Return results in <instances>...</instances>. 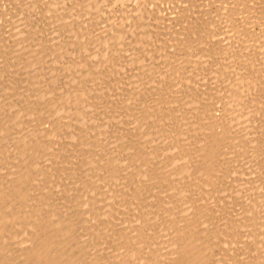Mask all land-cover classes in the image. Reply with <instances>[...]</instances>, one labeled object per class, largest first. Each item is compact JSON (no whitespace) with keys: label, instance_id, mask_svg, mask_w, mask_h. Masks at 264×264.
<instances>
[{"label":"rangeland","instance_id":"1","mask_svg":"<svg viewBox=\"0 0 264 264\" xmlns=\"http://www.w3.org/2000/svg\"><path fill=\"white\" fill-rule=\"evenodd\" d=\"M8 1V2H7ZM135 1V2H134ZM139 1V2H138ZM4 2V0H0V62H2V67H0V121L2 122V123H4V120H5V123L4 124H1V122H0V127L2 126L4 129L5 128H8L7 130L5 129V130H3V134L5 135H3L2 134V136H0V141L2 140V142L0 143V149H1V152H2V154L3 155H0V169H1V172L2 173H0V175L2 176V177H5L4 179H7L6 177H8V179L7 180H9V181H4V182H6V183H2L3 182V178L0 176V179H3V180H0V183H1V185L2 184H4V186H7L6 187V190H8L9 189V187H11L12 186V184L15 182V178H16V176L18 175V172H21L23 169H27V167H28V169L27 170H29L30 171V173H33V174H35V175H33V178L30 180V182L28 183V185H26V186H28V189H30L31 190V188L34 186L35 187V189H36V186H38V187H41V188H38L37 187V190H35L34 189V187L32 188V190L31 191H29L28 189H27V191H26V187L24 188V190H25V193L26 194H29L28 196H29V198H28V200L29 199H31L30 197H33V196H35L34 197V201H35V203H34V201H33V198L30 200L31 202V205H32V207H34V209H33V212H35L36 210H41L42 208H44L45 209V207H46V209L44 210V209H42V216L43 217H46V218H48L47 216H52L53 214H55L56 216L58 215V219L60 220H58V219H56V222H61V221H63V222H67V220L68 219H70V220H68V222L71 224V226H73L74 225V227H72V231H71V233H73L72 235L70 234V237L68 236V239H70V240H74V244H75V248H76V250H78L77 252H72V254H75L76 255V257L78 258V257H80V255H81V257H82V254H84L83 255V257L81 258L80 257V260H79V258L77 259L76 257H75V255H72V257L73 258H75V259H77V260H79V263L80 264H90V263H94V264H111L112 263V261H114L115 260V264H120V262H117V261H119V255L118 254H116V252H115V254L113 253L114 251H112L110 248H112L113 247V244L111 243L112 241H111V239L112 240H114L115 241V237L117 238H119V240H117L116 239V241H118V243H119V245L118 246H122V245H124L125 244V246H127V244L129 245V243L130 242H132V237L134 236V231H136V229L139 227L140 228V226H142V228H143V225H141L140 224V222H139V219H138V215H140L141 217L143 216L142 215V212L140 213V209L138 208V206H141L139 203H137V201H136V198L133 200L132 199V194H133V191H131L130 193H129V191H130V186H132V187H138L137 185H138V183L137 182H140V184H139V186H140V192H143V194L141 195L140 193L136 196L137 198H138V196H139V198L141 197V198H145V199H141L140 198V200L142 201H144L145 200V203H144V205H142L141 207H144L145 205V208H144V211L143 212H155V211H157V207L158 208H162L163 210H165V209H167L168 211H167V215L166 216H164V214H163V211L161 212V213H156L155 212V216H157V214H159L160 216H157V219H158V221H156L157 223H161V218H163L162 219V221H163V224L161 225V226H156V229L158 230V231H163L164 229L166 230V231H168V232H166L165 231V233H164V231H163V233H160V234H162V236H160L162 239L161 240H163V241H159L158 240V236L160 235H158L156 232H157V230L155 231V230H153V229H151V231H150V229H148V232H146L147 231V229H146V231L144 232V231H142L141 233H142V237H143V235L146 237H143L144 238V240H143V243H142V245H144L146 242H147V240L149 239L150 241H152V242H150V241H148L146 244H148V245H144L143 247L145 248V249H143V247H142V256L143 257H145V256H147L148 254H147V248H146V246H149L150 245V243H151V246L153 245V244H155L156 243V246L155 247H160V248H162L163 246H162V242H164V241H166L167 239V241L166 242H168L169 240H170V238H169V236L170 237H172L173 236V232H171L170 233V230L171 231H174V229L172 230V228L170 227V226H172V219L173 218H175L176 219V217H175V215H177V218L179 217V215L181 216L182 214H181V210H182V212H183V210H184V214L186 213L185 211L187 210V209H189V211H187V215H189L188 213L190 212H192L191 214H193L194 215V212L192 211V208L195 210V209H198V210H202V208H200V206H201V204H202V206H203V209H204V212L208 215H206V217H208V218H206L204 215V217H202V214H203V211L202 212H200V211H198V213L197 214H195V216H192V217H196L197 215H199L198 217V220H202L201 221V223L200 224H202V226L199 228V230H198V233H201L200 232V230H203L205 227H207V228H209V229H215V226H216V228H218V229H228L229 227H232V226H234V229L236 230V231H239V227L241 226V223H243L244 221H245V219H242L243 217H245V216H243V215H245V214H249V211H248V209L250 210H252V208H248V206L250 205V207L253 205H257V204H260V202L262 201V200H264V197H263V192H264V186H262V189H261V185H264V182H262V180L264 181V178L261 176V175H263L264 176V166H263V162H264V158H263V156L264 155H262V154H264L263 152L264 151H262V150H264V132L262 133V131L264 130V128H259V127H262V125H264V0H5V2ZM12 3V4H10V3ZM136 2L137 3H139V4H136ZM10 5H9V4ZM150 3H152V5L150 4ZM6 4V5H5ZM20 7H19V6ZM30 7H29V6ZM55 5V6H54ZM194 5H196V6H199V8L198 7H196V6H194ZM25 6V7H24ZM26 6H28L27 8H26ZM139 6H140V8H139ZM200 6H202V8H200ZM197 9H196V8ZM195 8V9H194ZM223 8H225V9H223ZM134 9V10H133ZM27 12H26V11ZM147 10V11H146ZM195 10H196V12H195ZM199 10V12L197 13V11ZM202 10V11H201ZM205 12H204V11ZM20 11H22V12H24V13H22V12H20ZM28 11L31 13V14H28ZM34 12V14H33V12ZM159 11H161V12H163L162 13V15H161V13H160V15L158 14V12ZM185 11V12H184ZM203 13H201V12ZM221 11H223V12H221ZM20 12V13H19ZM149 12V13H148ZM175 12V13H174ZM194 12V13H193ZM222 14H221V13ZM225 12V13H224ZM227 12V13H226ZM18 13V14H17ZM27 15H29V16H27ZM140 13H142V14H144V15H142V14H140ZM145 13H147L146 14V16H145ZM156 13L158 14L157 15V17H159V16H161L160 18H158V19H155L156 18ZM180 13H181V15H180ZM184 13V14H183ZM196 13V14H195ZM200 13V15H198ZM204 13H206V14H204ZM229 13V16H226L227 14ZM16 14H17V16L19 17H17L16 16ZM20 14H22L21 16H20ZM140 14V15H139ZM163 14L165 15L164 17H163ZM175 14V15H174ZM179 14V15H178ZM186 14H189V15H187L186 16ZM202 14V15H201ZM219 14L220 15H223V17L224 16H226L227 17V19H226V17H221V16H219ZM230 14H232V15H230ZM37 15V16H36ZM138 15V16H137ZM183 15H184V17H185V19L184 18H180L179 16H181V17H183ZM197 15V16H196ZM206 15V16H205ZM27 16V17H26ZM49 17V18H47V17ZM140 16H141V18H140ZM142 16H143V18H142ZM169 18V20L168 21H166V18L167 17ZM171 16H173L172 18H174V20H177L176 18L178 17L179 19V21L181 22H179V21H174L172 18H171ZM191 16V17H190ZM17 17V18H16ZM21 17V18H20ZM24 17H26V18H24ZM45 17V18H44ZM139 17V18H138ZM144 17H146L145 19V21H143L144 20ZM148 17H149V19H148ZM151 17V18H150ZM162 17H163V19L166 21H164L163 19H162ZM186 17H188L187 19H189V20H191V21H193L192 23H194V25L192 24V23H190L188 20H186ZM198 17L199 18H201V17H205V20H204V18H203V20L202 19H199V20H197L198 19ZM217 17V18H216ZM29 18V19H28ZM136 18H138V20L136 19ZM171 18V19H170ZM208 18H210V19H208ZM222 18V19H221ZM12 19H15V20H12ZM21 19H23L22 21H24L23 23L21 22ZM47 19H49V20H47ZM51 19H52V21H51ZM60 19V20H59ZM141 19H143V20H141ZM147 19H148V26H150L149 28L150 29H148V27H147V30H146V28L144 27V25H146V24H144V23H147ZM160 19H162V20H160ZM183 19V20H182ZM207 19V20H206ZM214 19V20H213ZM228 19H232V24H231V20L228 22L227 20ZM15 23L16 22V24H18L19 22V24L20 25H23V26H25V27H21L19 24L18 25H16V24H14L12 21ZM139 20H141V21H143V22H141V21H139ZM153 20L156 22V20H157V22L158 23H154L153 22ZM172 20V21H171ZM185 20L186 21H188V22H186V26H185ZM202 20V21H201ZM210 20V21H209ZM50 21V22H49ZM134 21H137L135 24H134ZM165 22V25L163 26L162 24H164V22ZM169 21H171V22H173V24H170L171 22H169ZM215 21V22H214ZM18 22V23H17ZM140 22L142 23V27H144V28H141V27H139V25H140ZM163 22V23H162ZM175 22V23H174ZM224 22H228V23H230V24H228V23H224ZM10 23H11V25H10ZM12 23H13V25H12ZM139 23V25H137ZM162 23V24H161ZM179 25H178V24ZM189 25H188V24ZM25 24V25H24ZM50 24V25H49ZM161 24V25H160ZM174 24H176L175 26H173ZM183 24V25H182ZM193 26H192V25ZM195 24H199V29L197 28V27H194L195 26ZM135 25H136V27H135ZM168 25H170L171 26V28L168 26ZM187 25H188V30H187ZM192 27H191V26ZM231 25H233V26H231ZM12 26H14L15 28L17 27V26H19L17 29H16V31L14 32L13 30H15V28H13ZM30 26V27H29ZM37 26V27H36ZM47 26V27H46ZM134 26V27H133ZM147 26V25H146ZM177 26H179V28L177 27ZM183 28H182V27ZM185 26V27H184ZM190 26V27H189ZM203 26V27H202ZM208 26V27H207ZM212 26V27H211ZM231 26V27H230ZM11 27H12V29H11ZM21 27V28H20ZM38 27L40 28V29H38ZM137 27H139V28H141V29H138ZM163 27L164 28H167L168 29V27H169V31L168 30H166V29H163ZM172 27H173V29H176V30H173L172 29ZM176 27V28H175ZM185 29L184 31L181 29ZM206 28L205 29V32H203L204 30H202V28ZM209 27H210V30H208L209 29ZM25 28V29H24ZM36 28L38 29V31L36 30ZM135 28H137V29H135ZM159 28H161V29H159ZM178 28V29H177ZM192 28V29H191ZM42 29H44V30H42ZM142 29H145L146 31H144V32H146V33H144L143 31H142ZM159 29V30H158ZM193 29H194V31H193ZM200 29L202 30V31H200ZM11 30V31H10ZM19 31V38H18V36H16L17 34H18V31ZM20 30H21V32H20ZM26 30H27V32H26ZM40 30V31H39ZM134 30L136 31V32H134ZM139 30V31H138ZM141 30V31H140ZM165 30V31H164ZM187 30V31H186ZM190 30V31H189ZM197 30V31H196ZM7 31H9L10 33H7ZM137 31H138V33L139 34H141V32H142V34H143V36H144V34H145V38L144 37H142L141 35H138V33H137ZM151 33H150V32ZM174 31V32H173ZM175 31H176V33H175ZM178 31L181 33V35H180V33H178ZM182 31V32H181ZM15 33V34H12V33ZM17 32V33H16ZM25 33H28L27 34V36H26V34H25V36L26 37H24V34ZM30 32V33H29ZM119 32V36L117 37V35L116 36H114L115 34H117ZM152 32H153V34H154V32H156V33H158V34H156V35H153L152 34ZM166 33V34H164V37L162 36V37H160V35H163V33ZM190 32V33H189ZM192 32H194V33H196V34H194V33H192ZM199 32H200V34H199ZM239 32V33H238ZM21 33V34H20ZM137 33V34H136ZM174 34L175 33V35H174V37H173V35L172 34ZM177 33H178V35H180V36H178L177 35ZM182 33H184V35H186L185 37L182 35ZM186 33V34H185ZM192 33V34H191ZM3 34H5V35H3ZM10 34V38L8 39V40H5V37L6 38H8V35ZM121 34H122V36H121ZM134 34H136V38L139 40V41H134V39L135 40H137L135 37H134ZM146 34H148L147 36H146ZM160 34V35H159ZM171 34V35H170ZM199 34V35H198ZM203 34H204V36H203ZM15 36V37H17V38H13L12 36ZM20 35H22L23 36V39H22V36L20 37ZM113 35V36H112ZM137 35H138V37H137ZM159 35V36H158ZM173 38V40H174V38H175V36L178 38V41H180V39H181V41H182V43H181V41L180 42H178V43H180L179 45H178V43H177V41H173V40H170V39H172L170 36ZM189 35H191V36H193L192 38H189L188 36ZM203 37H201V36ZM2 36H5L4 38H2ZM139 36L142 38V39H140L139 38ZM154 36H156V37H154ZM190 36V37H191ZM115 38L114 40L112 39V38ZM122 38V40L120 41L118 38ZM160 38V40H159V38ZM169 37H170V39H169ZM185 39H184V38ZM188 37V38H187ZM1 38H2V40H1ZM144 38V39H143ZM164 38H166V39H169V40H165ZM177 38H175L176 40H177ZM20 39H22L21 40V42H20ZM117 39H118V41L119 42H117ZM132 39V40H131ZM149 41V43L147 42V40ZM164 39L165 40V44L167 45H165V44H163V42H162V40ZM184 39V40H183ZM189 39V40H188ZM202 39H203V41H202ZM14 40H16L17 41V44H22L21 46H22V48H24L25 49V52H24V49H22L21 47H20V45H19V51L17 50L18 49V46H17V44H13L14 42ZM18 40H19V42H18ZM75 40V41H74ZM80 43V45H78V42ZM185 40H186V43H187V45H186V43H185ZM188 40V41H187ZM199 40H201L202 42H200ZM207 40V41H206ZM23 41V42H22ZM73 41V42H72ZM132 41H133V43H135V46H134V44H133V47L132 46H130V45H132ZM143 43H142V42ZM159 41V44L161 45V46H163V49L165 48V50L164 51H166V52H163L161 49H162V47L158 44V43H156V42H158ZM167 41H169V43L167 42ZM173 41V42H172ZM190 41V42H189ZM77 42V43H76ZM90 42V43H89ZM131 42V43H130ZM146 42L148 43V44H150L151 42H153V43H151V45H148V44H146ZM161 42V43H160ZM170 45V47L168 46V44ZM171 42V43H170ZM175 42V44L177 45V46H179V47H177V46H174V45H172L173 43ZM184 42V43H183ZM200 42V43H199ZM205 42H207L206 44H208V45H206L205 44ZM16 43V42H15ZM76 43V44H75ZM82 43H87L89 46H87V44H83V46H84V48H85V50H84V48H83V46H81V44ZM114 44V45H112V44ZM138 43H142V44H138ZM195 43H197V47H203L204 46V48H202V51H200V49H199V51H198V49H197V47H196V45H195ZM202 43V44H201ZM15 45L14 46V48H13V45ZM71 44V46H69ZM75 44V46L76 45H78V48L77 47H75V46H73V45ZM90 44L92 45V46H90ZM106 44V45H105ZM110 44H111V46H110ZM130 44V45H129ZM145 44V45H144ZM183 44H185V45H183ZM202 45V46H199V45ZM104 45L106 46L105 48H104ZM139 45H144V46H141V48H140V46ZM153 45H155L154 47L156 48L157 47V49H155V48H153L152 46ZM158 45V46H157ZM180 45H181V47H180ZM80 46V47H79ZM136 46H137V48H136ZM145 46H149V47H151L152 49V51H150L149 52V50H150V48L148 49V48H146L145 49ZM159 46L161 47V49L159 48ZM173 46L175 47V48H173ZM184 46H186V48L184 47ZM69 47H71L72 48V50H71V48H69ZM74 47H75V49H74ZM116 49V51H115V49ZM143 47H144V49L146 50V53L148 52V53H151V52H153V49H155L154 51L156 52V50H158V49H160L161 50V53H159L158 51V53L156 54L155 52H153V53H155V54H153V53H151V55L153 54V57H156L157 55V57L158 58H160V54H161V57H162V55H163V57L162 58H164L165 57V59H167L166 61H170V62H166L164 59H161V60H163L164 61V64H162L163 63V61H161V60H158V61H156V58H154V59H151L152 57H151V55H150V59L148 58L149 57V54H147V56H146V53H145V50L143 51ZM182 47L184 48V51L185 50H187V48H188V52L187 51H185L186 52V55L188 54L190 57L192 56V57H194V58H197L196 56H198L199 54V58H201L202 60H200L199 58H197V59H194V58H192L191 57V59H190V57L189 56H186L185 55V53H184V51H183V53H182ZM82 49V51H81V49ZM107 48H109V49H107ZM133 48H135L134 50H133ZM140 48V49H139ZM169 50H168V49ZM171 48H172V50H171ZM177 48V49H176ZM181 48V49H180ZM189 48H191V49H189ZM208 50V51H211L212 53H215V55H211L212 57H210V54H211V52L209 53V52H205V53H203V49L204 50H206V49ZM14 49V50H13ZM76 51V53H77V50H78V55L75 53H73V52H75L74 50ZM112 49V50H111ZM180 49V50H179ZM11 50L13 51V52H11ZM138 50H140V51H138ZM175 50L178 52H175ZM190 50H192L193 51V54L191 55V52H190ZM194 50H196L197 51V54H196V51L194 52ZM206 50V51H207ZM14 51H15V54H14ZM22 51V52H21ZM37 51L38 53L36 54L35 52ZM84 51H86L85 53H84ZM168 51V52H167ZM19 52V53H18ZM24 52V53H23ZM35 53V55L37 56V58H35V56H34V53ZM54 52H59L58 54L57 53H55V55H56V57L54 56ZM83 52V53H82ZM88 52V53H87ZM112 52V53H111ZM162 52H163V54H162ZM171 53V56H170V54L169 55H165L164 56V53ZM172 52H174V54L172 53ZM190 52V53H189ZM200 52H202V53H200ZM20 53H22V55L20 54ZM29 53V55H27ZM79 53H82V55H80ZM102 53V54H101ZM103 53H105L104 55L105 56H109L112 60H114V61H112V60H109L110 58H108V57H106L107 58V60H106V58H104L105 60H102L103 59V57H104V55H103ZM113 53H116V55H114ZM209 53V54H208ZM12 54V55H11ZM60 54V56H58ZM173 54V55H172ZM179 56H178V55ZM201 54H205L206 55V59L204 58L205 57V55L203 56V55H201ZM99 55H101V56H103V57H101V56H99ZM144 55L146 56V58H148V59H144L145 57H144ZM155 55V56H154ZM176 55V56H175ZM183 55H185V56H183ZM98 56V57H97ZM112 56V57H111ZM116 56V57H115ZM168 56H170V57H168ZM172 56H175L174 58L172 57ZM178 56V57H177ZM208 56H209V58H208ZM32 57H34V58H32ZM39 57V58H38ZM58 57V58H57ZM79 57H80V59H79ZM166 57H168V58H166ZM172 57V58H171ZM178 58V60H177V58ZM184 57L185 58V60L184 59H182V58ZM188 57V58H187ZM102 58V59H101ZM118 58V59H117ZM187 58V59H186ZM207 58H208V60H207ZM210 58H212V62L210 63ZM39 59V60H38ZM76 59H79V61H81V62H79L78 60H76ZM97 59H99V60H97ZM100 59L102 60V61H100ZM119 59H121L122 61H120ZM169 59V60H168ZM183 61H182V60ZM189 59V60H188ZM210 59V60H209ZM36 60L39 62V65L38 64H34V63H36ZM73 60L76 62L77 61V63L75 64V62H73ZM94 60H96V63H98L99 61H100V63H101V66H102V68H101V66H100V63H98V65L95 63V61ZM109 60V61H108ZM116 60H117V62H116ZM119 60V61H118ZM137 60V61H136ZM146 60V61H145ZM149 60V61H148ZM173 60V62L172 63H175V61H176V63L175 64H171V61ZM192 60H194L197 64H199V65H202L203 64V62H204V65L206 66V69L205 70H207V71H205L204 70V68H205V66H199V68H201V69H199L198 68V65L196 64V63H194L193 64V66L194 65H196V66H194V68H193V66H192V64H190V63H188V62H190L191 61V63H193V61ZM200 60V62L201 63H199L198 61ZM207 60V61H206ZM86 61V62H85ZM93 61V62H92ZM98 61V62H97ZM153 61L155 62L154 64H153ZM160 61V62H159ZM178 61V62H177ZM206 61V62H205ZM69 62H71V65L73 64V67L71 66V68L69 69ZM89 62H91V63H89ZM112 62V66L110 65H108V63L110 64ZM116 62V63H115ZM119 62L121 63V64H119ZM137 64H136V63ZM156 62H158L157 63V65H156ZM162 62V63H161ZM165 62L167 63V64H169V66H170V64L172 65V66H168L167 64L165 65ZM181 62V64L180 65H178L179 63ZM184 62H187L188 64H184ZM207 62H209L210 64H208V65H206L207 64ZM5 65H4V64ZM32 63H33V65H32ZM79 63H83V65H85V66H83V65H81V64H79ZM85 63V64H84ZM87 63H89L90 64V66H89V64H87ZM92 63H93V67H95V65L94 64H96V66H98V67H96V68H93L92 67V69H94V72L95 71H97V76H96V73L95 74H93V70L92 69H90V67L92 66ZM132 63V64H131ZM215 63V66L214 65H212V67H214V68H210L211 67V64H214ZM247 63L248 64H250V66L252 67V68H250V66L249 65H247ZM19 64H21V65H19ZM26 64V65H25ZM74 64H75V66L76 67H78V68H76L75 66H74ZM103 64H106V69L108 68V67H110V68H108L106 71H105V65L103 66ZM118 65V67L116 66V65ZM159 64H161V65H165V68H163V66H161L162 67V69H161V67H160V69L159 70H165V71H169V72H172V73H174V71H175V75L174 74H171V73H169L168 71H167V73H169V74H167V73H165V71L163 70L162 71V73L161 72H159L158 71V69L157 70H155L154 69V67L155 68H157V66L159 67ZM185 65L186 67L188 66V68H189V65H190V69L188 70V68H181V65ZM218 64V65H217ZM247 66H246V65ZM0 65V66H1ZM34 66L35 68H33L32 69V67H30V66ZM36 65V66H35ZM68 65V66H67ZM89 67V69L91 70H89L88 69V67ZM113 65L114 66H116L117 67V69L115 68V67H113ZM156 65V66H155ZM174 65V66H173ZM182 65V67H185V66H183ZM217 65V66H216ZM27 66V67H26ZM68 68H67V67ZM100 66V67H99ZM167 66L170 68H167ZM178 67L179 68V66H180V68H179V70L180 69H183V70H180L181 72H183V71H188V72H190L191 71V75H190V73H188V74H186V72H183L182 74H181V72H179V70H178V68H176V67ZM249 66V67H248ZM23 67V68H22ZM38 67V68H37ZM41 67V68H40ZM66 67V68H65ZM88 69V71H86L87 69ZM114 68V69H112V68ZM174 67V70L172 69ZM196 67V68H195ZM207 67H209L208 69H207ZM248 67V68H247ZM253 67H255V68H253ZM25 68V69H24ZM36 68H37V70H36ZM80 68V69H79ZM83 68V69H82ZM99 68H101V69H99ZM150 68V69H149ZM176 68V69H175ZM28 69V71H29V73H27V71H24V70H27ZM30 69H32V70H30ZM39 69H42V70H39ZM67 69H69L70 71H68ZM72 69V70H71ZM76 69V72L75 71H73V70H75ZM98 69V70H97ZM152 69H154V71L152 70ZM173 71H172V70ZM192 69H193V71H194V69H196V70H198V71H194V72H192ZM210 69V71L208 72V70ZM247 69H249L248 70V72H247ZM252 69H254L255 71L257 70L258 72H257V74H255L254 72L255 71H253ZM34 70V71H33ZM64 70H66V72L67 73H69V74H67ZM113 70V71H112ZM114 70L117 72V73H114V74H116V76L115 75H113V77L112 76H110V75H112L113 74V72H114ZM201 72H200V71ZM202 70H204V72L202 73ZM250 70H252V71H250ZM36 71V73H34ZM39 71V72H38ZM78 71V72H77ZM105 71V72H104ZM111 72V73H109V72ZM149 71H151L150 73V75H152L153 77H155V83L153 82L154 80L152 79V82H151V77H150V75L148 74V72ZM155 71H156V73H155ZM176 71L177 72H179L181 75H183V76H181L180 74H178L177 73V75L178 76H176ZM250 71V72H249ZM70 72H72V78H69V77H71V76H69L71 73ZM92 73L91 75H90V73ZM99 72V73H98ZM104 73V74H106V75H103V76H108L107 78H105L104 79V77H103V79H102V77H101V73ZM109 74H108V73ZM153 72V73H152ZM157 72L159 73V74H157ZM166 74H164V73ZM196 72H197V75H196ZM202 73V74H200V80L198 79H196L195 77H193L194 75H196V77L198 78L199 76V73ZM207 72H208V74H207ZM216 73L215 74V76L213 75V73ZM251 72H253V73H251ZM74 73H76V74H74ZM78 73H79V75H78ZM81 73V74H80ZM195 73V74H194ZM259 73V74H258ZM25 74H27V75H25ZM37 75V76H34V75ZM40 74V75H39ZM82 74H85L84 76L82 75ZM90 76H89V75ZM156 74V75H155ZM162 74V75H161ZM172 75V78L174 79H169V77H168V75ZM186 74V75H185ZM194 74V75H193ZM204 74H206V75H204ZM250 76H249V75ZM252 74H255V75H252ZM64 75V76H63ZM76 75V78L74 77ZM97 77V78H100L101 77V79L104 81V83L106 84V85H108V87L110 88V92H105V91H103V92H105V94L107 95H103V92L101 91V87H102V89L103 88H107L106 87V85L103 87L102 85H104V83H103V81L102 82H98L97 80L98 79H96L95 77ZM155 75V76H154ZM158 75H159V80L156 78V77H158ZM163 75H164V77H168V79L166 80V78H164L163 77ZM174 75V76H173ZM188 75V76H187ZM192 76V78H190V76ZM203 75V77H202V79H201V76ZM208 75V76H207ZM79 76V77H78ZM100 76V77H99ZM176 76V77H175ZM204 76L206 77V78H204ZM245 76H247L246 78H248V79H245L244 77ZM252 76H253V79L254 80H251L252 79ZM254 76L256 77V79L258 80H256L255 78H254ZM258 76H259V78H258ZM33 77L35 78V77H37V78H35V80L33 79ZM52 77H54V78H52ZM60 77V78H59ZM64 77H66V79H64ZM78 77V78H77ZM80 77H82V78H80ZM83 77H85V79L83 78ZM93 77V82H94V78H95V81H97V82H94V84H92L93 82L90 80L91 78ZM113 79V81H114V83H112L113 81L110 79ZM152 77V78H153ZM162 77V78H161ZM178 77V78H177ZM184 78V79H182V78ZM187 77H189V79H187ZM49 78H51V80L49 79ZM70 80H69V79ZM75 80H74V79ZM86 78L87 79H89L88 81L86 80ZM171 78V77H170ZM195 78V79H194ZM204 78V79H203ZM238 78V79H237ZM51 81V82H49V80ZM59 79V80H58ZM63 79V80H62ZM72 79V80H71ZM82 79V80H81ZM180 80L179 81V83H175V82H178V80ZM30 80V81H29ZM54 80H55V83L56 82H58V84L56 85V84H53L54 83ZM57 80V81H56ZM65 80V81H64ZM81 80V81H80ZM85 80V82L87 81V83H85V82H83ZM100 80V79H99ZM109 80V81H108ZM166 80V81H165ZM233 80H235L234 81V83H233ZM241 80H243V81H241ZM248 81V85H247V82L246 81ZM251 80V81H250ZM46 81H48L47 82V84H43V83H46ZM68 81V82H67ZM74 81H76V82H74ZM79 81V83H78V85H75L77 82ZM91 81V82H90ZM107 81L108 82H111V83H107ZM161 82V86H160V84L159 85H156V82ZM170 81V82H169ZM174 82L175 83V85H174V83H172V82ZM200 81V82H199ZM238 81V82H237ZM240 81V82H239ZM249 81H250V83H249ZM256 81V82H255ZM29 82H31V83H29ZM34 82V83H33ZM83 82V84H86V85H88V84H90V85H88L87 86V88H88V90L89 91H87V88H86V86L85 85H83V84H81ZM158 82H157V84H158ZM159 82V83H160ZM166 82V83H165ZM168 82V83H167ZM180 82H182V85H181V83ZM184 82V83H183ZM186 82V83H185ZM251 82H255V86L254 85H252V83ZM37 83V84H36ZM50 83V87L52 86H54V88H55V90H54V88H52L51 87V89L52 90H50V88H49V86H48V84ZM51 83H52V85H51ZM74 83V84H73ZM98 83V84H97ZM99 83H102V85H101V87H99L100 85H99ZM146 83V84H145ZM150 85H149V84ZM166 85H165V84ZM170 83V84H169ZM200 83V84H199ZM244 83H246V84H244ZM257 83V84H256ZM36 84V85H35ZM44 86H46V88L52 93L53 92V90L55 91V93H57L56 95L54 94V92H53V94H49V91L47 92L46 91V88L45 87H43V85ZM68 84V85H67ZM72 84V85H71ZM110 84H112L111 86H112V88H111V86H110ZM144 84L146 85L145 87H144ZM162 84H164V88H162L163 87V85ZM177 84L178 85H180V86H177ZM196 84H199V85H197L198 87L200 86L201 87V85H202V87L200 88V91L199 92H197L198 90H199V88L196 86ZM235 84V85H234ZM240 84H242V85H240ZM243 84H244V87H243ZM74 85V87H72ZM81 85H83V86H85V87H83V86H81ZM93 85V87L94 88H92V89H94V90H92L91 89V86ZM98 85V86H97ZM116 85V86H115ZM139 85H140V87H139ZM155 85V87H153V86ZM171 85H172V87H171ZM236 86L237 87V89L236 90H234L236 87H234V86ZM238 85H240V86H242L243 88V90L241 89V87H240V89H239V86ZM251 85V86H250ZM63 86L65 87L66 86V88H64V90L66 91V89H67V86L69 87V89H67V93L66 92H64V90H62L63 89ZM99 87V92L97 93L96 91H98L97 90V88ZM113 86H114V89H115V91H114V89H113ZM147 86H149V87H147ZM153 88V89H155V88H159V90H160V88H161V90L163 91V89H165L164 91V93H162V91H160L159 93H158V88H157V90H156V92L155 91H153V89L151 88V87ZM160 86V87H159ZM169 86H170V88H169ZM173 86H175V87H173ZM232 86H233V88H232ZM247 86H248V88H247ZM253 86V87H252ZM72 87V88H71ZM80 87H81V89L83 88V92H86V93H83L82 92V90L80 89ZM194 87H196V88H194ZM230 87L232 88V90L230 89ZM250 87H251V89H250ZM42 88V89H41ZM58 88H62L61 89V92L63 91V94H65V96L63 95V97H65V98H63V97H61L62 96V94L60 95V91H56V90H60V89H58ZM77 90H75V89ZM79 90H81V91H79L78 92V89ZM142 88H145V89H147V91H145V93H143V90H145V89H142ZM167 88V89H166ZM176 89L177 91L175 92V90L174 89ZM177 88H179V89H177ZM180 88H181V91L182 92H184V90H185V93H186V95H182L183 93H180L178 90H180ZM198 88V90L196 91V89ZM252 88H254V89H252ZM72 89V91H70ZM142 89V90H141ZM150 89H152V90H150ZM170 89V90H169ZM240 90V91H242V93H239L240 91H237V90ZM245 89H250L249 91H247V90H245ZM257 89V90H256ZM76 91V92H78V93H83L84 94V96H85V94H86V96L87 97H85V98H83V100L85 101V103H86V105H84L83 103V105H84V107L83 108H85L84 110H82L83 108H81L80 109V111L82 112V114H84V115H86L85 116V118H86V122H85V126H86V128L84 127V128H82L81 129V125H82V127H83V124H81V120H79L78 121V117L77 116H75V114L74 113H71V110H68L67 111V109L65 108V107H67V105L66 104H70V101H72V97L74 98V96L75 95H77L76 94V92L74 93L73 91ZM139 90H141V93H139L140 91ZM150 92H149V91ZM167 90H169V91H171L172 90V93H173V97H172V100L174 101H172V103H174L175 104V101L176 102H179L180 101V105H179V103H177L176 105L177 106H179V107H177V106H174L173 104V106L174 107H176V108H173V106L172 105H170V104H168L169 102H170V97L172 96V94H170V92L169 91H167ZM193 90V91H192ZM227 90H231V92H230V95L233 93V91H234V94H236L235 96H237L236 98H235V96H233L234 94H232L231 95V97L233 98H235V101L237 102H235V101H233L234 100V98L233 99H231L230 98V95L228 94L229 93V91H227ZM111 91H112V93H111ZM152 91V92H151ZM174 91V92H173ZM190 91H191V93H190ZM196 91V92H195ZM257 91V92H256ZM69 92H72V93H69ZM97 93V95H98V97L96 96V93ZM148 92V93H147ZM167 92H169V93H167ZM192 92H193V94H194V92L195 93H197V94H195V95H193L192 94ZM226 92H228V93H226ZM236 92V93H235ZM245 92V93H244ZM247 92H248V94H247ZM46 93V94H45ZM75 94V95H71L72 97H70V94ZM89 93V94H88ZM111 95H109V94ZM158 93V94H157ZM184 93V94H185ZM190 95H189V94ZM227 95H226V94ZM239 93V94H238ZM246 95L247 94V97L244 95V94ZM254 93V94H253ZM59 94V95H58ZM69 94V95H68ZM100 94V95H99ZM140 94V95H139ZM159 94H160V96H159ZM176 94V95H175ZM179 94H181V96L179 95ZM48 95H50V96H48ZM53 95H55L54 97H53ZM88 95H90V96H88ZM133 95H135V97L133 96ZM136 95H137V97H136ZM139 95V96H138ZM144 95V96H143ZM146 95H148L147 97H146ZM158 95V96H157ZM192 95V96H191ZM226 95V96H225ZM229 95V96H228ZM240 95H242V96H244V97H242V96H240ZM42 96H45V97H42ZM66 96H67V98H69V100L70 101H67V98H66ZM92 96V97H91ZM93 96H95V97H93ZM100 96V97H99ZM102 96H104V97H102ZM110 96V97H109ZM142 96V97H141ZM153 96V97H152ZM168 96H169V98H168ZM177 96H179L178 98H179V101L177 100L178 98H175V97H177ZM191 97V100L193 101V102H195L194 104H193V102L190 100H188V99H190V97L188 98V99H185L184 100V102L182 103V101H183V97ZM195 96H197V98H195ZM225 96V97H224ZM227 96H228V98L229 99H227L228 101H225L226 100V98H227ZM40 97V98H39ZM49 97V98H48ZM59 97V98H58ZM155 97V98H154ZM180 97H181V99H180ZM192 97L193 98H195V99H192ZM241 97H242V99H241ZM38 98V99H37ZM53 98L56 100H53ZM62 98V99H61ZM89 100H87V99ZM91 98V99H90ZM134 98V99H133ZM139 98H141V99H139ZM145 98V99H144ZM146 98H147V100H146ZM151 98H154V99H156V101L158 102V101H162L164 104L166 103V102H168L167 104L168 105H170L169 107H171L172 108V112L171 111H169L168 109H169V107H167L168 105L167 104H165V105H161L160 104V102H155L154 104L152 103V102H154L155 100L153 99V100H150ZM224 98H225V100H224ZM245 98H248V99H246V100H249V98L251 99V100H249V102L248 103H250L249 105H250V107L248 108V110H247V107H246V110H245V108H243V106H249L248 104H246V105H244V102L246 101L245 100ZM37 99V100H36ZM40 99H42V100H40ZM48 99H50L51 101H48ZM97 99H102V100H100L101 101V104H100V102H98V100ZM138 99V100H137ZM149 99V100H148ZM166 99V100H165ZM240 99V100H239ZM245 100L244 102H242L241 100ZM24 100V101H23ZM44 100H45V102H44ZM62 100H64V101H62ZM93 100V101H92ZM94 100H95V102H94ZM105 100H109L108 102H110V103H108L107 101L105 102ZM126 100H129L128 102H129V104L131 103V105L130 106H127V105H129V104H123L124 102ZM131 100V101H130ZM146 100V102L144 103H142V101H145ZM169 100V101H168ZM194 100H196V101H194ZM230 100V101H229ZM26 101H27V103H26ZM36 101H40L39 103H40V105L38 106V102H36ZM59 101V102H58ZM65 101H67L66 103H64ZM91 101V102H90ZM134 101V102H133ZM164 101H166V102H164ZM187 101H189V102H192V104L191 105H189L188 104V102ZM232 101V102H231ZM238 101H240L241 102V104H240V102H238ZM251 101V102H250ZM42 102H44V104L42 103ZM54 102H56L55 103V106L57 105H59V107H61V108H58L59 110H60V112L62 111V113L60 114V112H59V114H58V112H53L52 111V107H55L53 104H54ZM60 102H63L62 104H63V106H62V104L60 103ZM87 102H90L89 104H87ZM127 102V101H126ZM125 102V103H126ZM127 102V103H128ZM132 102H133V104H132ZM161 102V103H162ZM185 102H187L186 104L187 105H189L190 106V108L192 107V106H194L193 108H188L189 106H187L186 104H185ZM197 102V103H196ZM225 103V105H224V103ZM227 102V103H226ZM229 102H231V103H229ZM234 102V103H233ZM247 102V101H246ZM9 105H8V104ZM49 103V104H48ZM97 103L98 104H100V106L98 105V106H96L97 105ZM105 103H108V105L110 106L111 105V108L113 107V108H116V109H114V110H116V111H114L113 110V108H112V110H111V108H109V106L107 105V107H106V105H105ZM142 103V104H141ZM158 105H157V104ZM162 103V104H163ZM239 104V106L237 107V105ZM242 103H243V105H242ZM7 104V105H6ZM51 104V105H50ZM94 104H96V105H94ZM114 104V105H113ZM141 104V105H140ZM152 106V107H150V105ZM153 104V105H152ZM230 106L231 105V107H228L227 108V106L228 105ZM5 105H6V107L8 106V108L7 109H5L6 107H5ZM29 105V106H28ZM44 105V106H43ZM47 105H50V106H47ZM65 105V106H64ZM71 105V104H70ZM101 105H103V106H105V107H103V106H101ZM122 105H123V107H124V112H126V113H123L122 111L123 110H121L120 111V109L122 108L123 109V107H122ZM124 105H126L127 106V108H126V106H124ZM145 105V107H143V106ZM159 105H161V106H163L162 108H160L159 107ZM167 105V106H166ZM181 105H185L184 107H182ZM198 105V106H197ZM236 105V106H235ZM11 106V107H10ZM39 108H38V107ZM45 106H47L46 107V110L45 109H43ZM56 106V107H57ZM89 106V107H88ZM92 106V108H91V110L89 109L90 107ZM94 106H96V109H95V107ZM121 106V107H120ZM132 106V107H131ZM142 106V108H140ZM146 106H147V108H146ZM164 106H165V109H164ZM187 106V108H185ZM234 106V107H233ZM242 106V107H241ZM5 107V108H4ZM10 107V108H9ZM28 107H31L30 109L28 108ZM55 107V108H56ZM86 107H87V109H89L88 111H87V109H86ZM100 107H102V108H100ZM129 107H131L130 109H131V111L132 112H134L136 109H138V111L139 112H134V113H132L131 111H129L130 109H129ZM148 107H149V109H148ZM158 109V110H155L156 108ZM199 108L200 107V110H201V107H203L202 109V111H203V113L202 112H200L201 114H198V112L200 111L199 109H194V108ZM207 107H210V109H212L211 111H213V112H210V110L208 111V109L209 108H207ZM258 107V108H257ZM259 107H260V109H259ZM22 108V109H21ZM23 108L25 109V112H24V110H23ZM40 109L41 108V110L39 111V110H37V111H35L36 109ZM66 109V110H61V109ZM103 108H104V111H103ZM106 108H108V109H106ZM134 110H133V109ZM140 108V109H139ZM150 108H153V110H155V112H153L152 114H155V117H156V119H157V121H160L161 123H159L158 124V126H157V129L155 130V132H153L154 130H150V128L151 127H149V126H151V123H149L150 122V120L148 119L149 117V110H151ZM167 108V109H166ZM171 108H170V110H171ZM180 108H182L181 110H180ZM183 108H184V111L185 112H187L185 109H188V113L189 114H193V115H191V116H193V117H188V118H184L185 117V113H182V111H183ZM205 108H207V109H205ZM230 108V109H229ZM242 109V110H240V109ZM4 109H5V111H4ZM8 109H10V110H8ZM14 109V110H13ZM15 109H16V111H15ZM18 109V110H17ZM27 109V110H26ZM33 109V111H35V112H33V111H31ZM49 109V111H50V114H49V111H47ZM57 109V108H56ZM92 109H94V111L92 110ZM97 109H99V111L97 110ZM100 109H102V111H100ZM109 109H110V111H109ZM127 109V111H129V112H127V111H125ZM141 109L142 110H147L148 109V111H141ZM161 109V110H160ZM174 109H179L177 112L174 110ZM194 109V111H196L195 113H196V116L194 115L195 113H194V111H192ZM227 109V110H226ZM233 113L232 115L230 114L231 112H229V110ZM238 109V110H237ZM252 111H251V110ZM6 110H8V112H6ZM22 111L23 110V117H24V115H25V118H22L21 119V122H20V120H19V122L20 123H17V121H16V123L14 122L15 120L14 119H16V116H14L12 113H14V111H15V113L14 114H17V111L19 112V111ZM29 110V111H28ZM58 110V111H59ZM79 110V109H78ZM199 110V111H198ZM233 110H235V112L236 111H238L237 112V114L240 112V113H244V114H236ZM20 111V112H21ZM54 111H56L55 109H54ZM86 111L88 112V113H86ZM93 111V113L94 112H98L97 114L96 113H94V114H91V112ZM108 111L111 113L112 112V114L115 112V115H112V114H110V113H108ZM117 111H119V112H122V114L121 115H119L120 113L119 112H117ZM152 111V110H151ZM156 111H159V112H161V113H157ZM167 111V112H166ZM175 111V112H174ZM183 111V112H184ZM192 113H191V112ZM198 111V112H197ZM206 111L208 112L207 114H206ZM229 112V113H227V114H224L225 112ZM246 111L247 112H251V114H249V115H247L246 116ZM39 114H38V113ZM83 112H85V113H83ZM146 112V113H145ZM148 112V113H147ZM165 112H166V114H165ZM173 112L175 113V115H173ZM179 112L180 113H182V116H183V114H184V116L181 118V114H179ZM258 112H260V113H258ZM26 113V114H25ZM35 113H37V114H35ZM51 113H53L52 115H51ZM56 115H55V114ZM69 113V114H68ZM108 113V114H107ZM118 113V114H117ZM139 113H143V114H145V115H141V116H132V115H140ZM172 114V116H169V115H171ZM187 113V114H188ZM213 114L214 113V115H215V118H213V119H216V118H220V116L221 115H223L224 117L226 116V118H223V116H222V118H220L219 120H220V122H217L218 124L217 125H222V129H220V130H222L223 132H221L222 134H224V136L226 135V139L224 140V144H225V142H226V144L228 145V146H226V144L224 145L225 146V150L229 153V150H230V153H229V155L227 154V152L226 151H223V156H225L224 157V159L225 158H227V159H225V161H224V159H222V161L223 162H221L224 166L221 168V169H223L224 167H226V168H224L223 169V171L222 172H220V177H222L221 178V180H223V182H220L219 184H217V185H215L214 187L216 188V186H218L215 190H216V192L214 191V193H213V190H214V188L213 187H211L210 189V191L208 190H205V191H203L202 193L200 192V191H197L196 189L194 190V187H195V185L193 184V182L194 183H197V181H193V179L191 178V182H190V180H189V178H187L188 176L186 175V174H180L181 172H180V170L178 169V167H176L177 165H173V164H177V162H176V159L178 160V161H180V155L181 154H183V155H185L186 154V150H187V148H189V147H192V148H194L195 150H193V151H197L198 150V146L197 145H195V144H193L192 142L190 143V146L189 147H187V144L189 145V142L190 141H193V140H190L191 138H193V139H195V141H196V143H198L200 140H199V138H200V135L198 134V133H195V132H197V131H199L200 132V130H198L197 129V131H195L193 128H196V127H194V125L195 126H197V128H199V126L201 125V124H203L204 123V121L202 120V123H199V120H200V122H201V117L202 116H205L206 115V117H210L209 119H208V125L207 126H211L212 124H214V122L213 121H211V120H213V119H211V114ZM258 113V114H257ZM35 114V115H34ZM88 114V115H87ZM90 114V115H89ZM95 114H96V116H95ZM124 114H129L130 116H124ZM151 114V113H150ZM164 114V115H163ZM178 114L180 115V118H179V116H178ZM189 114L188 115H186V117L187 116H189ZM200 116V117H198V118H200V119H198L197 118V116L198 115ZM253 114H254V116H253ZM255 114H257V115H255ZM10 115L12 116L13 115V117H15V118H13L12 119V117H10ZM54 115H55V117H54ZM69 117H67V116ZM83 115V116H84ZM95 116V117H91V116ZM124 116L123 117V119L125 118H127V117H130V119L129 118H127L125 121L123 120H121V116ZM169 116L170 117V119H168V118H166L167 116ZM202 115V116H201ZM209 115H211V116H209ZM231 117H230V116ZM236 115L237 116H240V117H237L236 118ZM243 115H245L247 118H244L245 116H243ZM87 116H89V117H91V118H88ZM107 116V117H106ZM109 116H110V118H109ZM115 116V117H114ZM164 116V118H162ZM166 116V117H165ZM175 116H176V119H174L173 120V122H172V117L173 118H175ZM228 116H229V118H228ZM255 116H257V117H255ZM8 118V123H6L7 121V119L6 118ZM65 117H66V120H65ZM76 117H77V119H76ZM105 117L107 118V119H105ZM118 117H120V118H118ZM139 119H143V118H146L147 119V123L149 124L148 126H147V123H145L146 121V119H143V120H138V118ZM141 117V118H140ZM177 117H178V119H177ZM196 117V118H195ZM244 118V120L243 119H241V118ZM254 117V118H253ZM4 118V119H3ZM9 118H11L10 120H9ZM116 118H118V119H116ZM193 119V120H189V119ZM258 120V122H259V120H261L259 123L256 121V119ZM2 119V120H1ZM56 119H57V121H56ZM65 120V122L66 123H64V120ZM109 119H112V120H110L111 122H113V120H114V122L112 123V124H117V121H119V123L117 124V126H115V125H111V123H110V121H109ZM136 119H137V121H136ZM170 121H168V120ZM183 119V120H182ZM185 119V120H184ZM196 119H197V121H196ZM222 119H225V120H222ZM237 119V120H236ZM238 119H240V120H238ZM245 119H247V120H245ZM14 120V121H13ZM36 120H37V122H39V123H37L36 122ZM87 120L89 121V123L87 122ZM117 120V121H116ZM166 120V121H165ZM179 121V120H182V121H186V122H188V121H193L194 122V125H193V122H188L187 124L185 123V122H182V121H180V123L178 124L177 123V121ZM188 120V121H187ZM255 120V122H253ZM33 121V124L32 123H30L29 124V122H32ZM55 121H56V123H55ZM76 121H78V122H76ZM104 121H105V123H104ZM107 121V122H106ZM142 121H145V122H142ZM175 121H176V123H175ZM222 121V122H221ZM224 121H225V123H224ZM10 122H13V123H10ZM51 122V123H50ZM57 122H58V124H57ZM60 122V123H59ZM68 122V123H67ZM166 122V123H165ZM181 122H182V124H181ZM195 122H197L196 124H195ZM204 123V125L203 126H206L205 124H207V123ZM209 122H211L212 124L210 125V123ZM245 122V123H244ZM263 123V124H260V123ZM36 123V124H35ZM55 125H54V124ZM169 123V126L167 125ZM189 123L190 124H192V125H189ZM239 123H243V126H241V127H243L242 129L243 130H241V127L239 126L240 124ZM251 123V124H250ZM255 123H256V125H258V124H260V126L258 125V126H252V124L253 125H255ZM18 124V125H17ZM106 124H109L111 127L109 128V125H105ZM141 124V125H140ZM143 124H144V126H143ZM145 124H146V126H145ZM171 124H173V125H171ZM197 124H199V126L197 125ZM245 124V125H244ZM31 127H30V126ZM34 125V126H33ZM37 125H39V126H37ZM56 125H58V126H56ZM69 127H68V126ZM71 125V126H70ZM79 125V126H78ZM134 125H135V127H134ZM137 125H139V126H137ZM162 125V126H161ZM178 125H180V126H182V127H180V126H178ZM186 126V128L187 127H189L188 129H185V126ZM242 125V124H241ZM249 125H251V126H249ZM5 126V127H4ZM11 126H12V128H14V130L16 131V130H18L17 132H13V129H11ZM15 126V127H14ZM20 126V127H19ZM29 126V127H28ZM52 126H55V127H52ZM65 128V129H69L70 127V129L68 130V131H66L65 129H64V131H66L65 133H64V131L62 130L63 129V127ZM100 126H101V129L99 130V128H100ZM107 127L108 128V130H110V132L112 131V133H111V135L109 134L110 132L107 130V128H103L102 129V127ZM114 126V127H113ZM163 126H164V128L166 127V129H164V130H162L163 129ZM170 127V128H168V127ZM173 126V127H172ZM175 126H178L179 127V129L181 128L183 131L184 130H186L185 131V134H184V132H182V130H181V132H180V130L178 129V127H176V129H175ZM184 126V127H183ZM191 126H192V129H191ZM202 126V127H203ZM248 126L250 127V129L248 128ZM99 127V128H98ZM138 127V128H137ZM145 128L146 130H148L150 133H152V135L149 133V132H147L145 129H142L143 130V133L141 134V133H139V132H142L141 131V128ZM149 127V128H148ZM160 127H162L161 129H160ZM201 127V126H200ZM201 127V128H202ZM220 128H221V126H219ZM251 127H254V128H252V130H251ZM258 127V128H257ZM264 127V126H263ZM3 128H1V129H3ZM10 128V129H9ZM16 128V129H15ZM51 128H53V129H55L54 130V133L52 134V132H53V129H51ZM79 128V129H78ZM117 128V129H116ZM158 128L161 130H158ZM200 128V129H201ZM239 128H240V130H239ZM247 128V129H246ZM80 129L81 130H83L84 129V131H81L82 132V134H81V132H80ZM115 129H116V131H115ZM121 129V130H120ZM136 129V132L135 133H137V135H136V138H135V136H134V134H131V133H133V131L131 132V130H135ZM139 129V130H138ZM175 129V130H174ZM223 129H225V130H223ZM230 129V131H229V135H228V131L227 130H229ZM251 130V131H249V130ZM255 129V130H254ZM258 129V130H257ZM8 130H10V131H8ZM52 130V131H51ZM76 130H78V132H80V134L76 131ZM103 130H105V131H103ZM114 130V131H113ZM137 130L139 131V132H137ZM166 130L168 131V133H166ZM175 131L174 133H173V131ZM191 131L190 133H192L193 132V130H194V132L191 134V135H189V133H188V138L189 137H191L190 139H187L186 140V134H187V132L188 131ZM219 130V131H220ZM243 131L242 132V134L239 132V131ZM259 130H261L260 132H259ZM6 131V132H5ZM8 131V132H7ZM28 131H34V134H35V131H37L36 133H38L37 135H34L35 137H33L32 136V132H28ZM50 131V135H51V137L53 138H51V141H55V142H58V141H60L57 145H58V147L56 146V148H54V150L52 149V155L53 156H55V157H53V156H50V155H48L47 153H42L41 155H40V157L38 158V159H41V161H39L37 158H33L32 156H31V154H28V155H26V158H28L27 160H26V158L24 157V158H22L21 156H19V158L18 157H16L17 155H19V151L20 150H18L17 149V151H16V149L15 148H18L19 147V149H23L24 148V146L23 145H21V144H25L26 143V141H24L23 139L25 138V135H31V137H32V139H31V137L30 136H27L31 141H34V138L35 139H37L38 138V140H41V141H44V139H45V142L46 143H52V142H50V140H49V138H50V136L49 137H46L45 136V138L44 137H42L41 135H45L47 132H49ZM76 131V132H75ZM99 131H101V132H99ZM118 131H121V132H118ZM157 131H159V132H157ZM162 131H164V132H162ZM226 131H227V133H226ZM236 131H238V133L241 135H239V137L240 138H238V135H237V132ZM250 132V135H247V134H249V132ZM10 132V133H9ZM11 132H13L14 133V135H13V133H11ZM40 132V133H39ZM74 132V133H73ZM101 133L100 135H101V137L99 136V133ZM109 136V138H108V136L105 134V133ZM116 132V133H115ZM129 132H131L130 134H127V133H129ZM145 132H147V133H145ZM255 132H256V134L257 135H255ZM7 134V136H6V134ZM9 133V134H8ZM17 133V134H16ZM27 133V134H26ZM29 133H31V134H29ZM96 133V134H95ZM98 133V134H97ZM102 133H103V137L104 136H107L106 138H104V139H102ZM141 135H139V134ZM160 133V134H159ZM175 133H177V134H175ZM194 133L196 134V135H194ZM233 133V134H232ZM243 133H244V138L242 137V135H243ZM254 134V135H252V134ZM258 133H262V134H259V136H258ZM11 134V135H10ZM60 134V137H57L58 135ZM72 134H75V135H72ZM105 134V135H104ZM146 134V136H144V137H142L143 135H145ZM147 134H149V135H147ZM157 134H158V136L161 138H163V136H162V134L164 135V137H165V139H167V142L169 143V144H171V143H174V141H175V143L174 144H171L170 146L167 144H165V143H167L166 142V140H163L162 138H161V141H159L158 140V138L159 137H157ZM166 134V135H165ZM167 134H168V137L166 138V136H167ZM174 134V135H173ZM199 136H198V135ZM230 134H232V136L230 135ZM9 135V136H8ZM47 135V134H46ZM61 135H62V137H61ZM70 135L73 137V136H75V137H73L74 138V140H71L70 139ZM77 135V136H76ZM81 135H82V137H81ZM120 135V136H119ZM122 135V136H121ZM130 135V136H129ZM134 136V141H133V138L131 139V140H128V138L130 139L132 136ZM156 136V141H154V139L153 138H155V136ZM175 136V137H172V136ZM181 135H183L181 138L179 137V136H181ZM195 136V137H193V136ZM231 136V138L230 137H228V136ZM233 135H235V136H233ZM246 135V136H245ZM4 136V138H2ZM13 136V137H12ZM38 136V137H37ZM40 136V137H39ZM67 136L69 137V139H67ZM80 136V138H78V140L79 139H81L82 140V142H80L81 140H79V142H78V140H77V137H79ZM110 136L113 138H110ZM117 136V138H119L120 139V137L122 138V140H118V139H115V137ZM137 136H138V138L140 139V140H138V138H137ZM186 136V137H185ZM197 136V137H196ZM236 136H237V138H236ZM5 137H6V139L8 140H10V142H9V140H8V142H7V140H5ZM7 137H11V138H7ZM24 137V138H23ZM54 137H56L55 139H54ZM71 137V138H72ZM125 139H124V138ZM150 137V138H149ZM153 137V138H152ZM234 137H235V139H234ZM243 139H245L246 138V140L244 141V140H242V138ZM39 138H41V139H39ZM48 138V139H47ZM64 138H66V139H64ZM72 138V139H73ZM144 138V139H143ZM149 138V139H148ZM152 138V139H151ZM171 139L170 141L171 142H169L168 141V139ZM175 138V139H174ZM43 139V140H42ZM97 139H99V141H102L103 140V142H98V140ZM149 141H148V140ZM177 139H178V143H176L177 142ZM197 139V140H196ZM230 139V140H229ZM235 141H233V140ZM5 140V141H4ZM47 140V141H46ZM49 140V141H48ZM70 140V141H69ZM115 140H117V144H115L114 145V143H113V141H115ZM125 140H127V141H125ZM138 140V141H137ZM150 140H153V142H151ZM162 140H163V142L165 141V143L163 144V142H162ZM173 140V141H172ZM189 140V141H188ZM229 142H227V141ZM232 140V141H231ZM22 141V142H21ZM65 141H66V144H65ZM73 141V142H72ZM95 141H97V143L98 144H96V142ZM108 141H111V142H108ZM121 141H123V142H126V145L127 144H130V146L133 148V151H134V153L135 154H133V152H132V150L130 151H127V150H125V154L124 153H121V155H120V157L122 156L123 157V160H126L127 162H125L124 164H123V166L122 165H120V166H118V168L120 167V170L121 171H119V169L117 168V169H115V170H113L112 171V169L109 167V163H111L112 162V160L114 161V159L115 160H122V157L120 158H118L117 159V156H119L118 155V152L116 153V155H115V153L114 152H116V148H118V146L121 144V145H123L122 144V142ZM133 143H135V141H137L139 144H140V146H138L139 144H137L136 143V145L134 146V145H132L131 144V142ZM146 141L147 142H149L150 143V145H149V143L148 144H145L146 143ZM188 143H187V142ZM237 141H242V142H244L243 144H245L246 145V143H247V146H245L244 148H246L247 149V152L244 150V153H243V151H242V148H243V144L240 142H237ZM55 142H53V144L54 145H56V143ZM67 142H68V144H67ZM69 142L71 143V144H69ZM116 142V141H115ZM118 142H121L120 144L118 143ZM127 142H130V143H127ZM145 142V143H144ZM157 142V143H156ZM161 142V143H160ZM237 142V143H236ZM246 142V143H245ZM78 143H80L79 145H78ZM95 143V144H94ZM105 143H106V145H105ZM112 144V146L110 145V144ZM155 143V144H154ZM181 143H184L183 145L181 144ZM239 143V144H238ZM82 144V145H81ZM84 144V145H83ZM94 144V145H93ZM103 144V145H102ZM108 144V145H107ZM145 144V145H144ZM152 144H154L155 146H153ZM156 144H158V145H156ZM179 145L180 144V146H177V145ZM191 144H192V146H191ZM232 144V145H231ZM243 146H242V145ZM96 145V146H95ZM124 145H125V143H124ZM125 145V146H126ZM147 145H149V146H147ZM160 145V146H159ZM173 145V146H172ZM182 145V146H181ZM184 145H186V147H184ZM193 145H194V147H193ZM234 145V146H233ZM263 145V146H262ZM21 146H23V147H21ZM53 146V145H52ZM99 146V147H98ZM103 147L102 149H101V147ZM107 146V147H106ZM113 146H117L116 148L114 147V148H112ZM129 145L127 146V148L126 149H132L131 147H130ZM146 146V147H145ZM150 146H153V147H151L150 148ZM176 146H177V148H178V150H177V148H176ZM197 146V148H195ZM230 146H232L231 147V149L229 148ZM240 148H238V147ZM241 146H242V148H241ZM260 146V147H259ZM6 149H4V148ZM60 147V148H59ZM62 147H64V149L65 150H67V152H64L65 150L63 149L62 151H61V148ZM121 147H123V146H120L119 148H121ZM129 147V148H128ZM136 147H140V149L141 150H139V148L137 149ZM180 147V148H179ZM181 147H182V150H183V147L186 149L185 151H180L181 150ZM226 147H228V148H226ZM235 147H237V149L239 150H237ZM263 149H262V148ZM3 148V149H2ZM57 148H59V149H57ZM95 148H96V150H95ZM112 150H115V151H112ZM142 148H146V150H147V154H148V152H150V150H151V152L148 154V156L146 155V150H145V152L142 150ZM159 148V149H158ZM173 148L175 149V150H173ZM192 148H189L188 150V152H191V150H192ZM243 148V149H244ZM259 148H260V150H259ZM15 151H14V150ZM60 150V151H58V152H56L57 154H55V152L54 151H56V150ZM98 149H99V153L101 154L100 155V157H99V153H96L97 151H98ZM101 149V150H100ZM180 149V150H179ZM191 149V150H190ZM234 149H236V150H234V152H233V150ZM258 149V150H257ZM2 150H5V151H2ZM143 151L142 152V154L144 153V155H142L141 154V156L139 157L138 156V158L136 157V153H137V151ZM149 150V151H148ZM157 150V152H155ZM252 150L255 152V150H257L256 152H255V154L257 153V154H261V152H259V151H262V156L260 157V154H259V157H258V155L256 156L255 154H254V152H252ZM13 151V152H12ZM164 151V154H160V153H162ZM166 151V152H165ZM175 151H177V152H175ZM231 151H232V153H231ZM238 151V152H237ZM0 152V153H1ZM3 152H5V153H3ZM62 152H64V153H62ZM113 152V153H112ZM129 152H131V153H129ZM159 152V153H158ZM181 152V154L179 155L178 153H180ZM242 153L243 155H245V156H243L242 154H241V157L238 159V157L240 156V154L239 153ZM248 152H250V157H251V159L252 158H255L256 157V159L257 158H259V160L261 161H259L258 159L256 160H254V159H252L253 160V162H256V163H254V164H252L253 162L251 161L250 162V160H248L250 157H249V153ZM252 152V153H251ZM13 153H15V155L13 154ZM58 153H59V156H60V154H62L63 156H65L64 158H61V156H60V158L58 157ZM128 153H129V155H132L131 157L130 156H128ZM177 155H176V154ZM233 153H235L237 156H235ZM239 155H238V154ZM248 153V154H247ZM97 154H98V156H97ZM123 154V155H122ZM175 154V155H174ZM225 154V155H224ZM30 155V156H29ZM45 155H47L48 157H50V158H48L47 159V156H45ZM113 155H115L116 156V158H115V156L114 157H111V156H113ZM146 155V156H145ZM159 155V156H158ZM161 155H163V157L165 156V159H163L164 160V162L162 163V162H160V160L161 161H163L162 160V158L163 157H161ZM178 155H179V157H178ZM187 155V154H186ZM185 155V157H187ZM255 155V156H254ZM42 156H44L43 158H42ZM62 156V157H63ZM95 156H97V157H95ZM127 158H126V157ZM142 156H144V157H142ZM150 156L152 157L153 156V158H150ZM156 156H158V158H156ZM228 156V157H227ZM243 156V157H242ZM32 157V158H31ZM52 157V158H51ZM57 157V158H56ZM141 157H142V159H141ZM155 157V158H154ZM161 157V158H160ZM168 158V160H167V158ZM176 157H178V158H176ZM183 157V156H182ZM235 157H237V159L235 158ZM22 158V159H21ZM30 158H31V160H30ZM55 160H54V159ZM95 158V159H94ZM101 159V162L103 161V163L105 164H103L102 165V168L100 167L101 165V162L99 161L97 164L95 163L94 165H92L95 161H98V159ZM103 158V159H102ZM141 159V162H140V159ZM151 160H149V159ZM176 158V159H175ZM262 158V159H261ZM24 159V160H23ZM35 159H37V161L35 160V163L37 162L38 163V165L39 166H37L36 165V169H40L39 171V174H36V173H38L37 171L38 170H36V172H35V168L33 167V164H31V163H33L34 162V160ZM43 159V160H42ZM50 159H52V160H50ZM57 159V160H56ZM58 159H59V161H58ZM63 159V160H62ZM65 159V160H64ZM132 159H139L138 161L137 160H133V161H131ZM147 159L150 161V163H152V164H154L158 169H155L156 167H153L154 165H151V170H149L150 169V166H149V164L150 163H148V164H145L146 163V161H147ZM159 161H158V160ZM175 159V160H174ZM23 160V161H22ZM30 162H29V161ZM33 160V161H32ZM90 160L93 162L92 164L90 163ZM111 160V161H110ZM122 160V161H123ZM143 160H144V162H143ZM153 160V161H152ZM170 160V161H169ZM20 161H22V162H20ZM32 161V162H31ZM54 161H57L56 162V165H55V167L53 166L54 164H50V163H54ZM62 161V162H61ZM109 161V162H108ZM119 162V164H121V163H123V162ZM128 161L129 162H132V163H129L128 164ZM138 163H137V162ZM155 161H157V164H159V165H157L156 163H155ZM166 161H169V163L168 162H166ZM175 161V162H174ZM232 161H234V163H231ZM260 163H263V164H260ZM61 162V164L59 165V166H62V167H60V169H61V172H60V169H59V166L57 165L58 163H60ZM88 162V163H87ZM135 162H136V164H135ZM225 162V163H224ZM230 164H228V163ZM36 163V164H37ZM65 163H67V165H69V166H66L65 165ZM126 163H127V165L128 166H132V168H131V170L136 166L137 167V169L139 170V168L144 164V165H148V166H146V167H144V165H143V169H145L146 170V172H145V170L144 171H138L137 169H136V167L132 170L133 172H131V170L129 169L130 167H125L124 165H126ZM228 165H227V164ZM24 164V165H23ZM49 164V165H48ZM64 164V165H63ZM107 164V165H106ZM109 164V165H108ZM133 164V165H132ZM135 164V165H134ZM138 164H140V166H138ZM170 164H172V165H170ZM26 165H29V166H26ZM32 167H31V166ZM51 165V167H49ZM92 165V166H91ZM97 165V166H96ZM161 165V166H160ZM163 165V166H162ZM167 165V167H166V169H165V166ZM226 165V166H225ZM256 165H258V166H256ZM260 165H262V166H260ZM23 166H24V168H23ZM25 166H26V168H25ZM53 166V167H52ZM57 166V167H56ZM64 166H66V167H68L67 169H64V168H66V167H64ZM96 166V167H95ZM100 168H99V167ZM105 166H106V168H105ZM161 168H164V169H159V167ZM173 166V168H171V167ZM93 167V168H92ZM98 167V168H97ZM121 167H123V169L121 168ZM259 167V168H258ZM263 167V168H262ZM47 168V169H46ZM50 168V169H49ZM58 168V170H56ZM109 169V171H108V169ZM147 168H149L148 170H147ZM171 168V169H170ZM174 168H176L178 171H175L174 170ZM21 169V170H20ZM31 169V170H30ZM34 169V170H33ZM47 171H46V170ZM55 170L56 171V174H54L53 173V170ZM91 169L92 170H97L98 172L96 173V170L93 172V171H91ZM102 169V170H101ZM105 169H107V170H105ZM141 170H143L142 169V167L140 168ZM153 169H155V172L157 173H154V170ZM169 169V170H168ZM225 169H229L228 171L227 170H225ZM260 169V170H259ZM41 170H44V171H41ZM50 170H52V172L50 171ZM64 170H67V171H64ZM90 170V171H89ZM107 173V177H108V179L106 178V173L104 172V171ZM118 170V171H117ZM126 170H127V173H126ZM130 170V174H128L129 171ZM137 172H136V171ZM156 170H159V171H156ZM168 170V171H167ZM172 170V171H171ZM225 170V171H224ZM8 171V172H7ZM115 171V172H114ZM121 172V174L119 173V177H118V174H117V172ZM160 171H162V172H160ZM263 171V172H262ZM14 173V175H12V174H10V173ZM45 172H46V174H45ZM50 172V174L52 173L53 175H50L51 177L50 178H48L49 177V173ZM66 172V173H65ZM92 172V173H91ZM112 172L113 173H116V174H112ZM122 172H124V173H122ZM136 172V173H135ZM138 172H141L140 174H142V172H144L143 174H145V173H147L146 175L148 176H146V175H144V176H146V178L143 176V178L139 181L138 180V178H140L139 176H141V175H139L138 174ZM150 172H152V174L154 173V174H156V176L158 177H154L155 175H152ZM165 172V173H164ZM170 172H172V175H171V173ZM173 172H175L174 174H173ZM178 172V173H177ZM244 172V173H243ZM9 173V174H8ZM40 173H41V176H42V178H41V176H40ZM58 173H60V174H58ZM151 174V180H150V182H149V176H150V174ZM159 173H161L160 175H158ZM167 173V174H166ZM170 173V174H169ZM177 173V174H176ZM239 173V174H238ZM246 173V175H244V176H242L243 174H245ZM6 176H5V175ZM48 174V175H47ZM65 175V176H63V175ZM102 174V175H101ZM104 174V175H103ZM112 174V175H111ZM127 174V175H126ZM133 174H135V176L137 177H135ZM138 174V175H137ZM142 174V175H143ZM165 176H164V175ZM242 174V175H241ZM247 174H249V175H247ZM4 175V176H3ZM8 175V176H7ZM13 177V176H15L14 177V181H13V178L11 177V176ZM38 175H39V178H38ZM57 175L59 176V177H57ZM67 175H69V176H67ZM124 175V176H123ZM126 175V176H125ZM133 175V176H132ZM177 175H178V178H177ZM180 175V176H179ZM184 175V176H183ZM11 178H10V177ZM36 176V177H35ZM48 176V177H47ZM62 176V177H61ZM114 176V177H113ZM120 176H121V178H120ZM123 176V177H122ZM128 176V177H127ZM131 176V177H130ZM164 178H163V177ZM166 176H167V178H166ZM173 177L174 176V180H173V178H169V177ZM181 176H183V178H185V179H183ZM238 176V177H237ZM247 176V177H246ZM43 177H46V179L45 178H43ZM65 177V178H64ZM112 177V178H111ZM118 177V178H117ZM126 177V178H125ZM132 177L134 178L133 180H134V182H133V180H131L132 179ZM182 178V180H186V181H184V183L180 180L179 181V179H181ZM263 179H262V178ZM37 178V179H36ZM104 178V179H103ZM115 178H117V181H116V184H114L115 183ZM123 178H125L124 180H123ZM127 178H128V180H127ZM131 178V179H130ZM137 180H136V179ZM156 178V180H153V179H155ZM161 178H162V181L165 179V181H161L160 182V180H161ZM187 178V179H186ZM239 178V179H238ZM36 179V180H35ZM40 179V180H39ZM50 179V180H49ZM52 179V180H51ZM63 179V180H62ZM105 179H107V180H109V181H111L112 180V184H111V182H109L108 183V181L106 182V180ZM119 179V180H118ZM146 179V180H145ZM175 179H176V181H175ZM240 179H242V180H240ZM11 180V181H10ZM35 180V181H34ZM42 180V182H40ZM51 181V183L49 182V181ZM127 180V181H126ZM144 180V181H143ZM153 180V181H152ZM158 180V181H157ZM168 180V181H167ZM178 180V181H177ZM188 180V181H187ZM40 183H39V182ZM44 181V182H43ZM45 181H48V182H46L45 183ZM119 181H120V184L118 185V183H119ZM123 181H125V182H123ZM130 181H131V183H130ZM146 181H148V182H146ZM159 184V185H157L156 184V182ZM166 181H167V183H166ZM175 181V182H174ZM258 181H261V182H258ZM12 183V184H10V183ZM33 182H35V185L33 184ZM39 184H37V183ZM106 182V183H105ZM114 182V183H113ZM118 182V183H117ZM126 182H129V183H126ZM143 182V183H142ZM152 182V183H151ZM168 185V186H166V184ZM177 182H179L181 185H182V188H181V185H180V187L178 186L179 184L177 183ZM182 182V183H181ZM187 182V183H186ZM254 182V183H253ZM8 183V184H7ZM122 183V184H121ZM153 183H155L154 185H152ZM163 185H162V184ZM176 183V184H175ZM256 183H258V184H256ZM5 184H7V185H5ZM10 184V185H9ZM32 186H31V185ZM66 184H67V187H66ZM106 184H111V185H113V189H112V186L110 185V190H106V187H109L108 185H106ZM133 184L134 185H136V186H133ZM145 184V185H144ZM178 184V185H177ZM187 184V185H186ZM193 185V186H189V185ZM47 185H48V188H50L51 190H48L47 191V188L45 189V187H47ZM105 185V186H104ZM122 185V186H121ZM128 185H130V186H128ZM143 185V186H142ZM148 185H149V187H148ZM151 185V186H150ZM156 185V186H155ZM162 185V186H161ZM176 185H177V187H176ZM254 185H256L255 187H254ZM257 185H258V187H257ZM3 186V185H2ZM4 186H3V188H4ZM9 186V187H8ZM53 186V187H52ZM115 186H121V187H118V189H119V191H118V189H116L115 188ZM126 186V187H125ZM185 186H187V187H185ZM31 187V188H30ZM125 187V188H124ZM127 187H129L130 189L129 190H127ZM143 187V188H142ZM179 187V188H178ZM185 187V188H184ZM188 187H190V188H192V189H190V188H188ZM260 187V188H259ZM65 188V189H64ZM146 188V189H145ZM173 188V189H172ZM175 188V189H174ZM177 188V189H176ZM184 188V189H183ZM213 188V189H212ZM261 189V190H259V189ZM5 189V188H4ZM34 189V190H33ZM63 189L66 191H63ZM109 189V188H108ZM115 189V190H114ZM121 189H122V191H121ZM123 189H124V192H125V189H126V192H128V194L130 195V197L128 196V194L125 192V195H124V193H122L123 192ZM180 189H182V190H180ZM249 189H253L252 191L251 190H249ZM44 190V191H43ZM47 192H49L50 191V193H51V195H50V193H47ZM114 190V191H113ZM116 190H117V192H116ZM131 190H133V188L131 189ZM143 190V191H142ZM179 190V191H178ZM192 190H194V191H192ZM218 190V191H217ZM247 190H249V191H247ZM255 190V191H254ZM35 191V192H34ZM40 191V192H39ZM111 191V192H110ZM121 191V192H120ZM147 191V192H146ZM182 191V192H181ZM184 191H185V193H184ZM251 191V192H250ZM260 191L262 192V193H260ZM30 192H31V194H30ZM46 192V196H45V193ZM54 192V193H53ZM57 192V193H56ZM59 192H61V194L59 193ZM64 192L66 193V194H64ZM113 192H116V193H113ZM178 192H181L180 194L178 193ZM206 192H210L209 194L208 193H206ZM212 192V193H211ZM220 192H221V194H220ZM249 192H250V194H252V195H248L249 194ZM121 193H122V195H124L125 197H123L122 195H121ZM177 193V194H176ZM254 193V194H253ZM47 194H49V195H47ZM105 194H106V196H108V197H111V199L110 198H108V197H106L105 196ZM108 194V195H107ZM204 194H206V197H204L203 195ZM214 194V195H213ZM260 194H263V195H260ZM33 195V196H32ZM44 195V196H43ZM127 195V196H126ZM209 195V196H208ZM236 195H238L237 197H236ZM241 195H243V196H241ZM253 195H256V196H253ZM38 196V197H37ZM42 196V197H41ZM48 196V198L50 199H48L47 198V200H46V198L45 197H47ZM50 196H51V198H50ZM157 196V199H159L158 201L160 202V201H162V204H163V206H168V207H164L163 208V206H162V204L160 205L159 203V205L157 206V204L155 203L157 200H155L154 201V199H156L155 197ZM202 196V197H201ZM244 196H245V198H244ZM250 196H252L251 198H260V199H257V200H251V198H250ZM258 196V197H257ZM43 197H44V199H43ZM113 197V198H112ZM41 198V199H40ZM108 198V199H107ZM126 199V201H125V199ZM127 198H128V200H127ZM139 198L137 199L138 200V202L140 201L139 200ZM37 199H39V200H37ZM107 199V200H106ZM130 199H132V201H135V202H132ZM245 199V200H244ZM201 200H203V201H201ZM251 200V201H250ZM259 200H261V201H259ZM36 201H38L39 202V204L38 203H36ZM47 202V203H45L44 204V202ZM50 201V202H49ZM132 203H137L136 204V206L137 207H135V205H134V207H133V204L131 205V202ZM157 201V202H158ZM167 202V204L165 205L164 204V202ZM250 201V202H249ZM257 201V202H256ZM42 202V203H41ZM118 202H125V203H122L121 205L118 203ZM128 202V203H127ZM149 202H151V203H149ZM255 202H256V204H255ZM263 203H264V201H262ZM128 204V208L126 207L127 205H124V206H122L123 204ZM130 203V204H129ZM149 203V204H148ZM168 203H172L171 205L170 204H168ZM205 205H204V204ZM210 203V204H209ZM248 203H250L249 205H248ZM254 203V204H253ZM40 204H41V206H40ZM47 204H48V206H47ZM49 204H51L50 206H49ZM115 204V205H114ZM117 204L120 206V207H124V208H121L122 210H120L119 208V206L117 207ZM147 204H148V206H147ZM156 204V205H155ZM197 204V205H196ZM199 204V205H198ZM40 207H39V206ZM176 205H178L179 207H178V209L176 210V208H175V206ZM248 205V206H247ZM36 206H38V207H36ZM43 206V207H42ZM45 206V207H44ZM131 206H132V208H131ZM155 206H157V207H155ZM162 206V207H161ZM172 206V207H171ZM199 206V207H198ZM201 206V207H202ZM226 206V207H225ZM264 206V205H263ZM35 207H36V210H35ZM42 207V208H41ZM50 207V208H49ZM130 207V208H129ZM169 207H171L172 208V210H170L169 209ZM195 207V208H194ZM207 207V208H206ZM209 207H211V209H209ZM39 208V209H38ZM48 208V209H47ZM117 208V209H116ZM136 209V211L134 210V209ZM176 210H174V209ZM187 208V209H186ZM225 208V209H224ZM226 208H228V210L226 209ZM248 208V209H247ZM50 209V210H49ZM127 209V210H126ZM129 209H131V210H129ZM139 209V210H138ZM146 209L148 210V211H146ZM155 209V210H154ZM209 209V210H208ZM224 209V211H222ZM246 209H247V211H246ZM44 210V211H43ZM47 210L49 211V214H48V212H47ZM53 210H56L55 211V213H54V211ZM115 210H119V211H116L115 212ZM124 210L126 211V212H124ZM137 210L139 211V212H137ZM175 211L176 212V214H175V212H171V211ZM191 210V211H190ZM121 211V212H120ZM122 211L124 212L120 217H119V214H121L122 213ZM127 211H128V213H127ZM133 212V213H129V212ZM177 211H178V213H177ZM47 212V213H46ZM109 212H111V213H109ZM113 212V213H112ZM164 212H166V211H164ZM245 212V213H244ZM247 212V213H246ZM109 213V214H108ZM117 213V214H116ZM119 213V214H118ZM136 213H138V215H136ZM140 213V214H139ZM173 214V215H171L173 218L171 219V216L170 215H168V214ZM199 213H201V215L199 214ZM244 213V214H243ZM47 214V215H46ZM111 214H112V216H111ZM113 214H114V217H113ZM127 214H129L128 215V217H130V219L128 218V217H124L123 218V215L124 216H126ZM144 214V213H143ZM163 215V217H161L162 215ZM55 215H53V217L55 216ZM118 215V217H116ZM131 215H133L132 217H134V215H135V219H136V217H137V221H138V223H137V221L135 220V219H133V218H131ZM50 216V217H51ZM55 216V217H56ZM65 216H71V217H66V220L64 219V217ZM110 216L111 217H113L112 219H108V218H110ZM168 216H170V217H168ZM60 217H62L61 219H60ZM202 217V218H201ZM46 218H44V219H46ZM68 218V219H67ZM73 218V219H72ZM115 218V221L113 220ZM128 218V219H127ZM167 218H169V219H167ZM211 218V219H210ZM107 219V220H106ZM116 219H118V222H116L117 220ZM120 219V220H119ZM123 219H125V220H123ZM126 219L127 220H129L128 221V223H130V221L132 222L133 220L135 221V223H137V224H132V223H130L129 224V226H131V228L130 227H127L128 226V224L126 225L125 224V222H126ZM132 219V220H131ZM165 219V220H164ZM108 220H110V221H114V223L112 224V222H110V221H108ZM125 221L124 223H122L123 221ZM169 220V221H168ZM211 220H212V223H210V225L211 226H209L208 227V224L207 223H209V221L211 222ZM244 220V221H243ZM71 221H72V223H71ZM120 221V222H119ZM166 221H168V222H170V224L167 222L166 224H164V222H166ZM214 221V222H213ZM155 222V223H156ZM215 222H216V224H215ZM228 222H229V225L231 224L232 226H229L228 225ZM109 223V224H108ZM110 223H111V226H110ZM116 223H122V224H125V225H123L122 226V224H120L121 225V228H120V225H117ZM227 223V224H226ZM169 224V226H165V225H168ZM223 224L225 225V226H223ZM139 225V226H138ZM212 225H214V227H212ZM115 226H118V228L117 227H115ZM138 226V227H137ZM223 226V227H222ZM229 226V227H228ZM126 227H127V229H129L130 228V231L129 230H127V231H125V229H126ZM136 229H135V228ZM168 227H170V229L168 228ZM211 227V228H210ZM227 227V228H226ZM110 228H111V230H110ZM116 228H117V230H116ZM123 228H124V230H123ZM135 229V230H133V229ZM160 228H164L163 230L161 229L160 230ZM16 229V231H14L13 230V233H15L14 235H16V236H18L21 232H20V229H21V227H19V228H15ZM110 231H109V230ZM119 229H120V231H121V229H122V233L123 234H125V235H128V240H127V242H126V239L125 238H127V236L126 237H124L125 235H123L122 233H120L119 232V234H118V231H119ZM133 231H132V230ZM144 229V228H143ZM168 229V230H167ZM249 231H250V229H248ZM248 230H247V232L245 233V232H243L242 233V236H244V235H250V233H252V230L254 231V233H252L251 234V236H253V235H255V231H257L256 233H258V230H254V229H251V231H250V233L248 232ZM116 231V232H115ZM124 231V232H123ZM129 231V232H128ZM131 231H132V233H131ZM243 231V230H242ZM18 232V233H17ZM110 232V233H109ZM115 233V234H113V233ZM144 232V233H143ZM153 235H151L150 233ZM154 232V233H153ZM105 233H106V235H105ZM108 233V234H107ZM131 234V236H130V234ZM150 236V237H147V234ZM155 233H156V236H155ZM166 233H168V234H166ZM18 234V235H17ZM115 235V236H113V237H111V235ZM109 235V236H108ZM117 235H119V236H117ZM158 235V236H157ZM164 235H165V237H164ZM166 235H169L168 236V238H167V236ZM172 235V236H171ZM16 236H13L12 237V240H10V243H17L18 242V240H20V238H22L23 239V237H24V235H19V237L17 238ZM25 236H27V235H25ZM72 236H74V238L72 237ZM120 236H122V237H124V239H125V242H123L124 240H123V238H121ZM131 238H130V237ZM97 238H99V239H97ZM114 238V239H113ZM148 238V239H147ZM167 238V239H166ZM76 239V240H75ZM107 239L109 240V241H107ZM146 239V240H145ZM157 239V240H156ZM160 239V238H159ZM166 239V240H165ZM154 240H155V242H154ZM77 241V242H76ZM107 241V243L104 245V243ZM114 241H113V243H114ZM115 241V244H118L117 242ZM158 243H157V242ZM76 242V243H75ZM108 242H110V243H108ZM120 242H121V245H120ZM166 242H164V244L163 245H168V243L166 244ZM124 243V244H123ZM127 243V244H126ZM77 244V245H76ZM110 244V245H109ZM115 244H114V246H115ZM131 244V243H130ZM158 244H160V245H158ZM108 245V246H107ZM158 245V246H157ZM241 245H242V242L241 241H239L235 246H233L232 248H231V250L234 252V254L236 255L234 258H237V259H235L236 261H235V264H253V263H255L254 262V260L252 261L251 260V258L253 257V258H255L254 256H255V252L254 253H252L251 251H250V253H251V255L252 254H254V256L252 255V256H250V254H249V251L247 250V252H246V249H244L243 247V251H242V249H241ZM110 246V247H109ZM112 246V247H111ZM117 246V245H116ZM154 246V245H153ZM78 247V248H77ZM109 247V248H108ZM165 247V246H164ZM169 246H166V252H167V250H169V248H168ZM92 249V250H94V252L92 251V250H90V249ZM110 249V250H106V249ZM12 248H8L7 250H10V251H7V254H13V257H12V254H11V256H7L9 259H10V257H11V259L13 260V259H15V252L14 251H12L11 250ZM113 249V248H112ZM90 250V251H89ZM105 250L107 251V253H105ZM146 250V251H145ZM12 251V252H11ZM111 251H112V253L114 254V255H112V253H111ZM10 252V253H9ZM90 252H93V253H90ZM109 252V253H108ZM146 252V253H145ZM163 252H164V250H163ZM163 252H161L162 254H163ZM241 252H243V254L241 253ZM245 252L247 253V254H245ZM230 253H232L231 251H230ZM239 254L238 256H237V254ZM79 256H78V255ZM109 256H108V255ZM110 254L112 255V256H110ZM145 254V255H144ZM147 254V255H146ZM166 253L164 252V255H165ZM225 254V255H224ZM233 254V253H232ZM249 254V255H248ZM88 255H90V256H88ZM103 255H105V257L103 256ZM116 255H117V257H116ZM167 255H165V257H166ZM227 256V253L225 252V250H224V252H221L220 254H217L216 256H215V263L214 264H223L222 263V259L224 258V257H226ZM88 257V259H86ZM90 257V258H89ZM93 257L95 258V260L93 259ZM107 257H108V260H109V258L110 259H112V260H104V259H107ZM251 257V258H250ZM99 258H101V259H99ZM167 258V257H166ZM249 258H250V260H249ZM252 258V259H253ZM84 259V260H83ZM97 259H99V260H102L101 261V263H98V262H100L99 260H97ZM92 262H91V261ZM104 260V261H103ZM117 260V261H116ZM167 260V259H166ZM14 261V260H13ZM95 261V262H94ZM98 261V262H97ZM106 261V262H105ZM169 261V260H168ZM167 261V262H168ZM111 262V263H110ZM250 262H253V263H250ZM113 264V263H112Z\"/></svg>","mask_w":264,"mask_h":264},{"label":"bare ground","instance_id":"2","mask_svg":"<svg viewBox=\"0 0 264 264\" xmlns=\"http://www.w3.org/2000/svg\"><path fill=\"white\" fill-rule=\"evenodd\" d=\"M72 1H73V0H72ZM136 1H137V0H136ZM4 2H5V0H4ZM4 2H3V3H4ZM7 2H8V1H7ZM134 2H135V1H134ZM138 2H139V1H138ZM9 3H10V2H9ZM9 3H8V4H9ZM10 4H12V3H10ZM10 4H9V5H10ZM136 4H139V3L136 2ZM150 4L152 5V3H150ZM5 5H6V4H5ZM18 6H19V5H18ZM28 6H29V5H28ZM28 6H26V8H27ZM54 6H55V5H54ZM194 6H196V5H194ZM19 7H20V6H19ZM24 7H25V6H24ZM29 7H30V6H29ZM196 7L199 8V6H196ZM196 7H195V8H196ZM139 8H140V6H139ZM195 8H194V9H195ZM200 8H202V6H200ZM196 9H197V8H196ZM223 9H225V8H223ZM133 10H134V9H133ZM25 11H26V10H25ZM146 11H147V10H146ZM201 11H202V10H201ZM201 11H200V12H201ZM203 11H204V10H203ZM20 12H22V11H20ZM20 12H19V13H20ZM26 12H27V11H26ZM32 12H33V11H32ZM184 12H185V11H184ZM195 12H196V10H195ZM198 12H199V10L197 11V13H198ZM204 12H205V11H204ZM221 12H223V11H221ZM221 12H220V13H221ZM22 13H24V12H22ZM148 13H149V12H148ZM160 13H161V15H162L163 12L159 11L158 14L160 15ZM174 13H175V12H174ZM193 13H194V12H193ZM201 13H202V12H201ZM224 13H225V12H224ZM226 13H227V12H226ZM17 14H18V13H17ZM17 14H16V16H17ZM25 14H26V13H25ZM28 14H31V13L28 11ZM33 14H34V12H33ZM140 14H142V13H140ZM140 14H139V15H140ZM146 14H147V13H145V16H146ZM158 14L156 13V18H155V19H158V18L161 17V16L157 17ZM183 14H184V13H183ZM195 14H196V13H195ZM202 14H203V13H202ZM202 14H201V15H202ZM204 14H206V13H204ZM221 14H222V13H221ZM21 15H22V14H20V16H21ZM26 15H27V14H26ZM142 15H144V14H142ZM174 15H175V14H174ZM178 15H179V14H178ZM180 15H181V13H180ZM187 15H189V14H186V16H187ZM198 15H200V13H199ZM230 15H232V14H230ZM27 16H29V15H27ZM27 16H26V17H27ZM36 16H37V15H36ZM137 16H138V15H137ZM164 16H165V15L163 14V17H164ZM196 16H197V15H196ZM205 16H206V15H205ZM219 16L223 17V15H220V14H219ZM226 16H229V13H228ZM226 16H224V17H226ZM17 17H18V16H17ZM17 17H16V18H17ZM26 17H24V18H26ZM46 17H47V16H46ZM163 17H162V19H163ZM166 17H167V16H166ZM172 17H173V16H171V18H172ZM179 17L185 19L184 15H183V17H181V16H179ZM190 17H191V16H190ZM224 17H223V18H224ZM229 17H230V16H229ZM18 18H19V17H18ZM20 18H21V17H20ZM44 18H45V17H44ZM47 18H49V17H47ZM138 18H139V17H138ZM138 18H136V19L138 20ZM140 18H141V16H140ZM142 18H143V16H142ZM145 18H146V17H144V20H143V19H141V20L145 21V20H146ZM150 18H151V17H150ZM171 18H170V19H171ZM174 18H175V17H174ZM174 18H172V19L174 20ZM187 18H188V17H186V20H188V21L190 22V21H191V20H189L190 18H189V19H187ZM203 18H204V20H205V17H201V18L198 17L197 20H199V19H202V20H203ZM216 18H217V17H216ZM28 19H29V18H28ZM148 19H149V17H148ZM148 19H147V23H144V24L147 25V26L144 25V27L146 28V30H147V27H148V29H150V28H149L150 26H148V23H149V22H148ZM162 19H160V20H162ZM164 19H165V18H164ZM164 19H163V20H164ZM176 19H177V20H174V21H179V20H178V19H179L178 17H177ZM208 19H210V18H208ZM221 19H222V18H221ZM226 19H227V17H226ZM12 20H15V19H12ZM12 20H11V21H12ZM22 20H23V19H21V22L23 23L24 21H22ZM47 20H49V19H47ZM59 20H60V19H59ZM141 20H139V21H141ZM160 20H159V21H160ZM168 20H169V18L167 17V18H166V21H168ZM182 20H183V19H182ZM186 20H185V22H184V23H185V26H186V22H188V21H186ZM202 20H201V21H202ZM206 20H207V19H206ZM213 20H214V19H213ZM230 20H231V21H230ZM15 21H16V20H15ZM51 21H52V19H51ZM143 21H141V22H143ZM159 21H158V22H159ZM164 21H165V20H164ZM164 21H163V22H164ZM166 21H165V22H166ZM171 21H172V20H171ZM171 21H169V22H171ZM180 21H181V20H180ZM180 21H179V22H180ZM209 21H210V20H209ZM227 21H228V22L230 21L231 24L233 23V22H232V19H228ZM12 22H13V21H12ZM49 22H50V21H49ZM136 22H137V21H134V24H135ZM141 22H140V25H139V23H138L137 25H139V27H141V28H144V27H142L143 25H142ZM145 22H146V21H145ZM153 22H154V23H158L157 20H156V22L153 20ZM163 22H162V23H163ZM165 22H164V24H162V23H161V24L164 26V25H165ZM192 22H193V21H191L190 23H192ZM214 22H215V21H214ZM228 22H224V23L226 24V23H228ZM13 23H14V22H13ZM13 23H12V25H13ZM17 23H18V22H17ZM19 23H20V22H19ZM19 23H18V24H19ZM159 23H160V22H159ZM174 23H175V22H174ZM180 23H181V22H180ZM180 23H179V24H180ZM14 24H16V22H15ZM18 24H16V25H18ZM161 24H160V25H161ZM170 24H173V22H171ZM177 24H178V23H177ZM179 24H178V25H179ZM187 24H188V23H187ZM192 24L194 25V23H192ZM192 24H191V25H192ZM228 24H230V23H228ZM10 25H11V23H10ZM19 25H20V24H19ZM24 25H25V24H24ZM49 25H50V24H49ZM166 25H167V24H166ZM166 25H165V26H166ZM175 25H176V24H174L173 26H175ZM180 25H181V24H180ZM182 25H183V24H182ZM188 25H189V24H188ZM188 25H187V30H188ZM191 25H190V26H191ZM193 25H192V26H193ZM196 25H197V24H195L194 27H197V26H198L197 28L199 29V24H198L197 26H196ZM20 26L22 27L23 25H20ZM168 26L171 28L170 25H168ZM185 26H184V27H185ZM190 26H189V27H190ZM192 26H191V27H192ZM231 26H233V25H231ZM231 26H230V27H231ZM12 27L15 28L14 26H12ZM12 27H11V29H12ZM18 27H19V26H17V27L15 28V30H13V29H12V30L15 32L16 29H17ZM21 27H20V28H21ZM23 27H25V26H23ZM29 27H30V26H29ZM36 27H37V26H36ZM46 27H47V26H46ZM133 27H134V26H133ZM135 27H136V25H135ZM139 27H137V28H138V29H141V28H139ZM169 27H168V29L163 27V29H166V30L169 31ZM177 27L179 28V26H177ZM181 27H182V26H181ZM181 27H180V28H181ZM202 27H203V26H202ZM202 27H201V28H202ZM207 27H208V26H207ZM211 27H212V26H211ZM137 28H135V29H137ZM175 28H176V27H175ZM178 28H177V29H178ZM182 28H183V27H182ZM182 28H181V29H182ZM18 29H19V28H18ZM24 29H25V28H24ZM38 29H40V28L38 27ZM38 29L36 28L37 31H38ZM159 29H161V28H159ZM159 29H158V30H159ZM172 29H173V27H172ZM191 29H192V28H191ZM205 29H206V28H205ZM205 29L202 28V30H204L203 32H205ZM42 30H44V29H42ZM143 30L146 31L145 29H142V31H143ZM173 30H176V29H173ZM182 30L184 31L185 29H182ZM187 30H186V31H187ZM202 30L200 29V31H202ZM206 30H207V29H206ZM208 30H210V27H209ZM10 31H11V30H10ZM17 31H18V30H17ZM39 31H40V30H39ZM138 31H139V30H138ZM138 31H137V33H138ZM140 31H141V30H140ZM144 31H143V32H144ZM164 31H165V30H164ZM176 31H177V30H176ZM176 31H175V33H176ZM189 31H190V30H189ZM193 31H194V29H193ZM196 31H197V30H196ZM14 32H13L12 34H15ZM20 32H21V30H20ZM26 32H27V30H26ZM134 32H136V31L134 30ZM146 32H147V31H146ZM146 32H144V33H146ZM149 32H150V31H149ZM173 32H174V31H173ZM181 32H182V31H181ZM7 33H10V32L7 31ZM16 33H17V32H16ZM22 33H23V32H22ZM29 33H30V32H29ZM137 33H136V34H137ZM139 33H140V32H139ZM139 33H138V35H141V34H142V32H141V34H139ZM150 33H151V32H150ZM155 33H156V32H154V34H153V32H152L153 35L158 34V33H156V34H155ZM162 33H163V32H162ZM175 33H174V34L171 33V34L173 35V37H174ZM178 33H180V32L178 31ZM178 33H177V35H178ZM189 33H190V32H189ZM192 33H194V32H192ZM192 33H191V34H192ZM196 33H197V32H196ZM196 33H194V34H196ZM238 33H239V32H238ZM10 34H11V33H10ZM10 34H9V35L7 34V35H8V38H6L5 36H2V38L5 37V40H8V39L10 38ZM20 34H21V33H20ZM23 34H24V33H23ZM25 34H26V36H27L28 33H25ZM25 34H24V37H26ZM118 34H119V32H118L117 34H115L114 36L117 35V37H118V36H119ZM136 34H134V37L136 36ZM164 34H166V33H163V35H160V34H159V35H160V37H162V36L164 37ZM171 34H170V35H171ZM185 34H186V33H185ZM199 34H200V32H199ZM199 34H198V35H199ZM3 35H5V34H3ZM18 35H19V31H18V34H17L16 36H18ZM138 35H137V37H138ZM147 35H148V34H146V36H147ZM159 35H158V36H159ZM170 35H169V36H170ZM177 35H176V36H177ZM180 35H181V33H180ZM180 35H178V36H180ZM182 35L185 37L187 34L184 35V33H182ZM21 36H22V35H20V37H21ZM112 36H113V35H112ZM121 36H122V34H121ZM141 36L144 37L145 34H144V36H143V34H142ZM176 36H175V38H177ZM190 36H191V35H189L188 37H189V38H192V37H193V36H191V37H190ZM200 36H201V35H200ZM203 36H204V34H203ZM12 37H13V38H17V37H15L14 35H13ZM147 37H148V36H147ZM154 37H156V36H154ZM170 37H171V36H170ZM170 37H169V39H170ZM184 37H183V38H184ZM188 37H187V38H188ZM201 37H202V36H201ZM2 38H1V40H2ZM18 38H19V36H18ZM135 38H136V37H135ZM139 38L142 39L140 36H139ZM144 38H145V37H144ZM144 38H143V39H144ZM158 38H159V37H158ZM171 38H172V37H171ZM175 38H174V40H173V38L170 39V40L177 41V43L181 41V39H180V41H178V38H179V37L177 38V40H176ZM202 38H203V37H202ZM22 39H23V36H22ZM22 39H20V42H21ZM112 39L114 40L115 38L113 37ZM118 39H119V40H120V39L122 40V38H120V37H119ZM118 39H117V42H119ZM136 39H137V38H136ZM164 39H165V40H169V39H166V38H164ZM164 39H163V40L161 39L162 42H163V41L165 42ZM184 39H185V38H184ZM184 39H183V40H184ZM121 40H120V41H121ZM131 40H132V39H131ZM146 40H147V39H146ZM159 40H160V38H159ZM188 40H189V39H188ZM188 40H187V41H188ZM74 41H75V40H74ZM76 41H77V40H76ZM134 41H139V40H138V39H137V40L134 39ZM173 41H172V42H173ZM199 41L202 42L203 39H202V41H201V40H199ZM206 41H207V40H206ZM13 42H14L13 44H17V41H16V40H14ZM15 42H16V43H15ZM18 42H19V40H18ZM22 42H23V41H22ZM72 42H73V41H72ZM77 42H78V41H77ZM77 42H76V43H77ZM141 42H142V41H141ZM147 42L149 43L148 40H147ZM147 42H146V44H148ZM164 42H163V44H165ZM167 42L169 43V41H167ZM167 42H166V43H167ZM189 42H190V41H189ZM200 42H199V43H200ZM76 43H75V44H76ZM89 43H90V42H89ZM130 43H131V42H130ZM142 43H143V42H142ZM142 43H138V44H142ZM151 43H153V42H151ZM151 43L148 44V45H151ZM156 43L159 44V41L156 42ZM160 43H161V42H160ZM168 43H167V44H168ZM170 43H171V42H170ZM177 43H176V44H177ZM181 43H182V41H181ZM183 43H184V42H183ZM185 43H186V40H185ZM206 43H207V42H205V44H206ZM13 44H12V45H13ZM75 44H74V45L72 44V45L75 46ZM83 44L85 45V44H87V43H82L81 46H83ZM111 44H112V43H111ZM111 44H110V46H111ZM133 44H134V46H135V43H133V41H132V45H130V44H129V45L133 47ZM153 44H154V43H153ZM176 44H175V42H174L172 45L177 46ZM179 44H180V43H178V45H179ZM201 44H202V43H201ZM201 44H200L199 46H202ZM19 45H20V44H17V46H18V49H17V50H18V51L20 50V49H19ZM21 45H22V44H21ZM21 45H20V47L22 48ZM78 45H80L79 42H78ZM78 45H76L75 47L78 48ZM105 45H106V44H105ZM105 45H104V48L106 47ZM112 45H114V44H112ZM144 45H145V44H144ZM144 45H139V46H140V48H141V46H144ZM159 45H160V44H159ZM161 45H162V44H161ZM161 45H160V46H161ZM165 45H166V44H165ZM183 45H185V44H183ZM186 45H187V43H186ZM195 45H196V47L198 46L197 43H195ZM206 45H208V44H206ZM14 46H15V45H13V48H14ZM69 46H71V44H70ZM87 46H89V45L87 44ZM90 46H92V45L90 44ZM154 46H155V45H153L152 47L155 48ZM157 46H158V45H157ZM160 46H159V48L161 49V47H162L161 50H162L163 52H166V51H164L165 48L163 49V46H164V45L161 46V47H160ZM166 46H167V45H166ZM168 46L170 47L169 44H168ZM174 46H173V48H175ZM75 47H74V49H75ZM79 47H80V46H79ZM148 47H149V46H148ZM148 47L145 46V49L148 48ZM164 47H165V46H164ZM177 47H179V46H177ZM180 47H181V45H180ZM184 47L186 48V46H184ZM69 48H71V47H69ZM83 48H84V46H83ZM113 48H114V47H113ZM136 48H137V46H136ZM140 48H139V49H140ZM149 48H150L149 52L152 51V50H151L152 48H151V47H149ZM149 48H148V49H149ZM198 48H199V47H197V49H198ZM202 48H204V46L199 48L200 51H202ZM14 49H15V48H14ZM14 49H13V50H14ZM22 49H24V48H22ZM74 49H73V50H74ZM78 49H79V48H78ZM80 49H81V48H80ZM107 49H109V48H107ZM114 49H115V48H114ZM134 49H135V48H133V50H134ZM145 49H144V47H143V51H144ZM155 49H157V47H156ZM155 49H153V52H155V51H154ZM160 49H158L159 51L156 50V52L158 51L159 53H161V50H160ZM167 49H168V48H167ZM169 49H170V48H169ZM169 49H168V50H169ZM176 49H177V48H176ZM180 49H181V48H180ZM180 49H179V50H180ZM182 49H183V50H182V53H183L184 48L182 47ZM189 49H191V48H189ZM199 49H198V51H199ZM205 49H206V48H205ZM71 50H72V48H71ZM84 50H85V48H84ZM111 50H112V49H111ZM146 50H147V49H146ZM146 50H145V53H146ZM171 50H172V48H171ZM206 50H207V49H206ZM206 50L203 49V53H205V52H209V53H210V52H211V51H208V50L206 51ZM74 51H75V50H74ZM81 51H82V49H81ZM115 51H116V49H115ZM138 51H140V50H138ZM185 51L188 52V51H189L188 48H187V50H185ZM185 51H184V53H185V55H186V52H185ZM191 51H192V50H190V52H191ZM195 51H196V50H194V52H195ZM204 51H205V52H204ZM11 52H13V51L11 50ZM21 52H22V51H21ZM24 52H25V49H24ZM24 52H23V53H24ZM34 52H35V51H34ZM34 52H33V53H34ZM85 52H86V51H84V53H85ZM153 52H151V53H153ZM156 52H155V53H156ZM158 52H157V53H158ZM163 52H162V54H163ZM167 52H168V51H167ZM175 52H177V51L175 50ZM178 52H179V51H178ZM178 52H177V53H178ZM190 52H189V53H190ZM18 53H19V52H18ZM35 53L37 54L38 52L36 51ZM35 53H34V56H35V58H37V56L35 55ZM55 53H57V52H54V56L56 57ZM58 53H59V52H58ZM58 53H57V54H58ZM73 53L75 54L76 51L73 52ZM77 53H78V50H77ZM77 53H76V54H77ZM82 53H83V52H82ZM82 53H79V54L82 55ZM87 53H88V52H87ZM111 53H112V52H111ZM151 53H148V52L146 53V56H147V54H149V57H148L149 59H150V55H151ZM155 53H153V54H155ZM157 53H156V54H157ZM172 53L174 54V52H172ZM200 53H202V52H200ZM209 53H208V54H209ZM14 54H15V51H14ZM20 54L22 55V53H20ZM101 54H102V53H101ZM104 54H105V53H103V55H104ZM113 54L116 55V53H113ZM153 54L151 55V57H152L151 59L156 58V61L161 60V59H164L165 61L167 60V59H165V57L162 58L163 55H162V57H161V54H160V58H161V59L157 57L158 55H157L156 57H153ZM166 54H167V55L170 54V56H171V53H170V52H169V53H164V56H165ZM173 54H172V55H173ZM192 54H193V51L191 52V55H192ZM194 54H195V53H194ZM194 54H193V55H194ZM196 54H197V51H196ZM205 54H206V53H205ZM205 54H204V55H205ZM11 55H12V54H11ZM27 55H29V53H28ZM77 55H78V54H77ZM177 55H178V54H177ZM179 55H180V54H179ZM179 55H178V56H179ZM185 55H183V56H185ZM197 55H198V54H197ZM199 55H200V54H199ZM199 55H198V56H199ZM201 55H203V54H201ZM204 55H203V56H204ZM206 55H207V54H206ZM206 55H205V57H204L205 59H206ZM211 55L213 56V55H215V53H212V52H211L210 57H212ZM58 56H60V54H59ZM99 56H101V55H99ZM146 56L144 55V57H145L144 59H148V58H146ZM154 56H155V55H154ZM170 56H168V57H170ZM175 56H176V55H175ZM175 56H172V57L174 58ZM178 56H177V57H178ZM180 56H181V55H180ZM186 56H189V55L187 54ZM198 56H196V57L199 58L200 56H199V57H198ZM97 57H98V56H97ZM101 57H103V56H101ZM106 57L110 58L109 56H105V55H104L103 59H102V58H101V59H102V60H105L104 58H106ZM111 57H112V56H111ZM115 57H116V56H115ZM168 57H166V58H168ZM172 57H171V58H172ZM177 57H176V58H177ZM189 57H190V56H189ZM191 57H192V56H191ZM191 57H190V59H191ZM213 57H214V56H213ZM32 58H34V57H32ZM38 58H39V57H38ZM57 58H58V57H57ZM113 58H114V57H113ZM113 58H112V59H113ZM181 58H182V57H181ZM187 58H188V57H187ZM187 58H186V59H187ZM192 58H194V57H192ZM197 58H194V59H197ZM201 58H202V57H201ZM201 58H199V59L202 60ZM208 58H209V56H208ZM208 58H207V60H208ZM79 59H80V57H79ZM79 59H76V60L79 61ZM101 59H100V61H102ZM112 59L110 58L109 60H112ZM114 59H115V58H114ZM117 59H118V58H117ZM157 59H158V60H157ZM174 59H175V58H174ZM182 59L185 60L184 57H183ZM182 59H181V60H182ZM210 59H211V60H210ZM210 59H209V60H210V63H211V62H212V58H210ZM38 60H39V59H38ZM97 60H99V59H97ZM106 60H107V58H106ZM106 60H105V61H106ZM109 60H108V61H109ZM119 60L122 61L121 59H119ZM119 60H118V61H119ZM154 60H155V59H154ZM168 60H169V59H168ZM177 60H178V58H177ZM188 60H189V59H188ZM197 60H198V59H197ZM200 60L198 61L199 63H201ZM207 60H206V61H207ZM0 61H1V60H0ZM94 61H95V63H96V60H94ZM100 61H99V62L97 61V62L100 63ZM112 61H114V60H112ZM136 61H137V60H136ZM145 61H146V60H145ZM148 61H149V60H148ZM161 61H163V60H161ZM182 61H183V60H182ZM185 61H186V60H185ZM192 61H193V63H191V61L188 62V63L192 64V66H193V64L196 63L197 61H196V62H195L194 60H192ZM206 61H205V62H206ZM73 62H75V61L73 60ZM79 62H81V61H79ZM85 62H86V61H85ZM92 62H93V61H92ZM116 62H117V60H116ZM116 62H115V63H116ZM159 62H160V61H159ZM166 62H170V61H166ZM166 62H165V65L167 64ZM172 62H173V60L171 61V64H175V63H176V61H175V63H172ZM177 62H178V61H177ZM76 63H77V61L75 62V64H76ZM89 63H91V62H89ZM89 63H87V64H89ZM98 63H96V64L98 65ZM101 63H102V62H101ZM101 63H100V66H101ZM135 63H136V62H135ZM154 63H155V62L153 61V64H154ZM157 63H158V62H156V65H157ZM161 63H162V62H161ZM185 63L188 64L187 62H184V64H185ZM210 63L207 62L206 65H208V64H210ZM1 64H2V62H0V65H1ZM3 64H4V63H3ZM34 64H38V65H39V62L36 60V63H34ZM69 64H70V65H69V66H70L69 69H70L71 66L73 67V64L71 65V62H69ZM75 64H74V66H75ZM79 64L83 65V63H79ZM84 64H85V63H84ZM96 64H94L95 67H93V63H92V66L90 67V69H92V67H93V68L98 67V66H96ZM111 64H112V62H111L110 64L108 63L109 66H110ZM119 64H121V63L119 62ZM131 64H132V63H131ZM136 64H137V63H136ZM162 64H164V61H163ZM171 64H170V66H172ZM180 64H181V62H180L178 65H180ZM196 64H197V63H196ZM4 65H5V64H4ZM19 65H21V64H19ZM25 65H26V64H25ZM32 65H33V63H32ZM32 65H31L30 67H32V69L35 68V67L32 66ZM104 65H105V68H104L105 71H106L108 68H110V67H108V68L106 69V64H103V66H104ZM115 65H116V64H115ZM156 65H155V66H156ZM160 65H161V64H159V67L157 66V68L154 67V69H155V70L158 69V71L162 73V71H163L164 69H163V70H159L160 67L163 66V65H161V66H160ZM165 65L163 66V68H165ZM167 65L169 66V64H167ZM182 65H183V64H182ZM182 65H181V68H185V69L188 68V66L186 67L185 65H183V66H185V67H182ZM197 65H198V68H199V66H202V65L205 66V65H204V62H203L202 65H199V64H197ZM212 65L215 66V63H214V64H211V67H210V68H214V67H212ZM217 65H218V64H217ZM217 65H216V66H217ZM245 65H246V64H245ZM247 65L250 66V64H248V63H247ZM247 65H246V66H247ZM35 66H36V65H35ZM67 66H68V65H67ZM67 66H66V67H67ZM76 66H77V65H76ZM76 66H75V67H76ZM83 66H85V65H83ZM86 66H87V65H86ZM89 66H90V64H89ZM100 66H99V67H100ZM111 66H112V65H111ZM116 66L118 67V65H116ZM116 66L113 65V67H115V68L117 69ZM168 66H167V68L170 67V66H169V67H168ZM173 66H174V65H173ZM194 66H196V65H194ZM194 66H193V68H194ZM249 66H248V67H249ZM0 67H2V65H1ZM26 67H27V66H26ZM66 67H65V68H66ZM78 67H79V66H78ZM78 67H76V68H78ZM87 67H88V66H87ZM175 67H176V66H175ZM248 67H247V68H248ZM22 68H23V67H22ZM37 68H38V67H37ZM37 68H36V70H37ZM40 68H41V67H40ZM67 68H68V67H67ZM85 68H86V67H85ZM101 68H102V66H101ZM101 68H99V69H101ZM111 68H112V67H111ZM176 68H178V67H176ZM176 68H175V69H176ZM179 68H180V66H179ZM179 68H178V70H179ZM195 68H196V67H195ZM201 68H202V67H201ZM201 68H199V69H201ZM208 68H209V67H207V69H208ZM250 68H252V67L250 66ZM253 68H255V67H253ZM24 69H25V68H24ZM32 69H30V70H32ZM69 69H67V70L70 71ZM79 69H80V68H79ZM82 69H83V68H82ZM86 69H87V68H86ZM88 69H89V67H88ZM88 69H87L86 71H88ZM90 69H89V70H90ZM102 69H103V68H102ZM112 69H114V68H112ZM149 69H150V68H149ZM154 69H152V70L154 71ZM161 69H162V67H161ZM169 69H170V68H169ZM172 69L174 70V67H173ZM172 69H171V70H172ZM189 69H190V65H189L188 70H189ZM205 69H206V66H205L204 70H205ZM39 70H42V69H39ZM71 70H72V69H71ZM92 70H93V74L96 73V76H97V75H98V74H97V71L94 72V69H92ZM97 70H98V69H97ZM108 70H109V69H108ZM110 70H111V69H110ZM110 70H109V71H110ZM165 70H166V69H165ZM165 70H164V71H165ZM173 70H172V71H173ZM180 70H183V69H180ZM180 70H179V72H181ZM195 70H196V69H194V71H195ZM204 70H202V73L204 72ZM248 70H249V69H247V72H248ZM252 70L255 71L254 69H252ZM252 70H250V71H252ZM24 71H27V73H29L28 69H27V70H24ZM33 71H34V70H33ZM64 71L66 72V70H64ZM68 71H67V72H68ZM73 71L76 72V69L73 70ZM90 71H91V70H90ZM105 71H104V72H105ZM109 71H108V72H109ZM112 71H113V70H112ZM112 71H111V72H112ZM116 71H117V70H116ZM116 71L114 70L113 74L110 75V76H112V77H113V75L116 76V74H114V73H117ZM167 71H168V70H167ZM167 71H165V73H167ZM194 71H193V69H192V72H194ZM196 71H198V70H196ZM199 71H200V70H199ZM205 71H207V70H205ZM209 71H210V69L208 70V72H209ZM250 71H249V72H250ZM38 72H39V71H38ZM67 72H66V73H67ZM77 72H78V71H77ZM108 72H107V73H108ZM111 72H109V73H111ZM150 72H151V71L148 72L149 75L151 74ZM168 72H169V71H168ZM179 72L176 71V76H178L177 73L180 74ZM183 72H186V71H183ZM183 72H181V74H182ZM187 72H188V71H187ZM187 72H186V74L190 73V75H191V71L188 72V73H187ZM200 72H201V71H200ZM208 72H207V74H208ZM257 72H258V71L256 70L254 73L257 74ZM34 73H36V71H35ZM70 73H71V74H70L69 76H71V77H69V78H72V72H70ZM89 73H90V72H89ZM98 73H99V72H98ZM100 73H101V72H100ZM109 73H108V74H109ZM152 73H153V72H152ZM155 73H156V71H155ZM163 73H164V72H163ZM165 73H164V74H165ZM169 73L174 74L175 71H174V73H172V72H169ZM169 73H167V74H169ZM198 73H199V72H198ZM202 73H199V75H198L199 77L197 78V77H196L197 72H196V75H194V74H195V73H194V74H193V75H194L193 77H195L197 80H198V79L200 80V74H202ZM251 73H253V72H251ZM67 74H69V73H67ZM74 74H76V73H74ZM80 74H81V73H80ZM91 74H92V73H90V75H91ZM157 74H159V73L157 72ZM171 74L168 75L169 79H173ZM181 74H180V75H181ZM183 74H184V73H183ZM186 74H185V75H186ZM215 74H216V73L214 72L213 75L215 76ZM255 74H252V75H255ZM258 74H259V73H258ZM25 75H27V74H25ZM39 75H40V74H39ZM76 75H77V74H76ZM76 75L74 76L75 78H76ZM78 75H79V73H78ZM82 75L84 76L85 74H82ZM88 75H89V74H88ZM90 75H89V76H90ZM100 75H101L102 79H103V77H104V79L108 77V76H103V75H106V74H104V73H101ZM155 75H156V74H155ZM155 75H154V76H155ZM161 75H162V74H161ZM165 75H166V74H165ZM174 75H175V74H174ZM174 75H173V76H174ZM190 75H189V76H190ZM204 75H206V74H204ZM248 75H249V74H248ZM34 76H37V75L35 74ZM63 76H64V75H63ZM93 76H94V75H93ZM176 76H175V77H176ZM181 76H183V75H181ZM187 76H188V75H187ZM207 76H208V75H207ZM249 76H250V75H249ZM78 77H79V76H78ZM78 77H77V78H78ZM94 77H95V76H94ZM99 77H100V76H99ZM101 77H100V78L95 77V78L98 79V80H97L98 82H102L103 80L101 79ZM150 77H151V82H152V79H153V80H154L153 82L155 83V80H156L155 77H153L152 75H150ZM152 77H153V78H152ZM163 77H164V75H163ZM168 77H167V78L164 77V78H166V80H167ZM170 77H171V78H170ZM202 77H203V75L201 76V79H202ZM246 77H247V76H245L244 78H245V79H248V78H249V77H248V78H246ZM256 77H257V76H256ZM256 77L254 76L255 79H256ZM35 78H37V77H35ZM35 78L33 77L34 80H35ZM52 78H54V77H52ZM59 78H60V77H59ZM69 78H68V79H69ZM80 78H82V77H80ZM83 78L85 79V77H83ZM95 78H94V82H97V81H95ZM109 78H110V77H109ZM113 78H114V77H113ZM156 78L159 80V78H160L159 75H158V77H156ZM161 78H162V77H161ZM177 78H178V77H177ZM181 78H182V77H181ZM190 78H192V76H190ZM195 78H194V79H195ZM204 78H206V77L204 76ZM204 78H203V79H204ZM258 78H259V76H258ZM49 79L51 80V78H49ZM49 79H48V80H49ZM64 79H66V77H64ZM73 79H74V78H73ZM92 79H93V77L90 79V80L93 82ZM99 79H100V80H99ZM107 79H108V78H107ZM110 79H111V78H110ZM174 79H175V78H174ZM174 79H173V80H174ZM182 79H184V78H182ZM187 79H189V77H187ZM237 79H238V78H237ZM50 80H49V82H51ZM58 80H59V79H58ZM62 80H63V79H62ZM69 80H70V79H69ZM71 80H72V79H71ZM74 80H75V79H74ZM81 80H82V79H81ZM81 80H80V81H81ZM86 80L88 81L89 79L86 78ZM111 80L113 81V79H111ZM166 80H165V81H166ZM177 80H178V79H177ZM251 80H254V79H253V76H252V79H251ZM251 80H250V81H251ZM256 80H257V79H256ZM29 81H30V80H29ZM56 81H57V80H56ZM64 81H65V80H64ZM87 81L85 82V80H84L83 82L87 83ZM91 81H90V82H91ZM108 81H109V80H108ZM108 81H107V83H111V82H108ZM179 81H180V80H178V82H175V83H179ZM234 81H235V80H233V83H234ZM241 81H243V80H241ZM245 81H246V80H245ZM250 81H249V83H250ZM257 81H258V80H257ZM47 82H48V81H46V83H43V84H47ZM67 82H68V81H67ZM74 82H76V81H74ZM83 82H82L81 84H83ZM94 82H93L92 84H94ZM157 82H158V81H157ZM157 82H156V85H159V84H160V86H161V82H162V81H161V82L159 81L160 83L158 82V84H157ZM169 82H170V81H169ZM171 82H172V81H171ZM199 82H200V81H199ZM237 82H238V81H237ZM239 82H240V81H239ZM246 82H247V85H248V81H246ZM255 82H256V81H255ZM255 82H254V83L251 82L252 85H254ZM29 83H31V82H29ZM33 83H34V82H33ZM56 83L58 84V82H56ZM56 83H55V80H54V83H53V84H56ZM78 83H79V81H78L75 85H78ZM103 83H104V81H103ZM112 83H114V81H113ZM162 83H163V82H162ZM165 83H166V82H165ZM165 83H164V84H165ZM167 83H168V82H167ZM172 83H174V82H172ZM175 83H174V85H175ZM180 83H181V85H182V82H180ZM183 83H184V82H183ZM185 83H186V82H185ZM36 84H37V83H36ZM36 84H35V85H36ZM43 84H42V85H43ZM57 84H56V85H57ZM73 84H74V83H73ZM97 84H98V83H97ZM145 84H146V83H145ZM145 84H144V87L146 86ZM148 84H149V83H148ZM164 84H162V85H163L162 88L165 87ZM169 84H170V83H169ZM199 84H200V83H199ZM199 84H196V86L199 85ZM244 84H246V83H244ZM244 84H243V87H244ZM256 84H257V83H256ZM49 85H50V83L48 84V86H49ZM51 85H52V83H51ZM67 85H68V84H67ZM71 85H72V84H71ZM83 85H85L86 88H87V86L90 85V84H88V85L83 84ZM83 85H81V86H83ZM99 85H100L99 87H101L102 83H99ZM105 85H106V84L104 83V85H102V86L104 87ZM111 85H112V84H110V86H111ZM149 85H150V84H149ZM165 85H166V84H165ZM234 85H235V84H234ZM234 85H233V86H234ZM240 85H242V84H240ZM240 85H238V86H239V89H240V87H241V89H242L243 87L240 86ZM78 86H79V85H78ZM85 86H83V87H85ZM97 86H98V85H97ZM115 86H116V85H115ZM152 86H153V85H152ZM160 86H159V87H160ZM177 86H180V85L177 84ZM233 86H232V88H233ZM250 86H251V85H250ZM254 86H255V85H254ZM43 87L46 88V86H44V85H43ZM51 87H52V86H51ZM51 87L49 86L50 90H52ZM56 87H57V86H56ZM56 87H55V88H56ZM72 87H74V85H73ZM72 87H71V88H72ZM88 87H89V86H88ZM95 87H96V86H95ZM99 87H98V88L96 87L97 90H98V91H96L97 93L99 92ZM106 87H107L106 89H105V88L102 89V87H101V88H100L101 91H102V92H103V91H105V92H106V91H107V92H110V88L108 87V85H106ZM139 87H140V85H139ZM147 87H149V86H147ZM150 87H151V86H150ZM153 87H155V85H154ZM171 87H172V85H171ZM173 87H175V86H173ZM197 87H198V86H197ZM199 87H200V86H199ZM199 87H198V88H199ZM201 87H202V85H201ZM201 87H200V88H201ZM234 87H236V86H234ZM252 87H253V86H252ZM47 88H48V87H47ZM47 88H46V91L48 90ZM52 88H54V86H53ZM55 88H54V90H55ZM64 88H66V86H65V87L63 86V89H62V88H58V89H60V90H56L57 92L60 91V95L62 94L61 97H63V95L65 96V94H63V91L61 92V89L64 90ZM89 88H90V87H89ZM92 88H94L93 85L91 86V89H92ZM111 88H112V86H111ZM151 88H152V87H151ZM157 88H158V87H157ZM157 88H155V89L152 88V89H153V91L156 92ZM169 88H170V86H169ZM194 88H196V87H194ZM198 88L196 89V91L198 90ZM200 88H199V90H198L197 92L200 91ZM202 88H203V87H202ZM232 88L230 87L231 90H232ZM247 88H248V86H247ZM41 89H42V88H41ZM56 89H57V88H56ZM67 89H69L68 86H67ZM67 89H66V91H67ZM74 89H75V88H74ZM77 89H78V88H77ZM80 89H81V87H80ZM113 89H114V86H113ZM142 89H145V88H142ZM142 89H141V90H142ZM152 89H150V90H152ZM166 89H167V88H166ZM173 89H174V88H173ZM177 89H179V88H177ZM236 89H237V87H236L234 90H236ZM239 89H238L237 91H240ZM250 89H251V87H250ZM250 89H245V90L249 91ZM252 89H254V88H252ZM54 90H53V92H54V94L56 95L57 93H55ZM75 90H76V89H75ZM75 90L73 91L74 93L77 91V90H76V91H75ZM81 90H82V92H83V88H82ZM81 90L78 89V92L81 91ZM92 90H94V89H92ZM141 90H139V91H140L139 93H141ZM164 90H165V89H163V91H162L161 88H160V90H159V88H158V93H159L160 91H162V93H164V92H165ZM169 90H170V89H169ZM169 90H167V91H169ZM174 90H175V92L177 91L176 89H174ZM231 90H230V91L227 90V91H229V93H228V92H226V93H228V94L230 95ZM242 90H243V89H242ZM256 90H257V89H256ZM48 91H49V90H48ZM48 91H47V92H48ZM66 91L64 90V92H66ZM70 91H72V89H71ZM87 91H89L88 88H87ZM87 91H86V92H87ZM101 91H100V92H101ZM114 91H115V89H114ZM145 91H147V89L143 90V93H145ZM148 91H149V90H148ZM178 91H179L180 93H183V94H182L183 96L186 95L185 90H184V92H182V91H181V88H180V90H178ZM192 91H193V90H192ZM196 91H195V92H196ZM53 92L51 93V92L49 91V94H53ZM78 92H76L77 95H75L74 93H73V94H70V97H72L71 95H75L74 98L72 97V101H70L69 98H67V96H66L67 101H70V104H71V105H70V104H66L67 107H65V108L67 109V111H68V110H71V113H74L75 116L78 117V121L81 120V124H83V127H82V125H81V129H82V128H84V127L86 128V126H85V122H86V121H85V120H86L85 116H86V115L82 114V112L80 111V109L83 108L84 105H86V103H85V101L83 100V98H85V97H87V96H86V94H85V96H84V94H83V93H86V92H83V93H78ZM96 92H95V93H96ZM100 92H99V93H100ZM102 92H101V93H102ZM105 92H103V95H106ZM107 92H106V93H107ZM149 92H150V91H149ZM151 92H152V91H151ZM169 92H170V94H172V96L170 97L171 100H170L169 103L166 102V101H164V102H166L165 104L168 103V104H170V105L173 104L174 106H177L176 104L179 103V105H180L181 103H180L179 98H178L179 96L175 97V98H178L177 100H178L179 102H176V101H175V104H174V103H172V101H173V100H172V97H173L172 90L169 91ZM169 92H167V93H169ZM173 92H174V91H173ZM195 92H194V94H193V92H192V94H193V95L197 94V93H195ZM249 92H250V91H249ZM256 92H257V91H256ZM66 93H67V92H66ZM69 93H72V92H69ZM97 93H96V96L98 97ZM111 93H112V91H111ZM147 93H148V92H147ZM158 93H157V94H158ZM184 93H185V94H184ZM190 93H191V91H190ZM226 93H225V94H226ZM235 93H236V92H235ZM239 93H242V91H240ZM239 93H238V94H239ZM244 93H245V92H244ZM244 93H243V94H244ZM45 94H46V93H45ZM88 94H89V93H88ZM108 94H109V93H108ZM188 94H189V93H188ZM232 94H234V91H233ZM232 94H231V95H232ZM247 94H248V92H247ZM247 94H246V95L244 94V95L247 97ZM253 94H254V93H253ZM55 95H53V97H54ZM58 95H59V94H58ZM68 95H69V94H68ZM99 95H100V94H99ZM109 95H110V94H109ZM139 95H140V94H139ZM139 95H138V96H139ZM175 95H176V94H175ZM179 95L181 96V94H179ZM189 95H190V94H189ZM226 95H227V94H226ZM226 95H225V96H226ZM229 95H228V96H229ZM231 95H230V98L233 99L234 97L232 98ZM235 95H236V94H234L233 96H235ZM48 96H50V95H48ZM56 96H57V95H56ZM88 96H90V95H88ZM106 96H107V95H106ZM110 96H111V95H110ZM110 96H109V97H110ZM133 96L135 97V95H133ZM143 96H144V95H143ZM147 96H148V95H146V97H147ZM157 96H158V95H157ZM159 96H160V94H159ZM183 96H182V97H183ZM191 96H192V95H191ZM225 96H224V97H225ZM228 96H227L226 100H225V98H224L225 101H228V100H227V99H229ZM237 96H238V95H237ZM237 96H235V98H236ZM240 96H242V95H240ZM42 97H45V96H42ZM91 97H92V96H91ZM93 97H95V96H93ZM99 97H100V96H99ZM102 97H104V96H102ZM136 97H137V95H136ZM141 97H142V96H141ZM148 97H149V96H148ZM152 97H153V96H152ZM189 97H190V96H189ZM189 97H187V98H186V97H183V98H182V99H183L182 103L184 102L185 99H188ZM238 97H239V96H238ZM238 97H237V98H238ZM242 97H244V96H242ZM242 97H241V99H242ZM39 98H40V97H39ZM48 98H49V97H48ZM58 98H59V97H58ZM63 98H65V97H63ZM95 98H96V97H95ZM104 98H105V97H104ZM154 98H155V97H154ZM154 98H151V99L149 98V99H150V100H153ZM168 98H169V96H168ZM173 98H174V97H173ZM184 98H185V99H184ZM195 98H197V96H195ZM195 98L192 97V99H195ZM235 98H234L233 101H235ZM237 98H236V99H237ZM37 99H38V98H37ZM37 99H36V100H37ZM55 99H56V98H55ZM55 99L53 98V100H55ZM61 99H62V98H61ZM86 99H87V98H86ZM90 99H91V98H90ZM133 99H134V98H133ZM139 99H141V98H139ZM144 99H145V98H144ZM149 99H148V100H149ZM180 99H181V97H180ZM182 99H181V100H182ZM246 99H248V98H245V100H246ZM40 100H42V99H40ZM53 100H52V101H53ZM87 100H88V99H87ZM97 100H98V102H100V104H101V101H100V100H102V99H100V100L97 99ZM137 100H138V99H137ZM146 100H147V98H146ZM146 100H145V101H142V103H143V102L145 103ZM154 100H155V101L152 102L153 104H154L155 102H157L156 99H154ZM165 100H166V99H165ZM188 100L190 101V100H191V97H190V99H188ZM239 100H240V99H239ZM245 100L243 99V100H241V101L244 102ZM249 100H251V99L249 98ZM249 100H246L247 102L245 101V102H244V105H246V104L249 105V104H250V103H248ZM23 101H24V100H23ZM42 101H43V100H42ZM48 101H51V100L48 99ZM52 101H51V102H52ZM55 101H56V100H55ZM62 101H64V100H62ZM67 101H65L64 103H66ZM88 101H89V100H88ZM92 101H93V100H92ZM102 101H103V100H102ZM106 101H107V100H105V102H106ZM108 101H109V100H108ZM108 101H107V102H108ZM124 101H125V100H124ZM126 101L128 102L129 100H126ZM126 101H125V102H126ZM130 101H131V100H130ZM168 101H169V100H168ZM189 101H187V102H188V104L190 103L189 105H191L193 101H192V100H191L192 102H189ZM194 101H196V100H194ZM229 101H230V100H229ZM36 102H38V101H36ZM39 102H40V101H39ZM39 102H38V103H39ZM44 102H45V100H44ZM44 102H42V103L44 104ZM58 102H59V101H58ZM83 102H84V103H83ZM90 102H91V101H90ZM90 102H87V104H89ZM94 102H95V100H94ZM125 102H124L123 104H126V105L129 104V102H128V103H127V102L125 103ZM133 102H134V101H133ZM133 102H132V104H133ZM158 102H160V101H158ZM158 102H157V103H158ZM161 102H162V101H161ZM161 102H160L161 105H165L163 102H162L163 104H162ZM173 102H174V101H173ZM187 102H185V104H186ZM231 102H232V101H231ZM231 102H229V103H231ZM235 102H236V101H235ZM238 102H240V101H238ZM250 102H251V101H250ZM26 103H27V101H26ZM40 103H41V102H40ZM40 103L38 104V106L40 105ZM55 103H56V102H54V104H53L54 106H55ZM60 103L62 104L63 102H60ZM82 103H83L84 105H83ZM108 103H110V102H108ZM108 103H105V105H106V104L108 105ZM142 103H141V104H142ZM157 103H156V104H157ZM194 103H195V102H193V104H194ZM196 103H197V102H196ZM223 103H224V102H223ZM226 103H227V102H226ZM233 103H234V102H233ZM236 103H237V102H236ZM236 103H235V104H236ZM7 104H8V103H7ZM7 104H6V105H7ZM48 104H49V103H48ZM56 104H57V103H56ZM100 104L97 103V105H96V104H94V105H96V106L99 105V106H100ZM141 104H140V105H141ZM153 104H152V105H153ZM158 104H159V103H158ZM158 104H157V105H158ZM168 104H167V105H168ZM193 104H192V105H193ZM240 104H241V102H240ZM6 105H5V107H6ZM8 105H9V104H8ZM44 105H45V104H44ZM44 105H43V106H44ZM50 105H51V104H50ZM50 105H47V106H50ZM59 105H60V104H59ZM59 105H58V106L56 105L57 107L55 106L57 109H56L55 107H52V108H51L52 111L55 112V113L58 112V114H59L60 110H59L58 108H61V107H59ZM107 105H106V107H107ZM113 105H114V104H113ZM126 105H124V106H126ZM130 105H131V103H130L129 105H127V106H130ZM149 105H150V104H149ZM161 105H159L160 108L163 107V106H161ZM167 105H166V106H167ZM170 105H168L167 107H169ZM173 105H172V106H173ZM186 105H187V104H186ZM189 105H187V106H189ZM224 105H225V103H224ZM227 105H228V104H227ZM236 105H237V104H236ZM236 105H235V106H236ZM242 105H243V103H242ZM250 105H251V104H250ZM250 105H249V106H243V108H245V110H246V107H247V110H248V108L250 107ZM28 106H29V105H28ZM38 106H37V107H38ZM47 106H45L43 109L46 110V107H47ZM62 106H63V104H62ZM64 106H65V105H64ZM82 106H83V107H82ZM96 106H94L95 109H96ZM101 106H103V105H101ZM108 106H109V105H108ZM127 106H126V108H127ZM142 106H143V105H142ZM142 106H141L140 108H142ZM174 106H173V108H176V107H174ZM181 106L184 107L185 105H181ZM187 106H186L185 108H187ZM197 106H198V105H197ZM225 106H226V105H225ZM238 106H239V104L237 105V107H238ZM5 107H4V108H5ZM10 107H11V106H10ZM10 107H9V108H10ZM50 107H51V106H50ZM88 107H89V106H88ZM103 107H105V106H103ZM120 107H121V106H120ZM122 107H123V105H122ZM131 107H132V106H131ZM131 107H129V109H130ZM143 107H145V105H144ZM150 107H152V106L150 105ZM177 107H179V106H177ZM193 107H194V106H192L191 108H193ZM228 107H231V105H230V106L228 105L227 108H228ZM233 107H234V106H233ZM241 107H242V106H241ZM7 108H8V106H7L5 109H7ZM28 108L30 109L31 107H28ZM38 108H39V107H38ZM38 108H37L35 111H37V110L40 111V110H41V108H40V109H38ZM47 108H48V107H47ZM65 108H64V109H61V110H66ZM91 108H92V106H91L89 109L91 110ZM100 108H102V107H100ZM109 108H111V105L109 106ZM112 108H113V107H112ZM112 108H111V110H112ZM140 108H139V109H140ZM146 108H147V106H146ZM155 108H156V107H155ZM170 108H171V107H169L168 110L172 112L173 110H172V108H171V110H170ZM188 108H190V106H189ZM191 108H190V109H191ZM202 108H203V107H201V110H200V107H199V108L197 107V108H194V109H199L200 111L198 110L199 112H198V111H197V112H198V114H201L200 112L203 113V111H202L203 109H202ZM207 108H209L208 111L210 110V112H213V111H211L212 109H210V107H207ZM207 108H205V109H207ZM231 108H232V107H231ZM243 108H242V109H243ZM257 108H258V107H257ZM5 109H4V111H5ZM21 109H22V108H21ZM54 109H55L56 111H54ZM78 109H79V110H78ZM84 109H85V108H83L82 110H84ZM86 109H87V107H86ZM89 109H87V111H88ZM106 109H108V108H106ZM114 109H116V108H113V110H114ZM132 109H133V108H132ZM142 109H143V108H142ZM142 109H141V111H144V110H145V109H144V110H142ZM148 109H149V107H148ZM148 109L145 110V111H148ZM150 109H151L152 111L149 110L150 112H149V113L147 112V113L149 114V116H148V117H149L148 119L150 120L149 123H151V126H149V127H151L150 130H154L153 132H155V130L157 129L158 124L161 123L162 121H161V120H160L161 122H160V121H157L158 118L156 119L155 114H152L153 112H155V110H158V109H157V108H156L155 110H153V108H150ZM162 109H163V108H162ZM164 109H165V106H164ZM166 109H167V108H166ZM181 109H182V108H180V110H181ZM194 109H193L192 111H194ZM229 109H230V108H229ZM229 109H228V110H229ZM239 109H240V108H239ZM242 109H240V110H242ZM259 109H260V107H259ZM8 110H10V109H8ZM8 110H6V112H8ZM13 110H14V109H13ZM17 110H18V109H17ZM23 110H24V112H25V109H24V108H23ZM23 110H22V111L20 110L21 112H20V111H19V112L17 111V114H14L15 111H16V109H15L14 113H12L14 116H16V119H14L15 121L13 120L15 123H16V121H17V123H20V122H21V119H22V118H25V115H24V117H23V113H24ZM26 110H27V109H26ZM58 110H59V111H58ZM92 110L94 111V109H92ZM97 110L99 111V109H97ZM121 110H123V111H122L123 113H126V112H124V107H123V109L121 108L120 111H121ZM133 110H134V109H133ZM160 110H161V109H160ZM174 110L176 111L177 109H174ZM178 110H179V109H178ZM178 110H177V111H178ZM180 110H179V111H180ZM185 110H186L187 112H185V111H184V108H183V111H184V112L182 111V113H185L186 115H188V114H189V113H188V109H185ZM226 110H227V109H226ZM237 110H238V109H237ZM243 110H244V109H243ZM243 110H242V111H243ZM245 110H244V111H245ZM250 110H251V109H250ZM28 111H29V110H28ZM31 111H33V109H32ZM35 111H33V112H35ZM47 111H49V109H48ZM87 111H86V113H88ZM93 111H92V112L90 111L91 114L96 113V112L93 113ZM100 111H102V109H100ZM103 111H104V108H103ZM109 111H110V109H109ZM109 111H108V113H110ZM114 111H116V110H114ZM125 111H127V109H126ZM129 111H131V109H130ZM129 111H127V112H129ZM136 111L139 112L138 109H136L134 112H136ZM175 111H174V112H175ZM177 111H176V112H177ZM231 111H232V110H231ZM231 111L229 110V112H231ZM233 111L235 112V110H233ZM251 111H252V110H251ZM22 112H23V113H22ZM104 112H105V111H104ZM117 112H119V111H117ZM122 112H119V113H120L119 115H121ZM131 112H132V111H131ZM134 112H132V113H134ZM156 112L158 113L159 111H156ZM166 112H167V111H166ZM166 112H165V114H166ZM174 112H173V115H175ZM190 112H191V111H190ZM195 112H196V111H194V113H195ZM229 112L227 111V112H225L224 114H227V113H229ZM237 112H238V111H236L235 113L237 114ZM37 113H38V112H37ZM37 113H35V114H37ZM55 113H54V114H55ZM61 113H62V111L60 112V114H61ZM83 113H85V112H83ZM97 113H98V112H97ZM97 113H96V114H97ZM108 113H107V114H108ZM129 113H130V112H129ZM145 113H146V112H145ZM150 113H151V114H150ZM159 113H161V112H159ZM182 113L179 112V114H181V118L184 116V114H183V116H182ZM187 113H188V114H187ZM191 113H192V112H191ZM207 113H208V112L206 111V114H207ZM239 113H240V112H239ZM239 113H238V114H239ZM246 113H247L246 116L249 115V114H251V112H247V111H246ZM258 113H260V112H258ZM258 113H257V114H258ZM25 114H26V113H25ZM35 114H34V115H35ZM38 114H39V113H38ZM49 114H50V111H49ZM52 114H53V113H51V115H52ZM68 114H69V113H68ZM96 114H95V116H96ZM110 114H112V112H111ZM117 114H118V113H117ZM139 114H140V115H138V114L136 115V114H135V115H132V116H134V117H135V116H138V117H139V116H141V115H145V114H143V113H142V114L139 113ZM161 114H162V113H161ZM170 114H171V113H170ZM179 114H178V116H179V118H180V115H179ZM198 114H197V115H198ZM210 114H211V113H210ZM224 114H223V115H224ZM230 114L232 115L233 113L231 112ZM238 114H237V115H238ZM240 114H244V113L242 112V113H240ZM257 114H255V115H257ZM13 115H12V116L10 115V117H12V119L15 118V117H13ZM55 115H56V114H55ZM55 115H54V117H55ZM83 115H84V116H83ZM87 115H88V114H87ZM89 115H90V114H89ZM112 115H115V112H114ZM126 115H127V116H130L129 114H124V116H126ZM163 115H164V114H163ZM186 115H185L184 118H188V117H190V116L193 115V114H189V116H187V117H186ZM194 115L196 116V113H195ZM211 115H212V116H211ZM211 115H209V116H211V119L215 118L214 113L211 114ZM223 115H221L220 118H222ZM237 115H236V118H237V117H240V116H237ZM66 116H67V115H66ZM95 116L93 115V116H91V117H95ZM115 116H116V115H115ZM115 116H114V117H115ZM124 116H123V115L121 116V120L123 119ZM166 116H167V115H166ZM166 116H165V117H166ZM169 116H172V114L169 115ZM169 116H167L166 118L170 119ZM201 116H202V115H201ZM229 116H230V115H229ZM229 116H228V118H229ZM243 116H245V115H243ZM246 116H245L244 118H247ZM253 116H254V114H253ZM67 117H68V116H67ZM77 117H76V119H77ZM87 117H88V118H91V117H89V116H87ZM96 117H97V116H96ZM106 117H107V116H106ZM106 117H105V119H107ZM130 117H131V116H130ZM130 117H127V118L130 119ZM138 117H137V118H138ZM191 117H193V116H191ZM198 117H200V116L198 115L197 118H198ZM212 117H213V118H212ZM230 117H231V116H230ZM255 117H257V116H255ZM5 118H6V117H5ZM68 118H69V117H68ZM109 118H110V116H109ZM118 118H120V117H118ZM118 118H116V119H118ZM127 118H126V119H127ZM140 118H141V117H140ZM146 118H147V117H146ZM146 118H143V119H146ZM162 118H164V116H163ZM193 118H194V117H193ZM195 118H196V117H195ZM209 118H210V117H206V115H205V116H202V117H201V122H200V120H199V123H202V120H203V121L205 120L204 123H205L206 121L208 122V119H209ZM220 118H216V119L211 120V121L214 122V124H212L211 122H209L210 125L212 124L211 126H207V125H208L207 122H206L207 124H205L206 126H203L204 123L201 124L200 126H201V127L203 126L202 128L199 126V124H197V125L199 126V128H197V126L194 125V122H193L194 120H193V119H191V118L189 119V120H193V121H188V120H187L188 122H193L194 127H196V128H193L194 130L196 129L195 131H197V129L200 130V132H199V131L195 132V133H198V134L200 135V138H199L200 141H199L198 143H196L195 139H193V138H191V137L188 138V136H187L188 133H189V135H191V134L194 132V130H193L192 133H190V132H191L190 130L187 132V134H186L187 137L185 136V137H186V140H187V139H190V138H191L190 140H193V141H190V142H189V145L187 144V147L190 146V143H191V142H192V143L194 142L193 144L197 145L199 148H198L197 151H193V150H195V149L192 148V147H189V148H192V150L190 149L191 152H188V151H189V150H188L189 148H187V150H186V149L184 148V147H186V145H184L183 150H182V147H181V150H180V149H179V150H180V151H185V150H186V154H187V155H186V154H185V155H186L187 157H185V155L181 154V152H180V153H178L179 155L181 154L180 157H179V155H178V157L180 158V161H178L179 159L177 160L176 158H178V157H176L175 159H176L177 164H173L174 166L177 165L176 167H178V169L180 170V172H181L180 174H186V175L188 176L187 178H189L190 182H191V178L193 179V181H194V180L197 181V183H194V182H193V184L195 185V187H194L193 185H189V184H188V185H189V186H193V187H194V190L196 189L197 191H200L201 193H202L203 191H205V190H207V191L209 190V191H210V190H211V189H210L211 187L214 188L213 193H214V191L216 192L215 189H216L219 185L216 186V188H215L214 186L217 185V184H219L220 182H223V180H221L222 177H220V172H222L223 169L227 167V166L225 165L226 167H224L223 169H221V168L224 166L221 162H223L222 159H224V157H225V156H223V151H226V150H225V146H224V145L226 144V142H225V144H224V140L226 139V135L224 136V134L221 133V132H223L222 130H220V129H222V125H220V124L217 125V124H218L217 122H220V120H219ZM223 118H226V116H225V117L223 116ZM244 118L242 117L241 119L244 120ZM253 118H254V117H253ZM3 119H4V118H3ZM6 119H7V120H6V121H7L6 123H8V118H6ZM10 119H11V118H9V120H10ZM126 119L124 118L123 120L125 121ZM143 119H139V118H138L139 121H140V120H143ZM168 119H167V120H168ZM174 119H176V116H175V118L172 117V119H171L172 122H173ZM177 119H178V117H177ZM198 119H200V118H198ZM255 119H256V118H255ZM257 119H258V118H257ZM257 119H256V121L258 122ZM1 120H2V119H1ZM19 120H20V122H19ZM63 120H64V119H63ZM65 120H66V117H65ZM65 120H64V123H66ZM110 120H112V119H109V121H110ZM114 120H115V119H114ZM114 120H113V122H114ZM118 120H119V119H118ZM123 120H122V121H123ZM182 120H183V119H182ZM182 120H179V121L176 120V121H177V123H178V122L180 123V121H182ZM184 120H185V119H184ZM222 120H225V119H222ZM236 120H237V119H236ZM238 120H240V119H238ZM245 120H247V119H245ZM56 121H57V119H56ZM56 121H55V123H56ZM78 121H76V122H78ZM116 121H117V120H116ZM136 121H137V119H136ZM145 121H146V122H145ZM145 121H142V122L147 123V119H146ZM165 121H166V120H165ZM168 121H169V120H168ZM176 121H175V123H176ZM196 121H197V119H196ZM225 121H226V120H225ZM225 121H224V123H225ZM260 121H261V120H259V122H260ZM0 122H1V121H0ZM36 122H37V120H36ZM87 122L89 123L88 120H87ZM106 122H107V121H106ZM113 122L110 121L111 125H115V124H112ZM125 122H126V121H125ZM158 122H159V123H158ZM169 122H170V121H169ZM182 122H185L186 124L188 123V122H186V121H182ZM182 122H181V124H182ZM197 122H198V121H197ZM197 122H195V124H196ZM221 122H222V121H221ZM253 122H255V120H254ZM259 122H258V123H259ZM4 123H5V120H4ZM4 123L1 122V124H4ZM10 123H13V122H10ZM30 123L33 124V121H32V122H29V124H30ZM37 123H39V122H37ZM50 123H51V122H50ZM59 123H60V122H59ZM67 123H68V122H67ZM78 123H79V122H78ZM104 123H105V121H104ZM114 123H115V122H114ZM118 123H119V121H117V124H118ZM162 123H163V122H162ZM165 123H166V122H165ZM179 123H178V124H179ZM244 123H245V122H244ZM8 124H9V123H8ZM35 124H36V123H35ZM53 124H54V123H53ZM57 124H58V122H57ZM117 124H116L115 126H117ZM119 124H120V123H119ZM239 124H240V125H239L240 127L243 126V123H239ZM241 124H242V125H241ZM250 124H251V123H250ZM260 124H263V123L261 122ZM260 124H258V125L260 126ZM17 125H18V124H17ZM54 125H55V124H54ZM104 125H105V124H104ZM106 125H109V124H106ZM106 125H105V126H106ZM140 125H141V124H140ZM148 125H149V124L147 123V126H148ZM167 125L169 126V123H168ZM171 125H173V124H171ZM187 125H188V124H187ZM187 125H186V126H187ZM189 125H192V124L189 123ZM244 125H245V124H244ZM258 125H256V123H255V125L252 124V126H258ZM29 126H30V125H29ZM29 126H28V127H29ZM31 126H32V125H31ZM31 126H30V127H31ZM33 126H34V125H33ZM37 126H39V125H37ZM56 126H58V125H56ZM67 126H68V125H67ZM70 126H71V125H70ZM78 126H79V125H78ZM105 126L102 127V129H103V128H104V129L107 128V127H105ZM137 126H139V125H137ZM143 126H144V124H143ZM145 126H146V124H145ZM161 126H162V125H161ZM168 126H167V127H168ZM178 126H180V125H178ZM178 126H175V129H176V127H178ZM184 126H185V125H184ZM184 126H183V127H184ZM186 126H185V129H188L189 127L186 128ZM219 126H221V128H220ZM249 126H251V125H249ZM249 126H248V128L250 129ZM263 126H264V125H262V127H259V128H264ZM4 127H5V126H4ZM14 127H15V126H14ZM19 127H20V126H19ZM52 127H55V126H52ZM62 127H63V126H62ZM68 127H69V126H68ZM110 127H111V126L109 125V128H110ZM113 127H114V126H113ZM134 127H135V125H134ZM149 127H148V128H149ZM172 127H173V126H172ZM180 127H182V126H180ZM1 128H3V127H2V126L0 127V136H2V134H3V130H5V129L7 130V129H8V128H5V129L3 128V129H1ZM65 128H66V127H65ZM65 128L63 127L62 130L64 131ZM70 128H71V127H70ZM70 128H69V129H70ZM98 128H99V127H98ZM137 128H138V127H137ZM140 128H141V127H140ZM161 128H162V127H160V129H161ZM168 128H170V127H168ZM200 128H201V129H200ZM242 128H243V127H241V130H243ZM252 128H254V127H251V130H252ZM257 128H258V127H257ZM9 129H10V128H9ZM11 129H13V132H17V131H18V130L15 131L14 128H12V126H11ZM15 129H16V128H15ZM51 129H53V128H51ZM55 129H56V128H55ZM55 129H53L52 134L54 133V130H55ZM67 129H68V128H67ZM67 129H65V130L68 131L69 129H68V130H67ZM78 129H79V128H78ZM81 129H80V132H81V131H84V129H83V130H81ZM100 129H101V126H100L99 130H100ZM116 129H117V128H116ZM116 129H115V131H116ZM142 129H145V128H141V131H142V132H139V131H138L139 129L137 130V132H139V133L142 134V133H143V130H142ZM160 129L158 128V130H160ZM164 129H166V127L164 128V126H163V129H162V130H164ZM175 129H174V130H175ZM178 129H179V127H178ZM180 129H181V128H180ZM180 129H179V130H180ZM191 129H192V126H191ZM246 129H247V128H246ZM249 129H248V130H249ZM105 130H106V129H105ZM105 130H103V131H105ZM107 130H108V128H107ZM107 130H106V131H107ZM120 130H121V129H120ZM145 130H146V129H145ZM148 130H149V129H148ZM148 130H146V131L149 132L150 130H149V131H148ZM181 130H182V129H181ZM181 130H180V132H181ZM219 130H220V131H219ZM223 130H225V129H223ZM239 130H240V128H239ZM239 130H238V131H239ZM251 130H249V131H251ZM254 130H255V129H254ZM257 130H258V129H257ZM8 131H10V130H8ZM8 131H7V132H8ZM51 131H52V130H51ZM66 131H64V133H65ZM76 131L78 132V130H76ZM76 131H75V132H76ZM108 131L110 132V130H108ZM113 131H114V130H113ZM132 131H133V133H131ZM160 131H161V130H160ZM172 131H173V130H172ZM185 131H186V130H184V131L182 130V132H184V134H185ZM227 131H228V135H229V131H230V129L227 130ZM227 131H226V133H227ZM238 131H236V132H237V135L239 134ZM249 131H248V132H249ZM260 131H261V130H259V132H260ZM5 132H6V131H5ZM13 132H11V133H13ZM28 132H32V133H33V134H32L33 137H35L34 135H37V134H38V133H36L37 131H35V134H34V131H28ZM80 132H78V133L80 134ZM99 132H101V131H99ZM99 132H98V133H99ZM118 132H121V131H118ZM131 132H129V133H127V134H130V133H131V134H134V136H135V138H136V135H137V133H135V132H136V129H135V130H131ZM147 132H145V133H147ZM150 132H151V131H150ZM150 132H149V133H150ZM153 132H152V133H153ZM157 132H159V131H157ZM162 132H164V131H162ZM174 132H175V131H173V133H174ZM239 132L242 134L243 131H242V132L239 131ZM263 132H264V130L262 131V133H263ZM9 133H10V132H9ZM9 133H8V134H9ZM39 133H40V132H39ZM73 133H74V132H73ZM98 133H97V134H98ZM104 133H105V132H104ZM111 133H112V131H111L109 134L111 135ZM115 133H116V132H115ZM139 133H138V134H139ZM152 133H150V134L152 135ZM155 133H156V132H155ZM166 133H168L167 130H166ZM195 133H194V135H196ZM262 133H258V136H259V134H262ZM5 134H6V133H5ZM16 134H17V133H16ZM26 134H27V133H26ZM29 134H31V133H29ZM46 134H47V135H46ZM46 134H45V135H41V136L44 137V138H45V136H46V137H49V136H50L49 140H50V142H52L51 144H50V143H46V142H45V139H44V141H41V140H38V138H37V139L34 138V141H31V140L27 137V136H30V137H31V135H28V134L25 135V138L23 137V138H24L23 140L26 141V143H25V144H24V143L21 144V145L24 146V148H23V149H19V147H18V148H15L16 151H17V149L20 150V151H19V155H17L16 157L19 158V156H21L22 158H24V157L26 158V155L31 154V156H32L33 158H37V159H38L42 153H44V154L47 153L48 155L53 156L54 154H53V155L51 154V153L53 152L52 149L54 150V148H56V146L58 147L57 144H58L60 141H58V142L51 141V138H52V137H51V135H50V131L47 132ZM65 134H66V133H65ZM81 134H82V132H81ZM95 134H96V133H95ZM100 134H101V133H99V136L101 137ZM105 134H106V133H105ZM105 134H104V135H105ZM107 134H108V133H107ZM107 134H106V135H107ZM109 134H108V135H109ZM112 134H113V133H112ZM159 134H160V133H159ZM175 134H177V133H175ZM198 134H197V135H198ZM232 134H233V133H232ZM232 134H230V135L232 136ZM251 134H252V133H251ZM3 135H4V134H3ZM10 135H11V134H10ZM13 135H14V133H13ZM72 135H75V134H72ZM82 135H83V134H82ZM82 135H81V137H82ZM108 135H107V136H108ZM139 135H140V134H139ZM147 135H149V134H147ZM165 135H166V134H165ZM173 135H174V134H173ZM177 135H178V134H177ZM199 135H198V136H199ZM228 135H227V136H228ZM239 135H240V134H239ZM239 135H238V138H240ZM247 135H250V132H249V134H247ZM252 135H254V134H252ZM255 135H257L256 132H255ZM4 136H5V135H4ZM4 136H3L2 138H4ZM6 136H7V134H6ZM8 136H9V135H8ZM76 136H77V135H76ZM107 136H104V137H103V133H102V139L106 138ZM119 136H120V135H119ZM121 136H122V135H121ZM129 136H130V135H129ZM131 136H132V135H131ZM134 136H132L130 139L128 138V140H131V139L133 138V141H134ZM140 136H141V135H140ZM144 136H146V134L143 135L142 137H144ZM149 136H150V135H149ZM154 136H155V135H154ZM162 136H163L164 139H163L162 137H161V138H162L163 140H166V142H167V139H165V137H164L163 134H162ZM171 136H172V135H171ZM182 136H183V135H181V136H179V137L181 138ZM192 136H193V135H192ZM231 136H228V137L231 138ZM233 136H235V135H233ZM240 136H241V135H240ZM245 136H246V135H245ZM12 137H13V136H12ZM37 137H38V136H37ZM39 137H40V136H39ZM57 137H60V134H59ZM61 137H62V135H61ZM71 137H72V136L70 135V139H71V140H74L73 137H75V136L72 137L73 139H72ZM146 137H147V136H146ZM150 137H151V136H150ZM150 137H149V138H150ZM157 137H159L158 134H157ZM167 137H168V134H167L166 138H167ZM172 137H175V136H172ZM193 137H195V136H193ZM196 137H197V136H196ZM242 137L244 138V133H243ZM242 137H241V138H242ZM7 138H11V137H7ZM55 138H56V137H54V139H55ZM78 138H80V136L77 137V140H78ZM82 138H83V137H82ZM82 138H81V139H82ZM108 138H109V136H108ZM110 138H112V137L110 136ZM123 138H124V137H123ZM137 138H138V136H137ZM139 138H140V137H139ZM139 138H138V140H140ZM149 138H148V139H149ZM152 138H153V137H152ZM152 138H151V139H152ZM161 138L159 137L158 140L160 139L159 141H161ZM236 138H237V136H236ZM243 138H242V140L245 141L246 138H245V139H243ZM31 139H32V137H31ZM39 139H41V138H39ZM47 139H48V138H47ZM52 139H53V138H52ZM64 139H66V138H64ZM67 139H69L68 136H67ZM81 139H79V140H81ZM106 139H107V138H106ZM112 139H113V138H112ZM115 139H118L119 141L122 140L121 137H120V139H119V138H117V136L115 137ZM124 139H125V138H124ZM143 139H144V138H143ZM148 139H147V140H148ZM153 139H154V141H156V139H157L156 136H155V138H153ZM171 139H172V138H171ZM171 139L169 138L168 141L171 142V141H170ZM174 139H175V138H174ZM234 139H235V137H234ZM2 140H3V139H2ZM2 140L0 141V143L2 142ZM5 140H7L6 137H5ZM5 140H4V141H5ZM8 140H9V139H8ZM8 140H7V142H8ZM42 140H43V139H42ZM49 140H48V141H49ZM79 140H78V142H79ZM97 140H98V142H100V143L103 142V140H102V141H99V139H97ZM104 140H105V139H104ZM138 140H137V141H138ZM163 140H162V142H163ZM196 140H197V139H196ZM229 140H230V139H229ZM232 140H233V139H232ZM232 140H231V141H232ZM46 141H47V140H46ZM69 141H70V140H69ZM105 141H106V140H105ZM115 141H116V142H115ZM115 141H113L114 145L117 144V140H115ZM125 141H127V140H125ZM137 141H135V143H134V142H133V143H134L135 145H136V143L139 144L140 142L138 143ZM148 141H149V140H148ZM150 141L153 142V140H150ZM172 141H173V140H172ZM188 141H189V140H188ZM226 141H227V140H226ZM233 141H234V140H233ZM235 141H236V140H235ZM235 141H234V142H235ZM9 142H10V140H9ZM9 142H8V143H9ZM21 142H22V141H21ZM53 142H55L56 145H54ZM72 142H73V141H72ZM80 142H82V140H81ZM95 142H96V144H98L97 141H95ZM108 142H111V141H108ZM121 142H122L123 145L120 144ZM121 142H118V143L120 144V145L118 146V148H116L117 146H116V147H115V146L112 147V148H114V147L116 148V152H114L115 155H116V153L118 152V155H119V156H117V159L120 157L121 153H124V152H125V150H127V151H129V150L131 151V150H132L133 154H135L134 151H133V148L130 146V144H127V145H126V142H123V141H121ZM130 142H131V141H130ZM130 142H127V143H130ZM186 142H187V141H186ZM227 142H228V141H227ZM237 142H239V143L241 142L242 144L244 143V142H242V141H237ZM237 142H236V143H237ZM124 143H125L126 146L124 145ZM133 143L131 142L132 145H134ZM144 143H145V142H144ZM148 143H149V142L146 141L145 144H148ZM156 143H157V142H156ZM160 143H161V142H160ZM164 143H165V141L163 142V144H164ZM174 143H175V141H174ZM174 143H171V144H174ZM176 143H178V139H177V142H176ZM187 143H188V142H187ZM228 143H229V142H228ZM239 143H238V144H239ZM245 143H246V142H245ZM65 144H66V141H65ZM67 144H68V142H67ZM69 144H71V143L69 142ZM79 144H80V143H78V145H79ZM94 144H95V143H94ZM94 144H93V145H94ZM109 144H110V143H109ZM140 144H141V143H140ZM140 144H139L138 146H140ZM142 144H143V143H142ZM142 144H141V145H142ZM145 144H144V145H145ZM154 144H155V143H154ZM154 144H152V145L155 146ZM165 144H166V145L168 144L169 146L171 145V144H169L168 142L165 143ZM181 144L183 145L184 143H181ZM242 144H241V145H242ZM52 145H53V146H52ZM81 145H82V144H81ZM83 145H84V144H83ZM102 145H103V144H102ZM105 145H106V143H105ZM107 145H108V144H107ZM110 145L112 146V144H110ZM128 145H129L132 149H126ZM135 145H134V146H135ZM149 145H150V143H149ZM149 145H147V146H149ZM156 145H158V144H156ZM176 145H177V144H176ZM182 145H181V146H182ZM231 145H232V144H231ZM243 145H244V146H243ZM243 145H242V146H243V148H244L245 146H247V143H246V145H245V144H243ZM1 146H2V145H1ZM1 146H0V147H1ZM23 146H21V147H23ZM95 146H96V145H95ZM120 146H123V147L119 148ZM153 146H150V148L153 147ZM159 146H160V145H159ZM172 146H173V145H172ZM177 146H180V144L177 145ZM177 146H176V148H177ZM191 146H192V144H191ZM197 146H196L195 148H197ZM226 146H228V145L226 144ZM233 146H234V145H233ZM242 146H241V148H242ZM262 146H263V145H262ZM53 147H54V148H53ZM98 147H99V146H98ZM100 147H101V146H100ZM106 147H107V146H106ZM145 147H146V146H145ZM193 147H194V145H193ZM231 147H232V146H230L229 148L231 149ZM237 147H238V146H237ZM237 147H235V148L237 149ZM259 147H260V146H259ZM3 148H4V147H3ZM3 148H2V149H3ZM59 148H60V147H59ZM59 148H57V149H59ZM102 148H103V147H101V149H102ZM128 148H129V147H128ZM136 148H137V149L139 148V150H141L140 147H136ZM179 148H180V147H179ZM226 148H228V147H226ZM232 148H233V147H232ZM238 148H239V147H238ZM243 148H242V151H243V153H244V150H245L246 148H244V149H243ZM261 148H262V147H261ZM4 149H5V148H4ZM63 149H64V147L61 148V151H62ZM101 149H100V150H101ZM110 149H111V148H110ZM143 149H144V150H143ZM158 149H159V148H158ZM236 149H234V150H236ZM239 149H240V148H239ZM262 149H263V148H262ZM5 150H6V149H5ZM5 150H2V151H5ZM13 150H14V149H13ZM55 150H56V149H55ZM64 150H65V149H64ZM95 150H96V148H95ZM111 150H112V149H111ZM139 150H138L137 153H136V157H137V158H138V156H139V157L141 156V154H142L143 151L145 152L146 148H142V150H143L142 152L139 151ZM173 150H175V149L173 148ZM177 150H178V148H177ZM232 150H233V149H232ZM234 150H233V152H234ZM237 150H238V149H237ZM257 150H258V149H257ZM257 150H255V152H256ZM259 150H260V148H259ZM14 151H15V150H14ZM58 151H60V150H56V151H54L55 154H57L56 152H58ZM61 151H60V152H61ZM112 151H115V150H112ZM148 151H149V150H148ZM238 151H239V150H238ZM238 151H237V152H238ZM245 151L247 152V149H246ZM262 151H264V150H262ZM262 151H259V152H261V154H262ZM0 152H1V149H0ZM12 152H13V151H12ZM64 152H67V150H65ZM64 152H62V153H64ZM99 152H100V151H99V149H98V151H97L96 153H99ZM150 152H151V150H150ZM150 152H148V154H149ZM155 152H157V150H156ZM165 152H166V151H165ZM175 152H177V151H175ZM226 152H227V151H226ZM252 152H254V151L252 150ZM252 152H251V153H252ZM255 152H254V154H255ZM257 152H258V151H257ZM3 153H5V152H3ZM112 153H113V152H112ZM125 153H126V152H125ZM125 153H124V154H125ZM129 153H131V152H129ZM129 153H128V156L131 157L132 155H129ZM158 153H159V152H158ZM229 153H230V150H229ZM229 153L227 152L228 155H229ZM231 153H232V151H231ZM248 153H249V157H250L251 154H250V152H248ZM248 153H247V154H248ZM263 153H264V152H263ZM13 154L15 155V153H13ZM131 154H132V153H131ZM148 154H147V150H146V155L148 156ZM160 154H164V151H163L162 153H160ZM175 154H176V153H175ZM175 154H174V155H175ZM233 154H234L235 156H237L235 153H233ZM237 154H238V153H237ZM239 154H240V156L238 157V159L241 157V154H242V153L240 152ZM239 154H238V155H239ZM256 154H257V153H256ZM256 154H255V155H256ZM259 154H260V153H259ZM259 154H257L258 157H259ZM261 154H260V157H261L262 155H264V154H262V155H261ZM0 155H3L2 152L0 153ZM100 155H101V154L99 153V157H100ZM115 155H113V156H111V157H114ZM122 155H123V154H122ZM142 155H144V153H143ZM146 155H145V156H146ZM176 155H177V154H176ZM224 155H225V154H224ZM242 155H243V154H242ZM255 155H254V156H255ZM257 155H256V156H257ZM29 156H30V155H29ZM45 156H47V155H45ZM60 156H61V158H64V157H65V156H63L62 154H60ZM60 156H59V153H58V157H59V158H60ZM62 156H63V157H62ZM97 156H98V154H97ZM97 156H95V157H97ZM158 156H159V155H158ZM158 156H156V158H158ZM165 156H166V155H165ZM165 156L163 157V155H161V157H163L162 160L165 159ZM182 156H183V157H182ZM243 156H245V155H243ZM243 156H242V157H243ZM32 157H31V158H32ZM43 157H44V156H42V158H43ZM53 157H55V156H53ZM121 157H122V156H121ZM121 157H120V158H121ZM125 157H126V156H125ZM132 157H133V156H132ZM142 157H144V156H142ZM142 157H141V159H142ZM161 157H160V158H161ZM227 157H228V156H227ZM22 158H21V159H22ZM31 158H30V160H31ZM48 158H50V157L47 156V159H48ZM51 158H52V157H51ZM56 158H57V157H56ZM115 158H116V156H115ZM126 158H127V157H126ZM133 158H134V157H133ZM150 158H153V156H152V157L150 156ZM154 158H155V157H154ZM166 158H167V157H166ZM235 158L237 159V157H235ZM263 158H264V156H263ZM27 159H28V158H26V160H27ZM37 159H35V160L37 161ZM53 159H54V158H53ZM94 159H95V158H94ZM102 159H103V158H102ZM139 159H140V158H139ZM139 159H135V160L138 161ZM141 159H140V162H141ZM148 159H149V158H148ZM148 159H147L146 163L144 162V160H143V162H144L145 164L150 163L151 160L149 159V160H150V161H149ZM158 159H159V158H158ZM158 159H157V160H158ZM175 159H174V160H175ZM225 159H227V158H225ZM225 159H224V161H225ZM252 159L255 160L256 157H255V158H252ZM252 159H251V157H250L248 160H250V162H251V161L253 162ZM257 159L259 160V158H257ZM257 159H256V160H257ZM261 159H262V158H261ZM23 160H24V159H23ZM23 160H22V161H23ZM33 160H34V159H33ZM33 160H32V161H33ZM35 160H34L33 163H31V164H33V167H34V168L36 167V165L39 166L38 163H37L38 161L36 162V163H37V164H36V163H35ZM38 160L41 161V159H38ZM42 160H43V159H42ZM50 160H52V159H50ZM54 160H55V159H54ZM56 160H57V159H56ZM62 160H63V159H62ZM64 160H65V159H64ZM122 160H123V157H122ZM122 160H121V161H122ZM133 160H134V159H132L131 161H133ZM135 160H134V161H135ZM167 160H168V158H167ZM22 161H20V162H22ZM28 161H29V160H28ZM32 161H31V162H32ZM52 161H53V160H52ZM58 161H59V159H58ZM92 161H93V160H92ZM92 161L90 160V163H91V164L93 163ZM99 161L101 162V159H100V158L98 159V161H95L92 165H94L95 163L97 164ZM110 161H111V160H110ZM118 161L121 162L120 160H118ZM118 161L114 159V161L112 160V162L109 163L110 165L108 164L109 167L112 169V171L115 170V169H117L118 166H120V165L123 166V164H124L125 162H127L126 160H123V161H122L123 163L119 164ZM137 161H136V162H137ZM152 161H153V160H152ZM158 161H159V160H158ZM169 161H170V160H169ZM169 161H166V162L169 163ZM259 161H260V160H259ZM259 161H258V162H259ZM261 161H262V160H261ZM261 161H260V162H261ZM29 162H30V161H29ZM56 162H57V161H54V163H50V164H54L53 166L55 167ZM61 162H62V161H61ZM61 162L58 163L57 165L59 166V165L61 164ZM108 162H109V161H108ZM136 162H135V164H136ZM160 162L163 163L164 160H163V161L160 160ZM174 162H175V161H174ZM260 162H259V163H260ZM87 163H88V162H87ZM102 163H103V161H102L101 164H100V165H101V166H100L101 168H102V165L104 164V163H103V164H102ZM129 163H132V162H129V161H128V164H129ZM137 163H138V162H137ZM141 163H142V162H141ZM155 163L157 164V161H155ZM224 163H225V162H224ZM227 163H228V162H227ZM227 163H226V164H227ZM231 163H234V161H232ZM254 163H256V162H253L252 164H254ZM263 163H264V162H263ZM263 163H260V164H263ZM135 164H134V165H135ZM228 164H229V163H228ZM228 164H227V165H228ZM256 164H257V163H256ZM23 165H24V164H23ZM48 165H49V164H48ZM63 165H64V164H63ZM65 165H66V166H69V165H67V163H65ZM92 165H91V166H92ZM104 165H105V164H104ZM104 165H103V166H104ZM106 165H107V164H106ZM132 165H133V164H132ZM143 165H144V164H143ZM143 165L141 166L142 169H143ZM151 165H154V164L150 163V164H149L150 169L147 168V170H148V169L151 170ZM157 165H159V164H157ZM170 165H172V164H170ZM229 165H230V164H229ZM26 166H29V165H26ZM26 166H25V168H26ZM30 166H31V165H30ZM53 166H52V167H53ZM66 166H64V167H66ZM96 166H97V165H96ZM96 166H95V167H96ZM124 166H125V167H126V166H127V167H130L131 165L128 166L127 163H126V165H124ZM138 166H140V164H138ZM146 166H148V165H144V167H146ZM160 166H161V165H160ZM162 166H163V165H162ZM256 166H258V165H256ZM260 166H262V165H260ZM263 166H264V164H263ZM31 167H32V166H31ZM49 167H51V165H50ZM56 167H57V166H56ZM60 167H62V166H59V169H60ZM98 167H99V166H98ZM98 167H97V168H98ZM100 167H99V168H100ZM135 167H136V166H135ZM135 167H134V168H135ZM141 167H140V168H141ZM153 167H156V166L154 165ZM158 167H159V166H158ZM166 167H167V165L165 166V169H166ZM170 167H171V166H170ZM228 167H229V166H228ZM228 167H227V168H228ZM23 168H24V166H23ZM67 168H68V167H66V168H64V169H67ZM92 168H93V167H92ZM105 168H106V166H105ZM110 168H109V169H110ZM121 168L123 169V167H121ZM131 168H132V166H131L129 169L131 170ZM134 168H133V169H134ZM140 168H139L140 171H144V170H145V169L141 170ZM171 168H173V166H172ZM171 168H170V169H171ZM258 168H259V167H258ZM262 168H263V167H262ZM27 169H28V167H27ZM27 169H23L21 172H18V175H17V176L15 175V176H16V178H15V182H14L13 184L9 182L10 184H12V186H11V187L8 186V187H9L8 190H6V187H7V186H4V184H2V185L4 186V188H5V189H4L3 186H2L1 183H0V264H80V263H79V260H80L81 255L79 254L80 257H78L79 260H77L78 258L76 257V255H75V254H72V252H77V251H78V250H76V248H75L74 240L72 241V240L68 239V236L70 237V234H71V235L73 234V233H71V231H72L71 229H72V227H74V225L71 226V224L68 222V220H70V219L67 218V219H68L67 222H63V221H61V222H56V219L59 218L58 215L56 216L55 214H53V215H55L56 217H55V216L53 217V215H52V216L50 215L51 217H50V216H47L48 218L43 217V216H42V213H43V212H42V209H44V208H42L43 206L41 207V208H42L41 210H36V207H38L39 205L35 207V210H36V211L33 212L34 207H32V205H31V203H30V202H31L30 200L33 198V201H34V197H35V196L32 195L33 197H30L31 199L28 200V198H29L30 195H29V194H26L27 192L25 193L24 188L26 187V191H27L28 186H26V185H28V183L30 182V180L33 178V175H35V174L30 173V171L27 170ZM46 169H47V168H46ZM46 169H45V170H46ZM49 169H50V168H49ZM107 169H108V168H107ZM107 169H105V170H107ZM109 169H108V171H109ZM118 169H119V171H121V170H120V167H119ZM133 169H132V170H133ZM136 169H137V167H136ZM155 169H158V168L156 167ZM155 169H153V170H154V173H156V172H155ZM159 169L161 170V169H164V168H162V167L160 168V167H159ZM175 169H176V168H174V170H175ZM20 170H21V169H20ZM30 170H31V169H30ZM33 170H34V169H33ZM36 170H38V171H37L38 173H36V174H39V172H40L39 170H40V169H36V168H35V172H36ZM52 170H53V169H52ZM52 170H50V171L52 172ZM56 170H58V168H57ZM95 170H96V169H95ZM95 170H92V169H91V171H93V172H94ZM101 170H102V169H101ZM130 170L128 171V172H129L128 174H130ZM132 170H131V172L134 171V170H133V171H132ZM137 170H138V169H137ZM139 170H138V171H139ZM149 170H148V171H149ZM168 170H169V169H168ZM168 170H167V171H168ZM225 170H227V169H225ZM225 170H224V171H225ZM228 170H229V169H228ZM228 170H227V171H228ZM259 170H260V169H259ZM41 171H44V170H41ZM46 171H47V170H46ZM64 171H67V170H64ZM89 171H90V170H89ZM103 171H104V170H103ZM117 171H118V170H117ZM117 171H116V172H117ZM135 171H136V170H135ZM156 171H159V170H156ZM171 171H172V170H171ZM175 171H178V170L176 169ZM7 172H8V171H7ZM54 172H55V173H54ZM60 172H61V169H60ZM97 172H98V171L96 170V173H97ZM104 172H105V171H104ZM106 172H107V171H106ZM106 172H105V173H106ZM114 172H115V171H114ZM136 172H137V171H136ZM136 172H135V173H136ZM145 172H146V170H145ZM160 172H162V171H160ZM262 172H263V171H262ZM0 173H2V172H1V169H0ZM9 173H10V172H9ZM9 173H8V174H9ZM53 173L56 174V171L53 170ZM61 173H62V172H61ZM65 173H66V172H65ZM91 173H92V172H91ZM119 173L121 174V172H117L118 177H119ZM122 173H124V172H122ZM126 173H127V170H126ZM140 173H141V172H138V174L141 175V176H139L140 178H138L139 181L143 178L144 175L147 174V173L143 174L144 172H142V174H143V175H142V174H140ZM150 173L152 174V172H150ZM150 173H149V174H150ZM154 173H153L152 175H155L154 177H157V176H156L157 173H156V174H154ZM164 173H165V172H164ZM170 173H171V175H172V172H170ZM170 173H169V174H170ZM174 173H175V172H173V174H174ZM177 173H178V172H177ZM177 173H176V174H177ZM243 173H244V172H243ZM10 174H12V173H10ZM32 174H33V175H32ZM45 174H46V172H45ZM48 174H49V177L47 176L48 178L51 177L50 175H53L52 173L50 174V172H49ZM48 174H47V175H48ZM58 174H60V173H58ZM112 174H116V173H113V172H112ZM112 174H111V175H112ZM117 174H116V175H117ZM124 174H125V173H124ZM138 174H137V175H138ZM151 174H150V176H149V178H150V179H149V182H150V180H151ZM160 174H161V173H159L158 175H160ZM166 174H167V173H166ZM238 174H239V173H238ZM263 174H264V173H263ZM4 175H5V174H4ZM4 175H3V176H4ZM12 175H14V173H13ZM62 175H63V174H62ZM65 175H66V174H65ZM65 175H63V176H65ZM101 175H102V174H101ZM103 175H104V174H103ZM105 175H106V178L108 179V177H107V176H108L107 173H106ZM126 175H127V174H126ZM126 175H125V176H126ZM133 175L135 176V174H133ZM133 175H132V176H133ZM163 175H164V174H163ZM241 175H242V174H241ZM244 175H246V173L243 174L242 176H244ZM247 175H249V174H247ZM0 176H1V175H0ZM5 176H6V175H5ZM7 176H8V175H7ZM10 176H11V175H10ZM10 176H9V177H10ZM15 176H13V177L11 176V177L13 178V181H14V177H15ZM40 176H41V173H40ZM42 176H43V175H42ZM42 176H41V178H42ZM59 176H60V175H59ZM59 176L57 175V177H59ZM67 176H69V175H67ZM123 176H124V175H123ZM123 176H122V177H123ZM146 176H147V175H146ZM146 176H144V177L146 178ZM164 176H165V175H164ZM179 176H180V175H179ZM183 176H184V175H183ZM183 176H181V177L183 178ZM249 176H250V175H249ZM261 176L264 178L263 175H261ZM1 177H2V176H1ZM11 177H10V178H11ZM35 177H36V176H35ZM61 177H62V176H61ZM113 177H114V176H113ZM118 177H117V178H118ZM127 177H128V176H127ZM130 177H131V176H130ZM135 177H136V176H135ZM137 177H138V176H137ZM137 177H136V178H137ZM147 177H148V176H147ZM158 177H159V176H158ZM158 177H157V178H158ZM162 177H163V176H162ZM168 177H169V176H168ZM181 177H180V178H181ZM237 177H238V176H237ZM244 177H245V176H244ZM246 177H247V176H246ZM262 177H261V178H262ZM2 178L4 179L5 177H2ZM6 178L8 179V177H6ZM38 178H39V175H38ZM43 178L46 179V177H43ZM64 178H65V177H64ZM111 178H112V177H111ZM117 178H115L116 180H115V183L113 182L114 184H116ZM120 178H121V176H120ZM125 178H126V177H125ZM125 178H123V180H124ZM136 178H135V179H136ZM159 178H160V177H159ZM163 178H164V177H163ZM166 178H167V176H166ZM169 178H173V180H174V176H173V177H169ZM177 178H178V175H177ZM182 178L179 179V181L181 180V181L184 183V181H186V180H182ZM187 178H186V179H187ZM263 178H262V179H263ZM3 179H0V180H3ZM7 179H4L2 183H6L7 181H9V180H7ZM36 179H37V178H36ZM36 179H35V180H36ZM103 179H104V178H103ZM107 179H105L106 182L108 181V183L111 182V184H112V180L109 181V180H107ZM130 179H131V178H130ZM133 179H134V178L132 177L131 180H133ZM146 179H147V178H146ZM146 179H145V180H146ZM183 179H185V178H183ZM238 179H239V178H238ZM35 180H34V181H35ZM39 180H40V179H39ZM46 180H47V179H46ZM49 180H50V179H49ZM49 180H48V181H49ZM51 180H52V179H51ZM62 180H63V179H62ZM118 180H119V179H118ZM127 180H128V178H127ZM127 180H126V181H127ZM136 180H137V179H136ZM153 180H156V178L153 179ZM153 180H152V181H153ZM240 180H242V179H240ZM4 181H6V182H4ZM10 181H11V180H10ZM48 181H45V183L48 182ZM128 181H129V180H128ZM143 181H144V180H143ZM157 181H158V180H157ZM161 181H162V178H161L160 182H161ZM163 181H165V179H164ZM163 181H162V182H163ZM167 181H168V180H167ZM167 181H166V183H167ZM175 181H176V179H175ZM175 181H174V182H175ZM177 181H178V180H177ZM187 181H188V180H187ZM38 182H39V181H38ZM40 182H42V180H41ZM40 182H39V183H40ZM43 182H44V181H43ZM49 182L51 183V181H49ZM106 182H105V183H106ZM123 182H125V181H123ZM133 182H134V180H133ZM135 182H136V181H135ZM135 182H134V183H135ZM146 182H148V181H146ZM155 182H156V181H155ZM182 182H181V183H182ZM258 182H261V181H258ZM262 182H264V181L262 180ZM36 183H37V182H36ZM117 183H118V182H117ZM126 183H129V182H126ZM130 183H131V181H130ZM130 183H129V184H130ZM137 183H138V185H137L138 187H135V188H134V187L128 185V186H130L131 189L133 188V190H131L129 187H127V190L130 189L129 193H130L131 191H133L132 199L134 200V199L136 198L137 203H139V204L141 203L140 205L142 206V205H144L145 200H144V201H143V200L141 201V200H140L141 197L139 198V196H138V198H139V200H140V201L138 202V200H137L138 198H137L136 196H137L139 193H140V194H141V193L143 194L144 191L142 190L143 192H140V186H139L140 182H137ZM142 183H143V182H142ZM151 183H152V182H151ZM158 183H159V182H158ZM158 183L156 182L157 185H159ZM164 183H165V182H164ZM166 183H165V184H166ZM177 183L179 184V185H178V184H177V185L180 187L181 184H180L179 182H177ZM186 183H187V182H186ZM253 183H254V182H253ZM7 184H8V183H7ZM7 184H5V185H7ZM10 184H9V185H10ZM33 184L35 185V182H33ZM37 184H38V183H37ZM51 184H52V183H51ZM111 184H109V185L106 184V185L109 186V187H106V190H110V185H111ZM119 184H120V181H119L118 185H119ZM121 184H122V183H121ZM154 184H155V183H153L152 185H154ZM161 184H162V183H161ZM175 184H176V183H175ZM256 184H258V183H256ZM30 185H31V184H30ZM38 185H39V184H38ZM144 185H145V184H144ZM162 185H163V184H162ZM162 185H161V186H162ZM177 185H176V187H177ZM186 185H187V184H186ZM31 186H32V185H31ZM104 186H105V185H104ZM111 186H112V189H113V188H114L113 185H111ZM121 186H122V185H121ZM121 186H118V187H121ZM133 186H136V185L133 184ZM142 186H143V185H142ZM150 186H151V185H150ZM155 186H156V185H155ZM166 186H168V185L166 184ZM255 186H256V185H254V187H255ZM262 186H264V185H261V189H262ZM33 187H34V186H33ZM33 187H32V188H33ZM37 187H38V186H36V189H35V187H34V189L37 190ZM52 187H53V186H52ZM66 187H67V184H66ZM118 187L115 186L116 189H118ZM125 187H126V186H125ZM125 187H124V188H125ZM148 187H149V185H148ZM179 187H178V188H179ZM185 187H187V186H185ZM185 187H184V188H185ZM193 187H192V188H193ZM257 187H258V185H257ZM30 188H31V187H30ZM32 188H31V190H32ZM38 188H41V187H38ZM46 188H47V191H48V190H51L50 188H48V185H47V187H45V189H46ZM108 188H109V189H108ZM142 188H143V187H142ZM181 188H182V185H181ZM184 188H183V189H184ZM188 188H190V187H188ZM192 188H190V189H192ZM213 188H212V189H213ZM259 188H260V187H259ZM259 188H258V189H259ZM263 188H264V187H263ZM34 189H33V190H34ZM64 189H65V188H64ZM64 189H63V191H65ZM145 189H146V188H145ZM172 189H173V188H172ZM174 189H175V188H174ZM176 189H177V188H176ZM261 189H259V190H261ZM28 190L31 191L30 189H28ZM114 190H115V189H114ZM114 190H113V191H114ZM180 190H182V189H180ZM194 190H192V191H194ZM249 190H251V189H249ZM249 190H247V191H249ZM252 190H253V189H252ZM252 190H251V191H252ZM43 191H44V190H43ZM45 191H46V190H45ZM47 191H46V192H47ZM118 191H119V189H118ZM121 191H122V189H121ZM121 191H120V192H121ZM178 191H179V190H178ZM217 191H218V190H217ZM251 191H250V192H251ZM254 191H255V190H254ZM261 191H262V190H261ZM261 191H260V193H262ZM34 192H35V191H34ZM39 192H40V191H39ZM46 192L44 193L45 196H46ZM65 192H66V191H65ZM65 192H64V194H66ZM110 192H111V191H110ZM116 192H117V190H116ZM116 192H113V193H116ZM125 192H126V189H125ZM125 192H124V189H123V192H122V193H124V195H125ZM146 192H147V191H146ZM181 192H182V191H181ZM181 192H178V193L180 194ZM250 192H249L248 195H252V194H250ZM252 192H253V191H252ZM47 193H50V191L47 192ZM53 193H54V192H53ZM56 193H57V192H56ZM59 193L61 194V192H59ZM122 193H121V195H122ZM126 193L128 194V192H126ZM144 193H145V192H144ZM184 193H185V191H184ZM206 193H208V192H206ZM209 193H210V192H209ZM209 193H208V194H209ZM211 193H212V192H211ZM30 194H31V192H30ZM142 194H141V195H142ZM176 194H177V193H176ZM214 194H215V193H214ZM214 194H213V195H214ZM220 194H221V192H220ZM253 194H254V193H253ZM263 194H264V192H263ZM263 194H260V195H263ZM28 195H29V196H28ZM47 195H49V194H47ZM50 195H51V193H50ZM107 195H108V194H107ZM124 195H122V196L125 197ZM130 195H131V194H130ZM130 195L128 194L129 197H130ZM43 196H44V195H43ZM51 196H52V195H51ZM51 196H50V198H51ZM105 196H106V194H105ZM126 196H127V195H126ZM203 196L206 197V194H204ZM208 196H209V195H208ZM237 196H238V195H236V197H237ZM241 196H243V195H241ZM253 196H256V195H253ZM37 197H38V196H37ZM41 197H42V196H41ZM106 197H108V196H106ZM201 197H202V196H201ZM251 197H252V196H250V198H251ZM257 197H258V196H257ZM263 197H264V195H263ZM45 198H46V200H47L48 196L45 197ZM108 198L111 199V197H108ZM108 198H107V199H108ZM112 198H113V197H112ZM125 198H126V197H125ZM125 198H124V199H125ZM155 198H156V199H154V201H155V200L158 201V200L160 199V198L157 199V196H156ZM244 198H245V196H244ZM40 199H41V198H40ZM43 199H44V197H43ZM48 199H49V198H48ZM107 199H106V200H107ZM132 199H130V200L132 201ZM141 199H145V198H141ZM253 199H254V200H257V199H260V198H256V197H255V198H254V197L251 198V200H253ZM37 200H39V199H37ZM49 200H50V199H49ZM127 200H128V198H127ZM244 200H245V199H244ZM251 200H250V201H251ZM125 201H126V199H125ZM128 201H129V200H128ZM131 201H130V202H131ZM157 201L155 202V203L157 204V206H158L159 204H160V205L162 204V201H160V202H159V201L157 202ZM201 201H203V200H201ZM250 201H249V202H250ZM257 201H258V200H257ZM257 201H256V202H257ZM259 201H261V200H259ZM262 201H264V200H262ZM262 201L260 202V204H257V205H254V206L252 205L251 207H250L251 204L248 203V205L250 204L249 206L247 205L248 208H252V210H251V209L249 210V209L247 208L248 211H249V214H245V215H243V216H245V217H243L242 219H245V221L243 220L244 222L241 223V226L239 227V231H236V230L234 229V226H232L231 224L229 225V222H228V225H229V226H232V227H229V226H228V227H229L228 229H225V228H224V229H218V228H216V226H215V229H212L211 227H210L211 229L205 227L203 230H200L201 233H198L199 228H200V227L202 226V224H203V223L200 224L201 221H202L203 219H202V220H198V218H199L198 216H199V215H197L196 217H192V216H195V214H197L198 211H200L201 209H200V210H198V209H195V210H194V209L192 208V211L194 212V215L191 214L192 212H191V213L189 212V213H188L189 215H187V211H189V209L186 208L187 210L185 211V212H186L185 214H184V210H183V212H182V210H181V214L183 213L181 216L179 215V217L177 218V215H175L176 219L173 218V217L171 216V215H173V214L170 213V214H168V215L171 216V219L173 218V219L171 220V221H172V222H171V223H172V226H170V227L172 228V230L174 229V231H171V230H170V233L173 232V236L171 235L172 237H170L169 235H166L167 238H168V236H169V238H170V240H169L168 242H166V241L168 240L167 238H166L167 240L165 239L166 241H164V242H166V244L168 243V245H163L164 242H162V243H163V244H162L163 247L160 248V247H155V246H156V243L153 244L154 246H153V245L151 246V243H150L149 246H146V248H147V254H148V255L146 254L147 256H145V257H143V256L141 255V254H142V253H141V252H142V247H143L144 245H148V244H149V243H148V244H146V243H147L148 241H150V240H149L150 238H149V239L147 238V239H148L147 242H146L144 245H142L143 240H144L143 237H145L146 235H145V236L143 235V237H142V236H141V235H142L141 232H142V231L145 232L146 229H147L146 232H148V229H150V231H151V229H153V230L156 231V230L158 229V228L156 229V226H161V225L163 224V221H162L163 218H161V223H157L156 221H158V219H159V218L157 219V216H160V215L157 214V216H155V212H156V213H161V212L163 211L164 216H166L168 210L165 209L164 207H168V206H163V204H162V206H163V208H164L165 210H163L162 208H161V209L158 208L159 206H158V207L155 206V207H157V208H156L157 211H155V212H151V211H150V212H149V211L146 209V211H148V212H143V211H144V208H145L146 205H145L144 207H141V206H138V205H137L138 208L140 209V213L142 212V215H143V216L141 217L140 215H138V213H136V215L139 216V217H138L139 222H140L141 225H143V228H144V229L142 228V226H140V228H139V227H138L139 225L137 226V227H138L137 229L135 228L136 226H135L134 224H137V223H138V221L136 220L137 217H136V219H135V215H134V217H132L133 215H131V218H133V219H135V220L137 221V223H135L134 220H133L132 222L130 221V223H132V224L134 223L133 225L135 226L134 228L136 229V231L133 232V233H134V236L132 237V242H130L131 244H130V243H129V245L127 244V243H128V242H127V240H128V235L123 234V233L121 232L122 229H121V231H120V229H119L118 234H119V232H120V233H122L123 235H125L124 237L127 236V238H125V239H126V242H127V243H126L127 246H125L124 243H123L124 245H122V246H118L119 243H118V241H116V239L119 240V238H118V237H117V238L115 237V241H116L118 244H115V241L111 239V241H112L111 243L113 244V247H112V246H111V247H112L113 249H112V248H110V249H111L112 251H114V252H113L114 254H115V252H116V254L119 255V257H118V258H119V261H117V260H116V261H117V262H120V264H214V263H215V259H214L215 256H216L217 254H220L221 252H224V250H225V252L227 253V256L224 257V258L222 259V263L224 262L223 264H235V261H236L235 259H237L238 257H237V258H234L236 255H235L234 252L231 250V248H232L233 246H235L239 241H241V242H242V245H241V249H242V251H243L244 249H246V252H247V250H248L250 256H252V255L254 256V254L251 255L250 251H251V252L253 251L252 253L255 252V256H254L255 258L252 257V258H253V259H252V258L250 257L252 261L255 259V260H254L255 263H253V262H250V263H253V264H264V206H263L264 203H263ZM49 202H50V201H49ZM132 202H135V201H132ZM132 202H131V205L133 204V207H134V205H135V207H137V206H136L137 203L134 204V203H132ZM163 202H164V201H163ZM256 202H255V204H256ZM34 203H35V201H34ZM36 203L39 204L38 201H36ZM41 203H42V202H41ZM45 203H47V202L45 201L44 204H45ZM118 203L121 205L122 203H125V202H121V203L118 202ZM127 203H128V202H127ZM127 203H126V204H123L122 206L127 205L126 207L128 208V204H127ZM149 203H151V202H149ZM149 203H148V204H149ZM158 203H159V204H158ZM129 204H130V203H129ZM145 204H146V203H145ZM148 204H147V206H148ZM156 204H155V205H156ZM164 204L166 205L167 202H164ZM168 204H170V203H168ZM171 204H172V203H171ZM171 204H170V205H171ZM203 204H204V203H203ZM209 204H210V203H209ZM253 204H254V203H253ZM45 205H46V204H45ZM50 205H51V204H49V206H50ZM114 205H115V204H114ZM196 205H197V204H196ZM198 205H199V204H198ZM204 205H205V204H204ZM40 206H41V204H40ZM40 206H39V207H40ZM47 206H48V204H47ZM118 206H119V205L117 204V207H118ZM162 206H161V207H162ZM201 206H202V204H201ZM201 206H200V208H202V210H201L200 212L203 211L202 217H204V216L206 217L207 214L204 212V209H205V208L203 209V206H202V207H201ZM44 207H45V206H44ZM119 207H120V206H119ZM171 207H172V206H171ZM171 207H169L170 210H172ZM178 207H179L178 205L175 206L176 210L178 209ZM198 207H199V206H198ZM225 207H226V206H225ZM49 208H50V207H49ZM121 208H124V207H120L119 209L122 210ZM129 208H130V207H129ZM131 208H132V206H131ZM194 208H195V207H194ZM206 208H207V207H206ZM38 209H39V208H38ZM45 209H46V207H45ZM45 209H44V210H45ZM47 209H48V208H47ZM116 209H117V208H116ZM133 209H134V208H133ZM139 209H138V210H139ZM173 209H174V208H173ZM209 209H211V207H209ZM209 209H208V210H209ZM224 209H225V208H224ZM224 209H223L222 211H224ZM226 209L228 210V208H226ZM247 209H246V211H247ZM44 210H43V211H44ZM49 210H50V209H49ZM126 210H127V209H126ZM129 210H131V209H129ZM134 210L136 211V209H134ZM138 210H137V212H139ZM142 210H143V211H142ZM154 210H155V209H154ZM174 210H175V209H174ZM174 210L171 211V212H175V211H176V210H175V211H174ZM53 211H54V213H55L56 210H53ZM116 211H119V210H115V212H116ZM164 211H166V212H164ZM190 211H191V210H190ZM47 212H48V214H49V211H48V210H47ZM47 212H46V213H47ZM120 212H121V211H120ZM124 212H126V211L124 210ZM124 212L122 211L121 214L118 213V214H119V217H120ZM196 212H197V213H196ZM109 213H111V212H109ZM109 213H108V214H109ZM112 213H113V212H112ZM127 213H128V211H127ZM129 213H133V212L131 211V212H129ZM140 213H139V214H140ZM143 213H144V214H143ZM177 213H178V211H177ZM244 213H245V212H244ZM244 213H243V214H244ZM246 213H247V212H246ZM116 214H117V213H116ZM175 214H176V212H175ZM199 214L201 215V213H199ZM46 215H47V214H46ZM128 215H129V214H127L126 216L123 215V218H124V217H128ZM161 215H162V214H161ZM203 215H204V216H203ZM111 216H112V214H111ZM111 216H110V218H108V219H112V218L114 217V214H113V217H111ZM170 216H168V217H170ZM207 216H208V215H207ZM57 217H58V218H57ZM66 217H71V216H65V217H64L65 220H66ZM116 217H118V215H117ZM161 217H163V215H162ZM202 217H201V218H202ZM205 217H204V218H205ZM44 218H46V219H44ZM61 218H62V217H60V219H61ZM128 218L130 219V217H128ZM128 218H127V219H128ZM206 218H208V217H206ZM62 219H63V218H62ZM72 219H73V218H72ZM127 219H126V222L123 221V220H125V219H123V220H122V221H123L122 223L125 222L126 225L128 224L127 227H130V228H131L132 225L129 226L130 223H128L129 220H127ZM167 219H169V218H167ZM208 219H209V218H208ZM210 219H211V218H210ZM58 220H59V219H58ZM106 220H107V219H106ZM113 220L115 221V218H114ZM113 220H112V221H113ZM116 220H117L116 222H118V219H116ZM119 220H120V219H119ZM131 220H132V219H131ZM159 220H160V219H159ZM164 220H165V219H164ZM169 220H170V219H169ZM169 220H168V221H169ZM59 221H60V220H59ZM108 221H110V220H108ZM112 221H110V222H112ZM114 221L112 222V224L114 223ZM168 221L164 222V224H166ZM119 222H120V221H119ZM155 222H156V223H155ZM213 222H214V221H213ZM71 223H72V221H71ZM122 223H120V224H122ZM168 223L170 224V222H168ZM210 223H212V220H211V222L209 221V223H207V224H208V227L211 226ZM72 224H73V223H72ZM108 224H109V223H108ZM116 224H117V225H120L119 223H116ZM125 224H122V226L125 225ZM138 224H139V223H138ZM169 224H168V225H165V226L167 227V226H169ZM212 224H213V223H212ZM215 224H216V222H215ZM226 224H227V223H226ZM226 224H225V225H226ZM170 225H171V224H170ZM203 225H204V224H203ZM225 225L223 224V226H225ZM110 226H111V223H110ZM223 226H222V227H223ZM226 226H227V225H226ZM16 227H17V228L21 227V229H20V232H21V233H20L19 235H24V237H23V239L20 238V240H18V242H17L16 244H15V243L13 244V243H10V240H12V237H13V236H16V235H14L15 233H13V230L16 231V229H15ZM115 227L118 228V226H115ZM123 227H124V226H123ZM127 227H126L125 231H127V230L130 231V228L127 229ZM170 227H168V228L170 229ZM212 227H214V225H212ZM117 228H116V230H117ZM120 228H121V225H120ZM124 228H125V227H124ZM124 228H123V230H124ZM226 228H227V227H226ZM113 229H114V228H113ZM113 229H112V230H113ZM132 229H133V228H132ZM132 229H131V230H132ZM135 229H133V230H135ZM161 229H162V228H160V230H161ZM163 229H164V228H163ZM163 229H162V230H163ZM248 229H250V231H251V229L258 230V233H256L257 231H255V235L251 236V234L254 233V231L252 230V233H250V231H249ZM108 230H109V229H108ZM110 230H111V228H110ZM110 230H109V231H110ZM112 230H111V231H112ZM133 230H132V231H133ZM167 230H168V229H167ZM242 230H243V231H242ZM247 230H248V232L250 233V235L248 234V235H244V236H242V233H243V232L246 233ZM113 231H114V230H113ZM129 231H128V232H129ZM132 231H131V233H132ZM163 231H164V233H165L166 230L164 229ZM163 231H158V230H157L156 233L159 235L160 233H163ZM115 232H116V231H115ZM123 232H124V231H123ZM144 232H143V233H144ZM166 232H168V231H166ZM17 233H18V232H17ZM109 233H110V232H109ZM112 233H113V232H112ZM133 233H132V234H133ZM149 233H150V232H149ZM151 233H152V232H151ZM151 233H150V234H151ZM153 233H154V232H153ZM156 233H155V236H156ZM164 233H163V234H164ZM107 234H108V233H107ZM113 234H115V233H113ZM129 234H130V233H129ZM146 234H147V233H146ZM166 234H168V233H166ZM17 235H18V234H17ZM19 235L16 236V237L18 238ZM25 235H27V236H25ZM105 235H106V233H105ZM110 235H111V234H110ZM151 235H152V234H151ZM158 235H157V236H158ZM108 236H109V235H108ZM113 236H115V235H111V237H113ZM117 236H119V235H117ZM130 236H131V234H130ZM130 236H129V237H130ZM152 236H153V235H152ZM160 236H162V234H160V235L158 236V240H159V241L162 239ZM72 237L74 238V236H72ZM120 237L123 238V240H124L123 242H125L124 237H122V236H120ZM147 237H150V236L147 234ZM164 237H165V235H164ZM130 238H131V237H130ZM145 238H146V237H145ZM159 238H160V239H159ZM97 239H99V238H97ZM113 239H114V238H113ZM75 240H76V239H75ZM120 240H121V239H120ZM120 240H119V241H120ZM145 240H146V239H145ZM156 240H157V239H156ZM107 241H109V240L107 239ZM107 241L104 243V245L107 243ZM113 241H114V243H113ZM121 241H122V240H121ZM128 241H129V240H128ZM159 241H158V242H159ZM161 241H163V240H161ZM76 242H77V241H76ZM76 242H75V243H76ZM150 242H152V241H150ZM154 242H155V240H154ZM156 242H157V241H156ZM158 242H157V243H158ZM108 243H110V242H108ZM111 243H110V244H111ZM159 243H160V242H159ZM110 244H109V245H110ZM112 244H111V245H112ZM114 244H115V246H114ZM76 245H77V244H76ZM116 245H117V246H116ZM120 245H121V242H120ZM158 245H160V244H158ZM158 245H157V246H158ZM107 246H108V245H107ZM164 246H165V247H164ZM166 246H169V247H168L169 250H167V252H166V250H165V249H166ZM109 247H110V246H109ZM109 247H108V248H109ZM144 247H145V246H144ZM144 247H143V249H145ZM242 247H243L244 249H243ZM8 248H12L13 250H12V249H11V250L15 252V255H14V256H15V259H13L14 261L11 259V257H10V259L7 257V256H11V254H12V253H11V254H7V251H10V250H7ZM77 248H78V247H77ZM108 248L106 249L107 251L110 250V249H108ZM89 249H90V248H89ZM90 250H92V249H90ZM90 250H89V251H90ZM106 250H105V253H107ZM163 250H164V252L166 253L165 255H167V256H166L167 258L165 257ZM12 251H11V252H12ZM92 251L94 252V250H92ZM112 251H111V253H112ZM145 251H146V250H145ZM230 251H231L233 254L230 253ZM93 252H90V253H93ZM161 252H163V254H162ZM246 252H245V254L248 253V252H247V253H246ZM9 253H10V252H9ZM108 253H109V252H108ZM113 253H112V255H114ZM145 253H146V252H145ZM241 253L243 254V252H241ZM236 254H237V253H236ZM249 254H248V255H249ZM72 255H75V257H76L77 259L73 258L74 256L72 257ZM77 255H78V254H77ZM79 255H78V256H79ZM83 255H84V254H82V257H83ZM107 255H108V254H107ZM112 255L110 254V256H112ZM144 255H145V254H144ZM224 255H225V254H224ZM238 255H239V254H237V256H238ZM84 256H85V255H84ZM86 256H87V255H86ZM86 256H85V257H86ZM88 256H90V255H88ZM103 256L105 257V255H103ZM108 256H109V255H108ZM12 257H13V254H12ZM82 257H81V258H82ZM116 257H117V255H116ZM89 258H90V257H89ZM110 258H111V257H110ZM110 258H109V260H112V259H110ZM250 258H249V260H250ZM86 259H88V257H87ZM93 259L95 260L94 257H93ZM99 259H101V258H99ZM99 259H97V260H99ZM166 259H167V260H166ZM83 260H84V259H83ZM104 260H108V257H107V259H104ZM104 260H103V261H104ZM109 260H108V261H109ZM168 260H169V261H168ZM90 261H91V260H90ZM99 261H100V262H98V261H97V262H98V263H101L102 260H99ZM167 261H168V262H167ZM91 262H92V261H91ZM94 262H95V261H94ZM105 262H106V261H105ZM110 263H111V262H110ZM112 263L115 264V260L112 261ZM112 263H111V264H112ZM87 264H88V263H87ZM90 264H94V263H90ZM96 264H97V263H96ZM103 264H104V263H103ZM108 264H109V263H108ZM117 264H118V263H117ZM240 264H241V263H240Z\"/></svg>","mask_w":264,"mask_h":264}]
</instances>
